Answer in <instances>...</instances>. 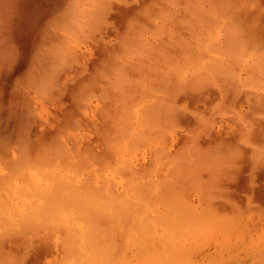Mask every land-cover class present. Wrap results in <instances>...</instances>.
<instances>
[{
    "label": "rangeland",
    "instance_id": "rangeland-1",
    "mask_svg": "<svg viewBox=\"0 0 264 264\" xmlns=\"http://www.w3.org/2000/svg\"><path fill=\"white\" fill-rule=\"evenodd\" d=\"M56 1H58L59 2V0H19V4H20V8H19V11H20V15H19V17L17 18L16 17V20L15 21H17L18 20V22H20V23H22V24H20V23H18L17 22V24H16V22L13 24L14 26V31H15V37H17V38H15V40H17V46H19V45H21V47H22V45H23V47L21 48V47H18V48H20L19 50L22 52V57H21V54H20V56H19V63H18V60H17V65L15 64V66L16 67H14V69L12 70V71H10L9 69H11V68H9L7 71H4V73H2V75L0 76V130H3L2 129V127H3V125H5L6 124V130H5V128H4V130L6 131V133L5 134H7L8 132L9 133H11V134H7L6 136H5V134H4V132H2L3 134H0V135H2V136H0V141H1V145L3 146V151H2V153H0L1 155H3V152H5L4 153V155L2 156V157H4L6 154H8L7 156H5L4 158H6L5 160L6 161H3V163L5 164V162L6 163H8V164H3L2 163V161H0V180L1 179H3V177H7V178H4L3 180H4V182L2 183L3 184V187L5 188V186H9V185H7V184H5V183H7V182H5V179H8L9 178V174L10 173H13L14 171H16L17 169H14V168H16V166H19V167H17L18 169L20 168H23V171L22 170H17L18 172H19V174H15V175H11V177L12 178H14V176L16 177L15 179H13V183H9L10 185H14L15 187H14V191H18L19 189L18 188H21L22 186V189H24L25 188V192L23 191V193H26V196H27V192H29V194L30 193H32V192H34V190H33V187L38 191V190H40V191H43V190H41V189H39L38 187V184L40 185V187L43 189V188H45V187H47L44 191L46 192H44L45 193V195L42 193V192H40V193H42L43 195H41V196H43V198L38 194L39 193V191L37 192V191H35L36 193H37V197L35 196H32V197H30V198H27V197H29V194H28V196L26 197L25 196V194H24V196L22 195V197H20L21 196V192H13L12 190H7V192H5V191H3V193H5V195L1 192V190H3V189H1L0 190V192L2 193L1 195H3V196H5V197H3V202L5 203V201L7 200V199H9L8 201H6V203L8 202V204L10 203V201L12 202L11 203V205L13 204V206H11V208H10V206H9V208L8 207H6V208H4L3 209V206L1 205V203H2V197L0 198L1 200V203H0V212H2V214L0 215V225L5 229V232H7V231H9V233L10 232H12V231H14V230H12L11 231V229H12V227L8 224V226H6V224H5V226H4V221L5 220H9L10 219V221L9 222H12V224H13V226H15L17 229H15V227H14V229L15 230H17L18 231V229H19V231H21V233L20 234H15L14 232H12V234L10 233V234H8V233H6V235H8L9 237H7L4 233L5 232H3L4 230H3V228L0 226V230L2 231V235H5L6 237H3L4 238V240H0V260H2V262H3V260H4V263H6V264H8V263H10L11 264V262H13V261H17V259L20 261L22 258H23V260H21L22 262L20 263V262H16V264H30V260H31V258L35 255V249L36 248H38V247H45L46 249H49L50 251H47V252H50L48 255L49 256H47V257H45L44 258V260H46L45 261V263L44 264H60V260H61V264H62V261H63V258H65V257H67V258H65L64 260H66V262L65 261H63V262H65V264H79L80 262H82L83 263V261H81V258L82 259H85V260H87V259H90L91 258V260H88L87 262H86V264H88V262L90 261H92V264H94V263H96V264H111L110 262H113L112 264H120V263H118V260L120 261L121 260V264H124V263H126V261L128 262L129 260H130V263L129 264H133V262H131V258L130 259H128L129 258V255H132V260L135 262V260L137 261V264H142L143 263V261H144V258H145V262L143 263V264H150V263H153V262H151V261H153L152 259H151V257H150V255H152V257L154 256V254H155V252H154V247L155 246H153L154 245V243L157 241V243H155V245L157 244V245H159V246H157L158 248L157 249H155V251L157 252V250L159 251V248H161L160 246H161V244L162 243H164L165 245H167V243H168V248H167V250L168 249H170L168 252L166 251V250H164V255H165V260H167L166 259V256H167V258L168 259H172L173 260V262H172V260H167L166 262H167V264L170 262H172V263H175V264H180L179 262H181V264L184 262V264H264V249H262V247H264V246H260V244H262V243H264V235L262 236V234H264V233H262V232H264V218H262V217H264V168H260L259 170L258 169H253V167H252V163L250 162V159H249V156H248V154L247 153H245V155H246V157H245V155H244V157L239 161V167H238V169H235L234 171L236 172H234V171H232V172H234V174H236L237 175V172H238V175L236 176V179H235V181L234 182H232V181H230L231 180V178L232 177H228L229 178V181H228V178H226V179H224L225 181H224V183L226 184H223V180L221 181L222 183H221V187H224L225 189H227V191H228V188L230 187V192L228 191V193H230L231 194V192L233 193V198L232 197H230V198H228L229 196H231L230 194H228L227 195V191H226V196H228L227 198L230 200V201H232L233 203H231V204H224L223 202H219V205H217V203L212 199V198H208L207 196V194L206 193H208L207 191H206V193H205V190H209L208 188H207V186L206 187H204V186H201L200 187V185L199 184H197L196 182H197V180H194L195 178H193V177H197V176H195V173H194V175H193V173L192 172H188L189 174L191 173L193 176H192V178H193V181H196V182H194V183H196L194 186L196 187V188H194L193 189V184H192V178H191V175H189V174H187V173H179L180 175H183L185 178H187L186 180L188 181V183L190 184V185H188V183L187 182H185L182 178H177L178 180H180V179H182L181 181H184L185 182V188H183V190L182 191H184L185 192V190H186V193H187V190H188V192L189 193H187V194H185V196L184 197H186L188 194H190V199L191 200H189V199H187V197L189 196H187L185 199H187L186 201H185V199H184V197H183V199L182 200H177V201H179V202H183V204H180V205H178L177 206V204L179 203H176L175 202V200L176 199H178L177 197H176V199H174V197L176 196V195H174V194H176V193H178L177 191V187H176V183L177 182H179V181H177V179L174 177V176H176V177H178L177 176V174L176 175H174V176H172V175H169L170 174V169H168V168H165V167H163L162 168V166L161 165H159L160 163H159V160H160V158H157L158 156L160 157V155H158L157 154V152L154 150L155 149V146H156V141L152 138V137H148V139L147 138H135V139H137V141L133 138V139H131L132 141H136L137 142V145L139 146V148H138V146H136V144H132L131 142V140H128V143H127V141H123V142H121L120 144H119V146L121 147H119L118 145L117 146H115L116 145V143L113 145L112 143H110L109 141H111V142H113V140H111L112 139V137L110 136V139H109V136L107 137V134H108V132H107V134H106V131H108V130H103V129H99V128H101L102 127V124H104V125H107V127L105 126V128H110V127H112V126H110L111 124L109 123L108 124V122H111V118L109 119L110 121H107V119H105V120H103V118H105L106 117V115L107 114H105L104 112L105 111H107V110H109L108 108H106V107H104V106H100L99 104H97L96 106H95V108H87L86 110H81V112H82V114H77V113H75V111L77 110H75V105L73 106V101H72V96H71V91H69L68 93H66L65 95H64V97H62L61 99V101L62 102H57V103H53L52 105H50V106H46V105H44L43 104V102L42 101H39V100H37L35 103H36V106H38V108H36L35 107V109H34V106H33V104H32V102H31V100H30V98L28 97V96H26V95H24L20 90H18V87H17V83H18V81L19 80H21L24 76H22V75H24L28 70H27V68H29L30 67V64H29V67L28 66H26V64H25V61H31V60H28L27 58H29L30 57V59H31V55L32 54H30L29 56H28V53H29V51H30V49H32L31 50V52L32 51H34L33 49H35L36 48V46L38 45L37 43H35V45L36 46H34V44H32L33 43V39H34V37H35V42L37 41V39L40 37V33H44V31L45 30H50V29H46V26L48 25V24H50V22L53 20V18L54 17H56L57 16V14H59L60 12L59 11H61L62 10V6L64 7V1L62 0V2H63V4H62V2H60V3H56ZM127 1H130L129 3L127 2ZM132 1V2H131ZM134 1V2H133ZM139 1V0H138ZM145 0H140L139 2H141V3H139L140 4V6H142L143 4L142 3H144V4H147V6H148V4H149V2L148 3H145L144 2ZM148 1V0H147ZM151 1H153L152 3H154V1H155V3H154V5L156 6V3L157 2H159V1H161V2H159V5H161L162 4V6H159L158 7V4H157V6H156V8L154 9V12L153 11H149L151 14L147 17L146 15H143V17H141L140 16V14L142 13H140L139 14V16H138V12H139V8H141V7H139V5L138 4H136L135 2H137L136 0H125V2H127V3H125L124 4V0H113V3H114V5L112 6V11L110 12V14H109V20H110V24L112 25V27L111 28H109L108 30H107V32H106V38L105 39H110L111 37V42H113V44L112 43H110V41L109 42H107V41H102V40H98V42L99 43H97V45L99 44V46H95V44L93 45L94 46V49H93V46H92V49L90 50L89 48H85L83 51H84V53H86V58H88L89 59V65H90V67H92V68H94L96 65H98L99 63H100V61H102V60H104V58L106 59V57H104V55H105V53H106V51L108 52V50H106V49H109V52H111V51H113V50H110V49H113V48H107L109 45H114V43H115V46H111V47H117L120 43L119 42H121V39H120V41L118 40V38L119 37H117V35L119 36V34H120V31L122 32L121 34H120V36H123L124 35V38L127 36V35H129V33H130V38L132 39H139L140 40V44H142L141 46H143L145 49H142V50H150V59L151 60H149V62H148V64H147V67L149 68V67H151V68H147L146 67V65L144 66V68L142 69V74H144L145 75V73H146V76H148L149 78H150V76H151V78L150 79H152L154 82H157V85H158V82H160V80H161V77H162V79L165 81V83L166 84H164L163 85V87H165V85H167V88H171V86H172V84H171V79L170 78H168V79H165V77H164V75H163V70L164 69H166L165 67H171V66H173V65H175V63H173V65H171L172 64V62H174L173 60H176L177 59V56H179L178 57V59H177V62L179 63V64H183V65H192L193 67H195V66H197V67H208L207 66V64H209V62L211 61V63H213V62H222V61H230L231 63L228 65L229 66V71L227 72L229 75H230V73H232L231 71L233 70H235L236 69V71H237V73H235V72H233L232 73V75L230 76V77H232L231 79L233 80H230V77H229V79H227V80H221L220 79V81H219V86L217 87V88H212V89H209V91L208 90H206L207 91V94L210 92V91H212V93H211V99L209 98V99H207L205 96H204V99H202V100H198L197 101V99H194V100H191V99H186V97H184V96H182L180 99H179V101H178V103H181V104H184V103H186V104H188L187 106L189 107L188 108V112H185V113H183V115L185 116V117H191L192 119H193V121H194V124H192V125H190V124H188V123H184V121H181V120H179V117L177 116V123L179 124L178 126H181V128H182V126H184V128L183 129H185V130H192V129H194V128H196L197 127V118H196V116L194 117V115H193V113H199L200 111H202L203 112V114L205 113V116H206V114H207V116H209L210 115V109H211V107L214 105V104H216L217 102H220V104L223 102H225L224 104H221V105H223L222 106V108L220 109V112H222V111H224V108H225V111L224 112H226V110L228 109V111H229V108H230V111L232 110L233 111V113L232 112H230V113H232V115L234 116H237V114H239V115H241L242 116V114H244V112L248 115V116H246V114H244L243 116H245L244 118H246V117H249L250 116V110L251 109H254L255 110V108L256 109H258V110H255L256 112L258 111H263L264 109H263V107L261 106V108L263 109H261L260 108V106H258V105H261L262 103L261 102H264L263 101V99L261 98V97H264L263 95H264V91H261L259 88H254L253 87V83L254 82H256V81H258L259 79H261V78H264V74H258V75H256L257 74V72L259 73V71H261L260 73H264L263 72V70H264V58H262L263 56H264V53H262L263 51H264V41L263 42H258L259 40H260V37H261V39H264V0H238V1H241V2H238L239 4H236V3H233L232 4V7L233 6H235V8L239 5L240 7H238L239 8V10L241 9V8H243V6H244V8L247 10V11H245L247 14H248V16H251V14L253 15H255V13H256V17L259 15V20L257 21V18L255 17V20L256 21H253V16H252V18L249 20V22L248 21H246V20H248V16L245 14V16H243V14H239L240 12L242 13L243 11H237V13L239 14H235L237 17H238V19H239V16L241 17V16H243L244 18L242 19V17L240 18V21H241V19H242V21H244L245 19V21L243 22V24L245 23L246 24V26H245V28H247L248 30L249 29H251V27H254L255 29L257 28V29H263V30H261L260 31V29L258 30V31H260V32H258L257 30H255L254 29V31H256L255 33H257L256 35L258 36H256L255 35V33L253 32V30L251 29V31L249 30V31H247V30H245V28L242 26V27H240L239 28V25L241 26V23L242 22H239L237 19V22H239V23H236L235 21L236 20H234V19H232V20H234L233 22H231L232 20H231V18L233 17V14H232V16L231 15H229L228 17H229V19L227 18V15H228V13L226 14V10H227V8L230 10V5H227V3H225L224 4V0H221V1H219V2H222L221 4L223 5H227L228 7L226 8V10H225V7H224V5H223V8H224V10H225V14H223V12L224 11H222L220 14H219V11H220V9L219 8H221L222 6H221V4L218 2V1H216L215 2V0L214 1H212V0H200L201 2H200V5H199V7H197L196 8V10H194L193 9V7L194 6H197L199 3V0H197V3H195V4H197V5H195L193 2H195L196 0H193V4L192 3H189L190 1H192V0H188L187 2L190 4V5H194L192 8H190V5L189 4H187L188 6H186V2H185V0L183 1V0H178V1H176L175 0V2H177L176 4H178V6H175L174 4V0H171L172 2H170L169 0H151ZM150 1V2H151ZM180 1V3H178ZM181 1H182V3L184 2V4H185V6H182L181 5ZM227 0H225V2H226ZM228 1H230V0H228ZM250 1H254V2H250ZM21 2H22V5H21ZM167 2V3H166ZM212 2V3H211ZM243 2V3H242ZM54 3V5L53 6H51L52 4ZM161 3V4H160ZM163 3H164V5H163ZM213 3H214V5L216 4V3H218V4H216L215 5V10H214V5H213ZM229 3V2H228ZM245 3V4H244ZM246 3H248V4H246ZM254 3V4H253ZM61 5V6H58V5ZM210 4V5H209ZM230 4V3H229ZM237 6H236V5ZM252 4V5H251ZM136 5V8L135 7H133V6H135ZM182 6V7H180V6ZM202 5H204V6H202ZM208 5V6H207ZM220 5V6H219ZM246 5H248V6H246ZM25 6V7H24ZM49 6V7H48ZM57 6H58V8H57ZM130 7L131 6V8L133 9L134 8V11H136L137 12V16H135V15H130L131 13V11H132V9H129V12H128V8L127 7ZM138 6V7H137ZM143 6H146V5H143ZM142 6V9L144 8ZM146 6V7H147ZM171 6H172V8H171ZM202 6V11H203V13H204V15H207V17H209L208 15L209 14H206V13H210V14H212V15H214V17L213 18H215V22H214V19L213 20H211V18H207V20H205L206 19V17H205V19L204 18H202L201 17V15L203 14V13H201V15L199 14L200 13V11H201V9H200V11H198L197 12V9L198 8H200ZM219 6V8H217ZM230 6V7H229ZM247 8H246V7ZM249 6H251L250 8H248ZM51 7V8H50ZM53 7L54 8H57L58 10L56 11V9L55 10H53ZM60 7V8H59ZM167 7H169V8H171L170 9V11H172V13L171 14H173V10L172 9H175V10H177V11H174V16L170 19V17L172 16L171 14H169L170 13V11H169V8H167ZM180 7V8H179ZM186 7L187 8H189L190 10H188L187 9V11H185L184 9H186ZM205 7V8H204ZM261 7V8H260ZM126 8H127V10H126ZM151 8V7H150ZM153 8V7H152ZM160 8H161V10H163V11H161L160 10ZM211 8H213V10H212V12L210 11V9ZM243 8V9H244ZM50 9H51V11H50ZM120 11H119V10ZM148 9V8H147ZM167 11H166V10ZM209 9V10H208ZM217 9H219L218 11H216ZM237 9V8H236ZM242 9V10H243ZM263 11H262V10ZM53 10V11H52ZM114 10H116V13L114 12ZM131 10V11H130ZM145 10V9H144ZM144 10H143V13H145L144 12ZM184 10V11H183ZM208 10V11H207ZM233 10H235V9H233ZM259 10H261V11H259ZM55 11L56 12H58L57 14L55 13ZM141 11V10H140ZM146 11V10H145ZM158 11H160V12H158ZM179 11V12H178ZM182 11V12H181ZM190 11V12H189ZM205 11H207L206 13H205ZM215 11L217 12V13H215ZM235 11V12H236ZM253 11V12H252ZM49 12H51L50 14H48ZM54 12V13H53ZM115 13V14H112V13ZM118 12V13H117ZM127 12V13H126ZM147 12V11H146ZM166 14H165V13ZM177 14H176V13ZM185 12V13H184ZM257 12H259V13H257ZM128 13H130L129 15H126V14H128ZM132 13H134L133 11H132ZM148 13V12H147ZM164 13V14H163ZM181 13V14H180ZM234 13V12H233ZM244 13V12H243ZM53 14V18L52 17H50V18H48L49 16H51ZM54 14H56L55 16H54ZM135 14V13H134ZM146 14V13H145ZM149 14V13H148ZM155 14H159V16H157V15H155ZM167 14H169V15H171V16H167V17H165V19H164V16L163 15H167ZM183 14L185 15V16H183ZM200 16H199V15ZM217 14H219V16H221L222 17V15L223 16H225L224 18L222 17H217ZM258 14V15H257ZM23 15V16H22ZM25 15V16H24ZM47 15H48V17H47ZM112 15H114V16H112ZM130 16V17H128V19L129 20H131V22H133V23H135V24H137V25H135V24H133V25H131L129 22V24L127 23V21H128V19H125L126 20V22H121V24L122 25H124L125 23H126V26L124 25V27L120 24V21H121V19H122V21H125V20H123L125 17L124 16ZM186 15H187V19L188 18H190L193 22L191 23V21L190 20H188V21H190V23L192 24V28H191V24L189 23L188 25H187V19L185 20V19H181V18H186ZM194 15H196V17H198V18H200V20H201V22H199L198 21V18H196ZM36 16V17H35ZM47 17V19L45 20V18ZM151 16H157V18H154V17H151ZM160 16L165 20H163L162 18H160ZM180 16H182L181 18H180ZM193 16V19L191 18ZM231 16V17H230ZM123 17V18H122ZM138 17V18H137ZM210 17H212L211 15H210ZM235 17V16H234ZM233 17V18H234ZM246 17V18H245ZM140 18H141V20L142 21H144L143 23H141L142 25H143V27L145 28H143L144 29V31H143V29H141L142 28V26H140V28L138 27V24L141 22V20H140ZM151 18H153V19H151ZM29 19V20H28ZM55 19V18H54ZM112 19V20H111ZM116 21H115V20ZM132 19L135 21H132ZM139 19V20H138ZM149 19H151V20H149ZM160 19V20H159ZM220 20V21H218V20ZM261 19V20H260ZM23 20V21H22ZM137 20L139 21L138 23H137ZM170 20V21H169ZM176 20V21H175ZM183 20H185V22L183 21V23H182V21ZM44 21H46V22H44ZM48 21V22H47ZM119 21V22H118ZM147 21V22H146ZM151 21V22H150ZM160 21V22H159ZM162 21V22H161ZM196 21V22H195ZM198 21V22H197ZM205 21V22H204ZM210 23H209V22ZM251 21V22H250ZM39 22V23H38ZM41 22H44L45 24H46V26H45V24L44 23H41ZM111 22H113V24L111 23ZM115 22V23H114ZM153 22V23H152ZM158 24H157V23ZM177 22V23H176ZM218 22H221L220 24H219V27L218 28H220V29H218L216 26H217V23ZM226 22H227V24L230 22V23H232L231 25L230 24H228V25H230V27H233L234 29H235V31H236V33L235 32H231V34H232V36L230 35V36H228V39L230 38V40L229 41H231V42H229V43H231V44H228V43H225V40H226V37H224L225 35H228V32L229 31H231V30H233V28H230L229 29V27H226L227 25H226ZM256 22V23H255ZM144 23H146V24H144ZM176 23V24H175ZM184 23H186V24H184ZM199 23V24H198ZM201 23V24H200ZM216 23V24H215ZM34 26H33V25ZM43 24V25H42ZM115 24V25H114ZM154 24H156V25H154ZM167 24V25H166ZM193 24H194V26H193ZM236 24H238V25H236ZM257 25V26H254V25ZM260 24H261V26L262 27H259L260 26ZM18 27H16V26ZM32 25V26H31ZM37 25V26H36ZM118 25H119V27H118ZM136 26V28L138 27L139 29H138V32H136L135 30H132V29H134L135 27H133V28H131V26ZM146 25H147V27H146ZM148 25H149V27H148ZM160 25L163 27L162 29H161V27H160ZM165 25V26H164ZM170 25V26H169ZM186 25V26H185ZM190 25V28L191 29H196L197 30V32L201 29V31H199L200 32V34L201 35H203V36H201L200 34H199V32H198V35H197V37L199 36H201L200 38H203V40L202 39H198L197 40V38H196V34H194L195 32H194V30H193V34H192V32H191V30H187V29H189L188 28V26ZM251 25V26H250ZM39 26V27H38ZM42 26V27H41ZM44 26H45V29H44ZM115 26H116V28H115ZM121 26H122V28H121ZM151 26V27H150ZM153 26V27H152ZM172 26V27H171ZM185 26V28L186 29H184L183 27ZM197 26H198V28H199V30L197 29ZM212 26H214V28L216 29V32L214 31V28H212ZM49 27V26H48ZM173 27H175V28H173ZM194 27V28H193ZM227 28V30H224V28ZM237 27V28H236ZM259 27V28H258ZM38 28H42L41 30L40 29H38ZM113 28H115V29H113ZM124 28H127L126 30H127V32H125V34H123L124 33ZM147 28V29H146ZM149 28V29H148ZM153 28V29H152ZM165 28V29H164ZM167 28H169V30L170 31H167L166 29ZM178 28H180V29H178ZM183 28V29H182ZM225 28V29H226ZM243 28V29H242ZM120 31H119V30ZM123 31H122V30ZM128 29H130L129 31H128ZM141 29V31H142V33L140 32L139 33V30ZM158 29H159V31H158ZM160 29H161V32H162V36H161V34H160ZM172 29H174V30H176V31H174V30H172ZM228 29H229V31H228ZM239 29H241V31L239 30ZM147 30H148V32H147ZM150 30H152V33H154V34H152V33H149L150 32ZM164 30H165V32H164ZM221 30V31H220ZM41 31V32H40ZM136 33H135V32ZM154 31V32H153ZM180 31L182 32V33H180ZM184 31V32H183ZM212 31V32H211ZM226 31H228L227 33H226ZM234 31V30H233ZM244 31H245V33H244ZM37 32H39V33H37ZM49 32H51V31H49ZM145 33V35H144V33ZM169 32H170V34H169ZM178 32V33H177ZM215 32V33H214ZM239 32V33H238ZM240 32H242L243 34H246V36L247 37H249V40H248V38L247 39H245V36H241L242 34L240 33ZM38 35H37V34ZM135 33V34H134ZM164 33V34H163ZM166 33H167V35L169 36H167L166 35ZM223 33V34H222ZM224 33H226V34H224ZM230 33V32H229ZM254 33V34H253ZM20 34H21V36H23L22 38H20L21 36H20ZM35 34H36V36L38 37V38H36V36H35ZM123 34V35H122ZM148 34H150V35H148ZM153 36H155L156 37V39H155V37H152V35ZM160 34V35H159ZM178 34V35H177ZM192 34V35H191ZM208 34V35H207ZM235 34V35H234ZM248 34H251V35H248ZM17 35V36H16ZM54 35L57 37L56 39H57V41H59V38H58V36L54 33ZM126 35V36H125ZM189 35H191L192 37H190ZM207 37H206V36ZM236 35H237V37L239 38V36H240V39H237V37H236ZM158 36V37H157ZM160 36V37H159ZM209 36H210V39L211 40H209L208 38H209ZM212 36H214V37H212ZM26 37V38H25ZM41 37H42V35H41ZM40 37V38H41ZM172 37L174 38V39H172ZM178 39H181L180 41L178 40V42H179V44H178V42H177V38ZM236 37V38H235ZM252 37V38H251ZM19 38V39H18ZM33 38V39H32ZM39 38V39H40ZM116 39V40H113V39ZM127 38V37H126ZM149 40H151V41H149ZM163 38V39H162ZM176 38V39H175ZM192 38V39H191ZM224 38H225V40H224ZM24 39H26V40H24ZM38 39V40H39ZM129 39V38H128ZM171 39V40H170ZM191 39V40H190ZM233 39H234V41L236 40V41H239L240 43H238V42H235V45H234V41H233ZM242 39V40H241ZM254 39L256 40V42H253L254 41ZM258 39V40H257ZM22 42H21V41ZM41 40V39H40ZM40 40H39V42H40ZM113 40V41H112ZM123 40V39H122ZM175 41L174 43H173V41ZM182 40L184 41V42H182ZM185 40L187 41V43L185 42ZM199 40H202L201 41V43H199L198 44V42H200ZM207 40V41H206ZM244 40H246V42L244 41ZM251 40H253V41H251ZM19 41V42H18ZM25 41H27V42H25L26 44L28 43L29 45H33L32 47L31 46H29L28 44V49H27V51H26V49H25V44H24V42ZM102 41V42H101ZM124 41V40H123ZM163 41V42H162ZM168 43H167V42ZM171 41V42H170ZM189 41V42H188ZM213 41H215L214 42V44H215V48L213 47V46H211L213 43ZM241 41H242V43H243V41H244V43H243V45H242V43H241ZM20 42L22 43V44H20ZM29 42H31V43H29ZM38 42V41H37ZM38 42V43H39ZM104 42V43H103ZM107 44H106V43ZM125 42H126V46H127V44H129L127 41H126V39H125V41H124V44H125ZM131 42V41H130ZM155 42H157V44L155 43ZM162 42V43H161ZM191 42V43H190ZM251 42L253 43V44H255V45H252L251 44ZM102 43V44H101ZM110 43V44H109ZM119 43V44H118ZM123 43V42H122ZM153 43V44H152ZM161 43V44H160ZM172 43H173V45H172ZM175 43H177V45L179 46V49H178V46H176V44ZM194 43H195V45H194ZM202 43H203V45H202ZM237 43V44H236ZM257 43V44H256ZM103 44H105L104 46H103ZM109 44V45H108ZM123 44V45H124ZM132 44V43H131ZM162 44H163V46H162ZM167 44V45H166ZM210 44V45H209ZM227 44H228V46H230V47H232L233 45L234 46H236V45H238V48H237V46L236 47H234V49H236V50H231L232 52H230V50L228 51V49H230V47H228L227 46ZM233 44V45H232ZM247 44V45H246ZM123 45H121V47L120 46H118L119 47V49H122L123 50ZM130 45V44H129ZM200 45V46H199ZM217 45V46H216ZM225 45H226V47H225ZM242 45V46H241ZM125 46V45H124ZM141 46H140V48H141ZM185 46V48H183ZM197 46H199V48H200V50H201V52L199 51V48L197 47ZM246 46V47H245ZM118 47L116 48V49H114V50H119L118 49ZM173 47V48H172ZM177 47V48H176ZM242 47V48H241ZM250 47V48H249ZM256 47H257V49H256ZM260 49H259V48ZM261 47H263V49L261 50ZM103 48H106L105 50H103ZM210 48V49H209ZM211 48H213V49H211ZM97 49H98V51L99 50H101L102 51V54H104L103 56H102V54L100 53H97L98 51H97ZM139 49V47H137V49L136 50H138ZM169 49V50H168ZM183 49V50H182ZM184 49H185V51H184ZM219 49V53H218V51H216V50H218ZM232 49V48H231ZM256 49V50H255ZM259 49V50H258ZM142 50H139V51H142ZM168 50V51H167ZM173 50V51H172ZM180 50V51H179ZM182 50V51H181ZM213 50H215V51H213ZM242 52H241V51ZM249 52H248V51ZM261 51V52H258V51ZM87 51V52H86ZM93 51V52H92ZM103 51H105V53L103 52ZM138 51V52H139ZM164 51H166V53H167V56H170L171 54V57H167L166 56V54H165V56L163 55L164 54ZM171 53H170V52ZM178 51V52H177ZM204 51V52H203ZM207 51H209V52H207ZM227 51L228 52H230V55L232 56V57H230V55H227V54H229V53H227ZM235 51V52H234ZM20 52V53H21ZM23 52H24V54H23ZM30 52V53H31ZM100 52V51H99ZM118 52V51H117ZM121 52V51H120ZM119 52V53H120ZM170 54H169V53ZM176 52V53H175ZM185 52H188L189 54H187V53H185ZM197 52L199 53V54H197ZM244 52H246L245 54H244ZM111 53H114V52H111ZM118 53V54H119ZM122 53V52H121ZM129 53V52H128ZM163 53V54H162ZM213 53V54H212ZM232 53V54H231ZM234 53V54H233ZM238 53V54H237ZM259 53H261V54H259ZM83 54V53H82ZM92 54V55H91ZM96 54V55H95ZM109 54V53H108ZM115 55H117L116 54V51H115V53H114ZM113 54V55H114ZM174 54H175V56H174ZM204 54H206V59H205V55ZM213 55V56H211V55ZM219 54V55H218ZM112 55V54H111ZM114 55V56H115ZM177 55V56H176ZM210 55V59H209V56ZM221 55V56H220ZM233 55L235 56V57H233ZM241 55V56H240ZM254 55V56H253ZM263 55V56H262ZM28 56V57H27ZM106 56H109L110 57V55H107L106 54ZM164 56V57H163ZM202 56V57H201ZM203 56H204V59H202L203 58ZM227 56V57H226ZM112 57V56H111ZM155 59H154V58ZM166 57V59L171 63V64H166L165 63V60H164V62H161V61H163V58H165ZM175 57V58H174ZM185 57V58H184ZM199 57H201V58H199ZM217 57V58H216ZM240 57V58H239ZM245 57H247V60H246V58ZM255 57V58H254ZM260 57V58H259ZM23 58L25 59V60H23ZM94 58H96V59H94ZM172 58V59H171ZM183 58V59H182ZM230 58V59H229ZM27 59V60H26ZM161 59V60H160ZM199 59H202V61H200ZM216 59V60H215ZM218 59V60H217ZM157 60V61H156ZM184 60V61H183ZM238 60V61H237ZM263 60V61H262ZM24 61V64L22 63ZM181 61V62H180ZM198 61H200V62H198ZM206 61H207V64H206ZM209 61V62H208ZM237 61V62H236ZM247 61V62H246ZM93 62H96L95 64L93 63ZM153 63V65L151 64V63ZM168 62V63H169ZM228 62H227V64H228ZM247 64H246V63ZM254 62L255 63H258V64H254ZM22 63V64H21ZM31 63V62H30ZM157 63V64H156ZM185 63V64H184ZM187 63V64H186ZM197 63V64H196ZM201 63V64H200ZM244 63V64H243ZM249 63V64H248ZM20 64H21V67H19L20 66ZM154 64L155 65H157V66H154ZM199 64V65H198ZM205 64V65H204ZM231 64H234V66H235V69H234V67H233V65H231ZM254 64V65H253ZM261 64V65H260ZM19 65V66H18ZM23 65V66H22ZM25 65V66H24ZM168 65V66H167ZM230 65H231V67H233L232 68V70H231V67H230ZM246 65H248V66H250L249 68L246 66ZM253 66V67H252ZM258 67V71L256 72V71H254V69L256 68V67ZM22 67H24V68H22ZM26 67V68H25ZM154 67H156L155 69H156V72H155V69H154ZM157 67H159V69L157 68ZM161 67V68H160ZM247 67V68H246ZM260 67H262V68H260ZM13 68V67H12ZM21 68H22V70H23V74H22V70H21ZM154 70H153V69ZM246 70H245V69ZM253 68V69H252ZM24 69H26V70H24ZM157 69L158 70H161V71H157ZM262 69V70H261ZM17 70H21V71H19L20 73H18V71ZM150 70V71H149ZM151 70H153L152 72H151ZM256 70H257V68H256ZM26 71V72H25ZM144 71V72H143ZM146 71V72H145ZM6 72V73H5ZM230 72V73H229ZM18 74V76L19 75H21L20 77H22V78H16V76H17V74ZM153 73V74H152ZM155 73H157V74H155ZM162 73V74H161ZM227 73L224 75V76H226L227 75ZM4 74H6V75H4ZM11 74V75H10ZM159 74H161V75H159ZM235 74L237 75V77L235 78V79H233V75L235 76ZM256 76H255V75ZM15 75V76H14ZM26 75V74H25ZM155 75V76H154ZM242 75V76H241ZM260 75V77H258V79L256 78L257 76H259ZM228 76V75H227ZM227 76L226 77H224V78H227ZM240 77V78H239ZM246 77H248L247 79L244 78ZM87 77H82V80H78L77 81V84H79V83H81L84 79H86ZM155 78V79H154ZM157 78V79H156ZM4 79H5V81H4ZM250 81H249V80ZM251 79H253V82H252V80ZM162 80V81H163ZM255 80V81H254ZM164 81L162 82V83H164ZM245 81H249L248 83L247 82H245ZM5 82V83H4ZM242 82V83H241ZM244 82V83H243ZM161 83V82H160ZM161 83V84H162ZM237 83H240V84H242L243 85V88L241 89V87H242V85H240V90L238 89V88H236V86H238L239 87V85L237 84ZM159 85V86H162V85ZM195 84V83H194ZM193 84V87L194 88H196V87H199V85H194ZM231 84V85H230ZM246 86H245V85ZM252 85V86H251ZM12 86V87H11ZM71 86H74V85H71ZM10 87V88H9ZM70 87V86H69ZM75 87V86H74ZM223 87H224V90H223ZM72 87H70V89H71ZM227 88H229V90L227 89ZM236 89H238V91L236 90ZM248 89V90H247ZM258 89V90H257ZM222 90V91H221ZM227 90H228V92H227ZM2 91V92H1ZM136 91H137V89L135 90V89H133V92H131L133 95H134V97H133V95H131L133 98H135V96H137V93H136ZM224 91H226L227 92V94H225V92ZM13 92H14V94H13ZM21 92V93H20ZM138 92V91H137ZM197 92V93H196ZM195 92V95H199V94H202L203 92L202 91H196ZM200 92V93H199ZM202 92V93H201ZM236 92V93H235ZM20 93V94H19ZM206 92H204V94H205ZM9 94V95H8ZM192 94H194V93H192ZM247 95V96H249V95H251V96H257V97H259V100L257 101V104H256V106H248V105H250V104H247V101H246V98H245V95ZM253 94V95H252ZM263 94V95H262ZM14 95V96H13ZM236 95V96H235ZM244 95V96H243ZM10 96V97H9ZM12 96H13V98H12ZM228 97V98H226V99H224V97ZM239 96V97H238ZM9 98V102H8V98ZM18 97V99H16ZM22 97H24L25 99H27V101L26 102H28V105H27V109H28V107L29 106H33V108L32 107H29V108H31V110L29 111V112H31L32 110H33V114H32V112L29 114V112H28V117H27V119H26V117H24L23 115V113H19L18 111H19V109H20V111H21V109H22V106L19 104V102H18V104L21 106L20 108H19V105L18 104H15L14 102H12L13 100L15 101H20L21 102V100H23V98ZM66 97V98H65ZM22 98V99H21ZM230 98V99H229ZM238 98V99H237ZM10 99H11V101H10ZM13 99V100H12ZM24 99V100H25ZM224 99V100H223ZM229 99V100H228ZM237 99V100H236ZM243 99H245V100H243ZM186 100V102H184ZM189 100V101H188ZM251 100L253 101L254 100V98H251ZM14 103V104H11L12 106H11V110H8L9 109V107H7V106H9V104L7 103ZM194 101H196V103H195V106L193 105L194 104ZM222 101V102H221ZM6 102V104L4 105V103ZM23 102V101H22ZM64 102V103H63ZM190 102V103H189ZM198 102V103H197ZM227 102V103H226ZM30 103H31V105H30ZM72 103V104H71ZM204 105H203V104ZM229 103H231V105L229 104ZM232 103H234V105H232ZM244 103V106H247L246 107V110L247 109H249L250 107H251V109L248 111H245V107H243V105H241V104H243ZM3 104V105H2ZM22 104V103H21ZM196 104H198V105H196ZM247 104V105H246ZM14 105V106H13ZM70 105V106H69ZM203 105V106H202ZM228 105H230V106H232V107H235V108H233V109H235V112H237V113H235L234 112V110L233 109H231L232 107H229ZM263 106H264V103L262 104ZM70 107V109H71V111H72V107H74L73 108V113H75L74 115L76 116L77 115V118L78 117H80L79 119V121H80V124L82 123V125L80 126H78V127H76L77 129H73V127H72V125H70V124H77L75 121H71V122H69L68 123V125L65 127V128H63L64 130V132L61 130L60 131V129H61V125H64V121H63V119L65 120V118H67V119H69V121L72 119V117H74V116H71V114H66L67 112H71V111H67V109H69V108H67V107ZM140 106L142 107V105H138L137 106V108H136V114H138L137 115V120H136V123L139 125L140 123V119H139V110H140ZM240 106V107H239ZM18 107V108H17ZM191 107V108H190ZM197 107H198V109H197ZM206 107H208V108H206ZM224 107V108H223ZM228 107V108H227ZM249 107V108H248ZM259 107V108H258ZM15 109V112H16V110H18L17 112L19 113V114H22V116L21 115H19V116H17V112H16V115H15V119H14V116H13V114L15 113L14 112V110L13 109ZM66 108V109H65ZM5 109H7L8 111H13L12 113V115H10L11 116V118H13V120L11 121V118L10 117H8L9 115L7 114V118H10L9 120H8V122H6L7 121V119H6V113L8 112V111H6ZM36 109H37V111H36ZM64 109V110H63ZM99 109H100V111H99ZM190 109H192V110H190ZM195 109V110H194ZM223 109V110H222ZM259 109H261V110H259ZM34 110H35V113H34ZM90 110V111H89ZM102 110V111H101ZM105 110V111H104ZM194 110V111H193ZM197 110V112H195ZM243 110V111H242ZM104 111V112H103ZM110 111V110H109ZM108 111V112H109ZM251 111H253V110H251ZM254 111V112H255ZM9 112V113H10ZM201 112V113H202ZM219 112V114H217V115H214L213 117L211 116L210 118H212V119H214V122H215V124H216V127L212 130V132L210 133V136H209V138H207V139H205V140H202V144H204L205 146H206V144H209V143H221V142H223V137L225 138V136H229L230 137V139L233 137H235V139L234 140H232L231 139V142H233V141H235L236 139H239V140H241L242 141V139L243 138H245V137H250V139H248V141H247V139H246V141L244 140L243 142H248V143H246L247 145H248V147H247V149L249 148V150L252 152V149H255L254 147L252 148V146H251V144H250V140L251 141H254L253 140V138H255V136L257 135V137L259 136V134L260 133H263V132H261L264 128H263V126H259V128L260 129H262V130H260L259 128H257L258 126L257 125H259L260 124V122H262V124H260V125H264L263 123V121H264V112H261L262 114H263V118H262V120H260L261 119V116L260 117H257V115H256V117H254L255 115H252V114H255L254 112H251L252 114H251V116L249 117L250 119H251V117H253L254 119L256 118V121L253 123V124H256L257 123V125H254V126H252L253 128L251 129V131H250V133L251 134H249L248 133V135H246V136H244L246 133H244V135L243 136H241V133L245 130H243L242 132H240L241 130V125H240V123L241 122H238V121H240V120H242L241 119V116L239 117V116H237L238 118H240L239 120H237V121H235L234 119H236L237 117H235L234 116V118L231 116V114H228V116H226L225 117V114H223V116H222V113H224V112H222V113H220ZM241 112V113H240ZM72 113V112H71ZM100 113V114H99ZM11 114V113H10ZM64 114H66V115H64ZM105 114V115H104ZM181 114V113H180ZM256 114H259V115H262V114H260V113H256ZM68 115H70L71 116V119H70V116H68ZM111 115V114H110ZM109 114H108V116L109 117H111ZM229 115H230V117H229ZM258 115V116H259ZM20 117V118H22V119H20V120H22L21 122L18 120V118L17 117ZM26 116V115H25ZM35 116H36V118H35ZM66 116V117H65ZM23 117L25 118V120L23 119ZM34 118V120H32L33 118ZM63 117H65V118H63ZM69 117V118H68ZM194 117V118H193ZM227 117H229V118H227ZM31 118V119H30ZM75 118V117H74ZM73 118V119H74ZM106 118H108V117H106ZM233 118V120L235 121V122H233L232 120H230V119H232ZM257 118H259V119H257ZM62 119V120H61ZM72 119V120H73ZM6 120V121H5ZM24 120V121H23ZM29 120V121H28ZM76 120V119H75ZM84 120H86V122L84 121ZM139 120V121H138ZM219 120H220V122H219ZM225 120V121H224ZM230 120V121H229ZM244 120V119H243ZM248 120V119H247ZM260 120V121H259ZM33 121V122H32ZM62 121V122H61ZM68 121V120H67ZM67 121H66V123H65V125L67 124ZM104 121H107V123L106 122H104ZM227 121V122H226ZM249 121H252V120H249ZM6 122V123H5ZM18 122H20V123H18ZM30 122V123H29ZM97 122V123H96ZM230 122V123H229ZM236 122H238L239 123V125H237V123ZM245 122H248V121H246L245 120ZM244 121L241 123L242 124V127H243V124L245 123ZM7 123H9L8 125H7ZM17 123V124H16ZM87 123V124H86ZM92 123V124H91ZM99 123V124H98ZM112 123V122H111ZM226 123V124H225ZM233 124V125H230V124ZM236 125H235V124ZM250 124H251V122H249ZM30 124V125H29ZM61 124V125H60ZM73 124V125H74ZM79 124V123H78ZM84 124H86L85 126H84ZM96 124H98V125H96ZM114 124V123H113ZM112 124V125H113ZM184 124V125H183ZM219 124H223L222 125V127H221V125L218 127V125ZM224 124H225V126H224ZM229 124V125H228ZM13 125V126H12ZM15 125H17L16 127H15ZM25 125V126H24ZM59 125V126H58ZM64 125V126H65ZM92 125V126H91ZM96 125V126H95ZM100 125V126H99ZM104 125H103V128H104ZM228 125V126H227ZM245 126H246V128L248 129V128H250V125H247L246 123L244 124ZM20 126H24L25 128L26 127H28L31 131H32V129L33 130H35V131H37V133H38V135H39V139H38V141L37 142H34V141H28V139H27V142H26V140L25 139H22L24 142H26V143H28V142H32L33 144H30L29 143V145L31 146V145H34V143H35V145H34V148H35V150H36V148H37V146H40V144H41V150L43 151V152H45V153H43L44 154V156L46 157V155L47 156H49L48 158L49 159H47V161L45 160V161H43L42 159H41V157L43 156V154L42 155H40V157H38V156H36L38 153L39 154H41L42 152H39V150L40 149H37L38 150V152L36 153V151H35V153L36 154H34L33 155V153H31L33 156L32 157H34L35 158V162H39L40 163V161H41V164L43 163V162H47L48 163V160H50V161H52L53 159L51 158L52 157V154H54V152H52V154H50L51 152H49L48 153V150H49V146L50 147H52V145H53V147H55V145L58 147V150H56V152L57 151H59V149H60V151L59 152H57V153H60L61 151V154H60V156L63 158V156H65L66 158H67V156L69 155V153H67V151L68 150H64V148H66L67 149V147H68V149H70V153H72L73 152V154H70L71 156H73V159H74V155H76L77 156V158H78V160H79V162L77 161L76 163H80V164H75V166L77 165L80 169L82 168V171L84 172V174L82 173V171H77V172H75L76 171V169H74V173H72L71 171L69 172L68 171V173L66 172L68 169H72L73 170V168H70L72 165H73V163H72V161H73V159H71L70 161H71V163H72V165L71 166H69V168L67 169V170H65L64 168H63V166L61 167V168H59L60 170L61 169H63V170H61V173L63 172V174H61V176H62V181H63V177L65 178V176H67L68 178V180L67 181H73V179L72 180H70V177L72 178V176H73V174H77L76 175V177L74 178V179H76V181L78 182H76V185L78 186V185H80V186H78V187H81V185H83V184H81L82 183V181L83 182H85V181H87V178H88V182L87 183H90L89 182V180L91 179V182H92V185H94V186H96L97 187V190L99 189L98 188V186L100 185L101 186V184H105V183H102V180L103 179H108L110 176H112V174L114 175V176H112L114 179H113V181H114V183H112V184H114V185H112L111 184V179H108V180H110V183H109V181L108 180H106L105 179V181H106V185L109 183V187H110V185H112V186H114V188H116L115 189V192H116V190L117 191H119V192H123V193H127L128 195H131L130 193V186L132 185V184H127V185H129V187L128 186H124V185H126V184H122V186H120L121 184L120 183H118V185L117 184H115V183H117V181L118 182H123V183H125V181L128 179V175L130 176V171L128 170V172H127V168L125 169V171H126V175L123 173V176H124V179H121V175H120V173H118V172H116L117 170V167H120L121 165V168L123 169V166L125 167L126 166V163L124 162L125 160V158H126V160H128L129 158V161H131V159H134V160H132V161H134L133 162V164H132V166H131V168H129V169H132V167H133V165H134V167H139V168H141L142 169V166L143 167H149L148 169L149 170H146V171H150V173L152 174V176L151 175H149V176H145L146 174H143L144 175V177H145V179L143 178V177H141V178H138V176L139 175H136L137 176V179H136V176H133V175H135V172H134V174L132 175V176H130L131 177V179H132V177H135L134 179L136 180V182H134L133 180L132 181H130V178L127 180V181H130V182H133V183H136V186H139V184L140 183H144L145 181H146V177H149V179L147 178V180H149V182L148 181H146L145 183H150L149 185H150V187H151V189L149 188V189H147L148 191H149V193H148V191H147V193H148V198L146 197V202L148 201V199H149V202L148 203H150L151 205L149 206L148 205V203H147V205L146 206H149L147 209L144 207V208H142V207H140V208H142V209H145V211H146V215H147V217H150V216H148V214L149 215H151L153 212H157L158 210H162V207L165 205V204H169L170 202L168 201V203H165L164 205L162 204V206H161V204H159L160 202L162 203V201H160L159 202V200L157 201L158 202V204H157V202H156V200H157V198H159V194H160V192L162 191V187H160V186H163V184H166L167 182H169L170 181V183L172 184V183H175V187L173 186V185H171L170 183H168L171 187L168 189L167 188V185L165 186H163V187H166L167 188V190H172L173 188L172 187H174L175 188V190H177L176 191V193H174V191L175 190H173L172 191V193L171 194H173L172 196L170 195L169 197H171V198H173V200H174V203H175V205H174V208H171V207H173V202L171 203L172 205L171 206H167V205H165L167 208H169V209H174L173 211H174V213L171 211V214H170V212H169V215H167L168 213H166V212H168V210L169 209H167V210H165L166 209V207H165V209H164V212H163V210H162V212H163V216H165V215H167V216H165V217H163V218H165V220H163L164 222H162L161 221V219H162V217H161V210L160 211H158V212H160V214H158V215H155L156 213H154L153 215H154V217H153V215L150 217V219L149 220H151V219H153V221L157 218V221L158 222H161V223H156V224H154L155 222H153V224H154V226L155 227H157L158 226V230L155 228V229H153L152 228V222L150 221H148L147 220V218H146V222L148 221L149 223L148 224H150V225H148L147 223L145 224V221H144V223H143V220H142V216H140V215H138V218H139V216H140V218H141V220H142V223H140V218L138 219V218H136V220L138 221L139 220V222H137V221H131V222H127V223H130V224H126V219H123V218H126L127 217V215H128V218H129V216L131 217H134L133 215H130V213H131V211L129 212V209H128V212H129V214H126V216H122V219L124 220V222H122L123 220L121 219V217L118 219V217H116V219H118V221L119 220H122V221H119V223H121V225L120 224H118L117 222V220H112V221H115V223H117L116 224V226L118 225V227H114L113 225H115V223H113L112 224V221H111V219H109V215L111 216V214H108V213H106L109 209H108V207H110V206H106V202L108 201H110L109 199H105V197H107V196H105V197H100L101 199L100 200H102L101 202L102 203H100L99 204V206H100V208L101 209H103V210H101V209H99L98 208V210H101V212L99 211H95V209H96V206H98L97 204H96V202L97 201H99L98 200V198H99V196H94V191L93 190H95L94 189V187H92V192L91 191H88L89 193H91V194H93L91 197H90V202L88 203L89 204V206L91 207V212H92V209H93V211H95L96 213H101V214H99V215H101V216H98V214H96L95 216L97 217H101V221H100V219H98V218H96V220L98 219V222H101V225L100 224H98L97 222H96V220H94L93 219V216L91 215V220H94V222H96L95 224H97V225H95L94 223H93V221H92V223H90V225H89V222L91 221H89V219H88V217H84V218H82V219H80L79 217H81V216H85V212H86V207H87V205H86V203H85V205L86 206H84V208H85V212L83 211V205L84 204H82L83 203V201L81 202V200H83L84 199V197L83 196H81V194H84L85 193V191H84V189L83 190H78L81 194H79L80 195V197H79V195H78V198L80 199L81 198V200H80V202L81 203H79L80 205H82L81 207H79V205H78V210L81 208L82 210H79L80 211V213H79V211L77 210V212L79 213V214H81L82 212L81 211H83L85 214H83V215H78V213L76 212V209L74 208V202H71V199L73 198V196H71L70 195V193H72L73 191H72V189H74L73 187H75L76 185L74 184V186H73V184H72V186L73 187H69L70 189H71V191L72 192H70V190H68L69 188H68V182L65 180V182L66 183H63V184H65V186H66V188H68V189H66L65 190V192H64V186L61 188V187H59L58 188V185H57V188L55 189V193H58L59 192V194L57 195H55L54 194V197L56 196L57 198H56V201H58V202H64L63 201V199L61 200V198H60V195L62 194V192L63 193H65L64 195H61L62 196V198H63V196H65L64 198H66V194H68L69 192V194H68V199H70V203L69 204H74L73 206L72 205H69V206H71L70 207V209H72V208H74V214H72V212L71 213H69V211H70V209L68 208V207H66L65 205H66V203H64L63 205L65 206V210L62 212V211H60V208H62L59 204H61V203H56V201H55V199L53 198V200L51 199V197H48L49 195H51V194H53V187H51V186H54V183H56L55 181H53V180H50V177L48 176L47 178H45L46 176H44L43 177V175H44V173H42L41 172V170L43 171V167L41 168V167H38V166H36V165H33L35 162H30L31 164L30 165H28V166H31L32 168H33V166H35L36 168L38 167L39 168V172L36 170L35 172V174H34V176L31 174L33 171H31V170H26L27 171V173H26V171L24 170V168L26 169L27 167V163L28 162H26L25 160L26 159H24V157H23V155L22 154H24V153H21V158L23 157V159H22V161L21 162H23V163H21V164H19V161L21 160H19L18 159V155H19V153H20V151H19V147L20 148H22V150H23V148L25 149V150H28V148L30 149L31 147H29L28 146V148L25 146V145H28V144H26V143H24V142H22V143H19V142H21L22 140H20L21 138L20 137H24V135L22 134V130H23V128L22 127H20ZM63 126V127H64ZM196 126V127H195ZM227 126V127H226ZM232 126V127H231ZM235 126H236V128H235ZM248 126V127H247ZM16 129H15V128ZM17 127H20L19 128V130H17ZM60 129H59V128ZM190 127V128H189ZM238 127V128H237ZM7 128L8 129H12L13 128V131H17V134L18 135H20L19 133H20V131H21V134L23 135V136H18L20 139H18V140H16V132H12V130L11 131H9V130H7ZM24 128V129H25ZM28 128H26L24 131H23V133L25 132H27V134L26 135H28V133H29V129ZM88 128V129H87ZM108 128V129H109ZM113 128V127H112ZM109 129V130H112V131H110V133L112 132L113 133V129ZM221 128H222V130H221ZM225 128L227 129V130H229V131H224L225 130ZM230 128V129H229ZM232 128H233V130H232ZM245 128V127H244ZM256 128L257 129H259V130H257V132H256ZM22 129V130H21ZM65 129H66V131H65ZM221 130V132H223L222 134L219 132V130ZM243 129V128H242ZM246 129V130H247ZM102 130V131H101ZM237 130L238 132V134H239V132H240V135L239 136H241V137H239V136H237L236 137V135H237V133L235 132V131ZM248 130H250V129H248ZM247 130V131H248ZM18 131H19V133H18ZM68 131V133L71 135V136H69V134L68 133H66ZM76 131V132H75ZM78 131H80V132H78ZM104 131V132H103ZM42 134H41V133ZM73 132H74V135H76L75 136V138L73 137ZM87 132V133H86ZM227 132V133H226ZM245 132V131H244ZM0 133H1V131H0ZM13 133H15V134H13ZM76 133V134H75ZM83 133V134H82ZM109 133V135H113V134H110ZM216 133H218V134H216ZM232 133H234V134H236V135H234V134H232ZM255 133V134H254ZM13 134V135H12ZM50 134V135H49ZM222 136H220V135ZM232 134V135H231ZM45 135H49L48 137H49V139H50V137H51V139H50V141H47L48 139H47V137L45 136ZM214 135V136H213ZM250 135V136H249ZM251 135H252V137H251ZM67 136V137H66ZM172 136V137H171ZM216 136V137H215ZM220 136V137H219ZM254 136V137H253ZM5 137H6V139H5ZM47 139L46 141H45V145L46 146H44L43 145V143H44V140H45V138ZM68 137H70L69 139H68ZM215 137V138H214ZM218 137V138H217ZM256 137V138H257ZM9 138H10V140H9ZM27 138V137H26ZM40 138L42 139L43 138V140H41L40 141ZM54 138V139H53ZM219 138H221V139H219ZM255 138V139H256ZM260 138V137H259ZM262 138L264 139V137H263V135H262ZM262 138L261 139H259V140H262ZM18 142L19 140V144L18 143H16L17 144V146L19 145V147L17 148V146H16V144H15V142H13V141H15V140ZM175 139V140H174ZM226 139H228L229 141H230V139L229 138H227L226 137ZM224 140L225 142L224 143H226V144H228L229 143V141H227V140ZM4 140V141H3ZM7 142H11L12 140V143H14V146H15V148H14V146L12 147V146H9L10 144L9 143H6V141ZM29 140H30V138H29ZM100 140V141H99ZM169 140H170V142H169ZM182 140H183V137H181V142H182ZM238 140V141H239ZM256 140H258V138L256 139ZM39 141L41 142V143H39ZM53 141V142H52ZM60 141V142H59ZM83 141V142H82ZM129 141H131V142H129ZM214 141V142H213ZM216 141H221V142H216ZM237 140L235 141V143L233 142L232 143V145H234V144H236V143H240V145H242V146H245L244 145V143L242 142H238ZM47 142V143H46ZM51 142V143H50ZM57 142H59V143H57ZM67 144H66V143ZM73 144H72V143ZM135 142V143H136ZM168 144H169V148H171L172 146H174L175 144H176V136H175V133H170L169 134V137H168ZM228 142V143H227ZM231 142H230V144H231ZM256 142L257 141H255L254 143L256 144ZM261 142V141H260ZM259 142V143H260ZM263 143H264V141H262ZM11 143V144H12ZM84 143H87V144H84ZM88 143H90V144H88ZM125 143V144H124ZM130 143V144H129ZM172 143H173V145H172ZM251 143H253V142H251ZM20 144L21 145H23V146H25V147H21L20 146ZM37 144V145H36ZM52 144V145H51ZM60 144V147L58 146ZM61 144H62V146H63V148L61 147ZM79 145V144H81V145H79V147L77 148V146H75V145ZM92 144L94 145V147L92 146ZM113 145V148H115V149H112V147H110V145ZM127 144H128V146H127ZM147 144V145H146ZM152 144H153V147H152ZM250 144V145H249ZM261 144V143H260ZM1 145H0V148H2L1 147ZM5 145V146H4ZM49 145V146H48ZM64 145H66V147L64 146ZM69 145V146H68ZM88 145H91V146H88ZM111 145V146H112ZM122 145V146H121ZM133 145V146H132ZM258 145V144H257ZM43 146V147H42ZM48 146V147H47ZM73 146V147H72ZM127 146V147H126ZM132 146V147H131ZM249 146H251V147H249ZM46 147L48 148V150H46ZM57 147H56V149H57ZM82 147V148H81ZM88 149H86V148ZM134 147H137L135 150H133V149H131V148H134ZM255 147H256V145H255ZM260 147H261V145H260ZM264 147V146H263ZM27 148V149H26ZM62 148V149H61ZM73 148H74V150H73ZM75 148H77L76 150H75ZM112 149V151L111 150H109V149ZM252 148V149H251ZM262 148V147H261ZM5 149V150H4ZM15 151H14V150ZM16 149L18 150V151H16ZM90 149H92V150H90ZM119 150V152H117V150ZM123 149V150H122ZM126 149V150H125ZM137 149L139 150V151H137ZM150 149V150H149ZM21 150V151H22ZM33 150V146H32V149H31V152H33L32 151ZM46 150V151H45ZM50 150H53L52 148L50 149ZM54 150H55V148H54ZM53 150V151H54ZM73 150V151H72ZM81 150V151H80ZM84 151V154H83V151ZM101 150V151H100ZM121 150V151H120ZM128 150V151H127ZM129 150H131V152H133L132 153V156H131V152L129 151ZM133 150V151H132ZM245 150V151H244ZM244 152H246L247 150H246V148H244ZM249 150H248V152H249ZM7 151H8V153H7ZM14 151V152H13ZM66 151V152H65ZM72 151V152H71ZM77 151V152H76ZM94 151V152H93ZM104 151V152H103ZM111 151V152H110ZM130 152V153H128V154H130V155H128V154H126L125 152ZM17 153V157H16V155H14V154H16ZM22 152H24V150L22 151ZM93 153V155H91L92 153ZM123 152V153H122ZM141 152V153H140ZM251 152H249V153H251ZM57 153H56V155H57ZM64 153H67V154H64ZM77 153V154H76ZM86 153V154H85ZM89 153H91V154H89ZM101 153H103V155H101ZM46 154V155H45ZM49 154V155H48ZM105 154V155H104ZM51 155V156H50ZM69 155V156H70ZM84 155H88V156H84ZM96 155V156H95ZM99 155V156H98ZM126 155H128L129 156V158H127L126 157ZM149 155V156H148ZM20 156H19V158H20ZM44 156H43V158H44ZM55 156V155H54ZM53 156V157H54ZM58 156V155H57ZM92 156H93V158H94V160L97 162H95L94 160H93V158H92ZM95 156V157H94ZM98 156V157H97ZM106 158V156L108 157V156H110V157H112V159H113V157H114V159L115 160H111V158H109L111 161H112V163L111 164H113V166H112V168H113V170H114V168H115V170L113 171L112 169V171H110V173L107 171V170H105V171H107L108 172V175H106L107 174V172L105 173V175L106 176H108V177H105L104 176V174L102 175V180L101 179H97L98 177H100L101 175V173L103 172H101V170H99V172H101V173H98V170H97V172H95V170L96 169H99L101 166H103L104 165V158ZM121 157V158H123V159H119V158H117V157ZM2 157H0L1 159H3ZM8 157V158H7ZM39 158L40 159V161H38L36 158ZM59 157V156H58ZM81 157V158H80ZM84 157V158H83ZM96 157H97V160H96ZM102 157V158H101ZM34 158H32L33 160H34ZM47 158V157H46ZM45 158V159H46ZM76 158V159H77ZM90 158V160L92 161H90V160H87V159H89ZM92 158V159H91ZM101 159L102 160V162H103V165H102V162L101 163H98V159ZM0 159V160H1ZM18 159V160H17ZM28 159H30L31 160V155H30V157L28 158ZM52 159V160H51ZM56 156H55V158H54V161H56V160H61V158L60 159H56ZM68 159L69 158H67V159H65V161H68ZM81 159V160H80ZM99 159V160H100ZM108 158H106V160H107ZM109 159L107 160V162L109 161ZM117 159H119V161L117 160ZM156 159H158V160H156ZM16 160V161H15ZM37 160V161H36ZM75 160V159H74ZM83 160V161H82ZM100 160V161H101ZM104 160V161H103ZM124 160V161H123ZM156 160V161H155ZM243 160V161H242ZM248 160V161H247ZM28 161V160H27ZM61 161H63V163L61 162ZM61 161H59V164L60 163H62V165L63 164H66V163H64V158H63V160H61ZM69 161V162H70ZM88 161L90 162V163H93V164H88ZM99 161V162H100ZM118 161V162H117ZM132 161H131V163H132ZM154 161V162H153ZM242 161V162H241ZM26 162V163H25ZM86 162V163H85ZM106 162V163H107ZM124 162V163H123ZM151 162V163H150ZM153 162V163H152ZM2 163V164H1ZM10 163V164H9ZM17 163H18V165H17ZM51 163V165H52V162H50ZM53 163H55V162H53ZM56 163H57V161H56ZM75 163V162H74ZM116 163V164H115ZM128 163V162H127ZM154 163H156V164H154ZM241 163V164H240ZM248 163V167L249 168H245V166L243 167V165H246ZM16 165V166H14V165ZM29 164V163H28ZM35 164H37V163H35ZM82 164V165H81ZM85 166H84V165ZM108 164V163H107ZM125 164V165H124ZM136 164V165H135ZM146 164V165H145ZM153 164V165H152ZM243 164V165H242ZM3 165L4 166H7L8 168H11V170H13V172L12 171H10V173H9V171H8V173H6V171H7V167H6V171H4L5 170V168H2L3 167ZM22 165V167H20ZM50 165V166H51ZM61 165V164H60ZM67 165V164H66ZM81 167H80V166ZM101 165V166H100ZM106 165V164H105ZM110 165L108 166L109 168H110ZM139 165H142V166H139ZM151 165V166H150ZM242 167H241V166ZM2 166V167H1ZM12 166H13V169H12ZM41 166V165H40ZM43 166H45L44 164H43ZM50 166H49V169H50ZM52 166H54V165H52ZM74 166V168H77V167H75ZM90 168H89V167ZM100 166V167H99ZM127 166H128V164H127ZM154 166H155V168H154ZM159 166V167H158ZM247 166V165H246ZM33 168V170L34 169H36V168ZM46 167H48V166H46ZM57 167H59L58 165H57ZM88 167V168H87ZM93 167V169H91ZM99 167V168H98ZM133 167V168H134ZM160 168V169H158V168ZM250 167H252V168H250ZM55 168H56V165H55ZM67 168V167H66ZM86 168V169H85ZM104 168V167H103ZM107 167H105L104 169H106ZM109 168H107V169H109ZM138 168V169H139ZM244 168H245V170H244ZM2 169H3V171L6 173H4L3 171H2ZM48 168H45V170H47ZM58 169V170H59ZM78 169V168H77ZM91 171H90V170ZM119 169V168H118ZM138 169H137V171H138ZM144 169V168H143ZM145 169H147V168H145ZM153 169H154V171H153ZM161 169H162V175L161 176H163V175H165V176H163L164 178H162V179H166V181H163L162 182V180L160 179V177H159V179L161 180V182L163 183H157V181L158 180H154V178L156 179L157 178V176L158 175H160V174H158L157 172H161ZM250 169H252L251 171H250ZM262 169V170H261ZM52 170H54V168L52 169ZM58 170H54V172H53V174L55 173H57L58 175H59V172H57ZM79 170V169H78ZM88 170V171H87ZM248 170V171H247ZM254 170V171H253ZM50 171H51V169H50ZM56 171V172H55ZM89 172V173H87V172ZM95 173H94V172ZM119 171H120V169H119ZM121 171H124V170H121ZM120 171V172H121ZM134 171H136V168H135V170ZM140 171V170H139ZM139 171L138 172H136V173H139ZM144 172V173H147V172ZM169 171V172H168ZM247 173H246V172ZM30 172V173H29ZM42 173L43 175H41L40 176V174L39 173ZM44 172V171H43ZM47 172V171H46ZM45 172V174H47ZM48 172H49V170H48ZM94 173V176L93 175H91V174H93ZM174 172V171H173ZM172 172V170H171V174L173 173ZM176 172V171H175ZM175 172L173 173V174H175ZM187 172V171H186ZM250 172V173H249ZM258 172V173H257ZM2 173V174H1ZM38 173V174H37ZM52 173V172H51ZM65 173V174H64ZM67 173V174H66ZM70 173H72V174H70ZM79 173H81V176L80 175H78ZM96 173H98V174H96ZM112 173V174H111ZM116 173H117V176H116ZM122 173V172H121ZM150 173H147V174H150ZM157 173V174H156ZM242 173V174H241ZM88 174V175H87ZM90 174V175H89ZM140 174H142V171L140 172ZM202 174V176L203 177H205V178H209L208 176H207V174H204V173H201ZM201 174H200V176H201ZM244 174H245V176H244ZM255 174V175H254ZM4 175H8V176H4ZM65 175V176H64ZM87 175V176H86ZM98 175H100V176H98ZM118 175H120V176H118ZM186 175L188 176V177H186ZM3 176V177H2ZM32 176V177H31ZM36 176H38L37 178L38 179H36ZM51 176V175H50ZM60 176V177H61ZM86 177V180H85V177ZM89 176H90V178H89ZM190 176V177H189ZM229 176H231V173L229 174ZM232 176H233V178H235L234 177V175H233V173H232ZM245 178H244V177ZM56 177H57V175H56ZM59 177V176H58ZM59 177V180L61 179ZM91 177H93V181H92V178ZM94 177L96 178V179H94ZM105 177V178H104ZM120 177V180L121 181H119V180H117L116 181V179H118V178ZM175 179H174V178ZM199 177V176H198ZM237 177L239 178V179H237ZM248 177V178H247ZM249 177H250V179H249ZM17 178H19L18 180H17ZM42 178V179H41ZM54 178V177H53ZM123 178V177H122ZM143 178V179H142ZM184 178V179H185ZM11 179V178H10ZM45 179H47L48 180V182H49V184L51 185V184H53V185H49L48 183L46 184L45 183ZM51 179H52V177H51ZM126 179V180H125ZM141 179V180H140ZM170 179H173V180H170ZM191 179V180H190ZM210 179V178H209ZM244 179V180H243ZM253 179H255V181L253 180ZM2 180V181H3ZM9 180V179H8ZM12 180V179H11ZM10 180V181H11ZM30 180H32V181H30L31 183H33V185H30V182L29 181ZM42 180H43V182H42ZM45 180V181H44ZM82 180V181H81ZM95 180V181H94ZM101 180V181H100ZM125 180V181H124ZM142 180H144V182L142 181ZM175 180V182H173ZM241 180V185L239 184V183H237V182H239ZM248 180H250L249 182H248ZM253 180V181H252ZM2 181H0V184H1V182ZM7 181V180H6ZM18 181V182H17ZM36 183H35V182ZM50 181H53L52 183L50 182ZM96 181H98V183L96 182ZM99 181L101 182V183H99ZM104 180H103V182H105ZM107 181H108V183H107ZM140 182L138 185H137V182ZM190 181H191V183H190ZM228 181V182H227ZM15 182V183H14ZM59 182V181H58ZM61 182V181H60ZM95 182V183H94ZM166 182V183H165ZM184 182H182L181 184L183 185L184 184ZM236 182V183H235ZM254 182L256 183V185H254ZM86 183V184H87ZM94 183V184H93ZM127 183V182H126ZM180 183V182H179ZM178 183V184H179ZM231 183V184H230ZM233 183V184H232ZM258 183V184H257ZM4 184H5V186H4ZM16 184H18V186L16 185ZM59 184H62V183H59ZM71 184H69V185H71ZM96 184V185H95ZM178 184H177V186H178ZM239 184V185H238ZM242 184H243V186H242ZM251 184H253V186H252V189H251V187H250V185ZM43 185H44V187H43ZM47 185V186H46ZM56 185V184H55ZM89 184H87V186H88ZM115 185H117V187H115ZM133 185H135V184H133ZM141 185V184H140ZM149 185L147 186V187H149ZM154 185V186H153ZM169 185H168V187H169ZM180 185V184H179ZM182 185H180V186H178V187H180V188H182V187H184V185L182 186ZM222 185H225V186H222ZM234 185V187H232ZM60 186V185H59ZM62 186V185H61ZM86 185H85V187H84V185H83V187L86 189V190H89V189H91L90 188V186H88L87 187ZM104 186V185H103ZM103 186H101V187H103ZM135 186V187H136ZM227 186H228V188H227ZM245 186V187H244ZM0 187H2L1 185H0ZM7 187H6V189H7ZM32 187V188H31ZM82 187V188H83ZM89 188V189H87V188ZM106 187V186H105ZM109 187H108V189L107 190H109ZM121 187H124V188H121ZM134 187V186H133ZM132 186H131V188L134 190V188H133ZM145 187V186H144ZM147 187H145V188H147ZM187 187L189 188V187H192V190H190L189 191V189H187ZM202 187L203 188H205V190L204 189H202ZM12 189V187H9V189ZM26 188H28L27 190H26ZM50 188H53L52 189V191H49V190H51ZM81 188V189H82ZM107 188V187H106ZM112 188V187H111ZM122 190H121V189ZM162 188V189H161ZM180 188H178L179 189V192H181V190H180ZM201 188V189H200ZM207 188V189H206ZM232 188V189H231ZM237 188V189H236ZM245 188V189H244ZM6 189H4V190H6ZM31 189V190H30ZM77 189H79V188H77ZM76 189V190H77ZM103 189V191H105V188H102ZM113 189V188H112ZM128 191H127V190ZM131 189V190H132ZM136 189H137V187H136ZM140 189H143L142 190V194H144L143 192H145V189L143 188V187H139V189L138 190H140ZM165 189V188H164ZM163 189V190H164ZM191 189V188H190ZM234 189V190H233ZM235 189L236 190H239L240 192L238 193L237 191H235ZM30 190V191H29ZM57 190H60V191H57ZM63 190V191H62ZM75 189H74V191H75V193L77 192ZM100 190V189H99ZM105 191V192H107L108 193V191ZM125 192H124V191ZM132 190V191H133ZM166 190V189H165ZM165 190H164V192H165ZM166 190V192L165 193H167L168 194V191ZM11 191H12V194H11ZM27 191V192H26ZM47 191H48V196H46V194H47ZM84 191V192H83ZM96 191V190H95ZM101 191V190H100ZM112 191V190H111ZM136 192H137V190H135ZM141 191V190H140ZM251 191L253 192L252 194H251ZM68 192V193H67ZM87 192V193H88ZM99 192V191H98ZM102 192V191H101ZM100 192V193H101ZM114 191H112V193H113ZM115 192L113 193V194H115ZM163 192V191H162ZM161 192V193H162ZM164 192H163V194H164ZM205 193V195L203 194V193ZM241 192H243L242 194H241ZM260 192V193H259ZM6 193H7V196L9 197V195L13 198V199H11V198H7V196H6ZM74 193V192H73ZM78 193V192H77ZM76 193V194H77ZM87 193H85V194H87ZM109 193H110V191H109ZM133 194L135 193V192H132ZM139 193V192H138ZM146 193V192H145ZM154 193V194H153ZM195 193V194H194ZM13 194H17L16 196L15 195H13ZM84 194V195H85ZM90 194V195H91ZM99 194V193H98ZM97 194V195H98ZM103 194V193H102ZM101 194V195H102ZM117 194H122V193H117ZM137 194V193H136ZM209 194V193H208ZM234 194H235V196H237V199L239 200H244V202L243 201H241V208H243V207H245L246 206V210L244 211L243 209H242V214L241 215H239V213H238V211H240L238 208H236L235 207V205L234 204H237V203H234L235 202V200L238 202V200L236 199V197L234 198ZM238 194V195H237ZM20 195V196H19ZM32 195V194H31ZM30 195V196H31ZM33 195H35V193H33ZM41 197V199L39 198V196ZM96 195V194H95ZM108 195V194H107ZM122 195H124V194H122ZM121 195V196H122ZM147 195V194H146ZM145 194H144V196H146ZM154 195V196H153ZM179 196L180 195H182V193L181 194H178ZM202 195H204V197L202 196ZM210 195V194H209ZM240 195V196H239ZM243 197H242V196ZM250 195H251V197H250ZM18 196V197H17ZM52 196V195H51ZM59 196V197H58ZM76 196V195H75ZM88 196H89V194H88ZM110 196L112 197V196H114V195H111L110 194ZM120 196V195H119ZM120 196V200H121V198L123 197H121ZM136 195L134 194V197H135ZM138 196V195H137ZM143 196V195H142ZM141 196V197H142ZM150 196V197H149ZM158 196V197H157ZM163 196V195H162ZM200 196H202V197H200ZM258 196V197H257ZM20 197V198H19ZM25 197V198H24ZM49 198V199H47V198ZM72 197V198H71ZM87 197V196H86ZM94 197H95V199H94ZM114 197H117V196H114ZM125 197H128V196H125ZM138 197H140V196H138ZM155 197H157L156 199H155ZM165 196H163V198H164ZM207 197V198H206ZM209 197H211V196H209ZM241 197V198H240ZM251 199H250V198ZM254 197H257V198H254ZM261 197V198H260ZM6 200H5V199ZM16 198V199H15ZM59 198H60V200H59ZM109 198V197H108ZM144 198V197H143ZM142 198V199H143ZM160 198H161V196H160ZM168 198V197H167ZM171 198L170 199H167V200H170V201H173V200H171ZM189 198V197H188ZM195 198V199H194ZM196 198H197V200H196ZM204 199L205 198V201H202V199ZM244 198V199H243ZM259 198V199H258ZM15 199V200H14ZM19 199V200H18ZM46 200V201H48L49 203L48 204H50L51 202H52V206H54L55 204H57V206H60V207H55V209L57 210V212H56V210L54 211V212H56L59 216H57L55 213V215L53 216V218L55 219V217L57 216V218H56V220L58 219L59 221H60V223H59V225L60 224H62L63 222H64V224L62 225V230H61V228L59 229V231H58V227H57V225H56V229H53V227H54V224H52V221L54 220L53 218H52V215H53V213L52 214H49L48 215V212L49 213H51V212H53L52 210L54 209V207H52L53 209H50V207L48 206V205H46L45 206V204H44V206L42 205V203H44V201L43 200ZM58 199V200H57ZM74 199H76L75 197H74ZM85 199H89V198H85ZM92 199V200H91ZM97 199V200H96ZM111 199H113V197L111 198ZM118 199V198H117ZM116 198H115V200H117ZM123 199V198H122ZM129 199H130V197H129ZM132 199H134V198H131V200ZM141 199V205H140V201L138 202V200H136V198H135V200L139 203H137V205H133L132 203H134V202H136V201H134L133 200V202L132 201H129V203L131 202V207H135V206H142V204H143V202H145L144 200H142ZM166 199V198H165ZM179 199H181V197L179 198ZM235 199V200H234ZM259 201H258V200ZM77 200V199H76ZM96 200V201H95ZM114 200V201H115ZM119 200V201H120ZM125 200V199H124ZM123 200V201H124ZM126 200H128V198L126 199ZM154 200V201H153ZM161 200H163V199H161ZM166 200V201H167ZM187 203V201L189 200V201H192V202H190L191 204V206L189 205V204H187L186 205V203H185V207H183V206H181V205H184V201ZM214 201V202H211V201ZM240 200H239V202H238V204H240ZM248 200L249 201H251V203H255V202H258V205H257V203L254 205H250V202L248 203ZM256 200V201H255ZM263 200V201H262ZM40 201V203H41V207H40V204H39V208L40 209H38V207H37V205H38V203H36V202H39ZM55 203H54V202ZM72 201H74V200H72ZM78 201V200H77ZM76 201V202H77ZM86 201H88V200H85V202ZM92 201V202H91ZM114 201H113V203H114ZM118 201V202H119ZM196 201V202H195ZM32 202V203H31ZM65 202H67V200L65 199ZM79 202V201H78ZM95 202V203H94ZM103 202H104V204H103ZM117 202V203H118ZM124 202H126V201H124ZM123 202V203H124ZM128 202V201H127ZM206 202V203H205ZM211 202V203H210ZM242 202L244 203L243 205H242ZM30 203L31 204H33V209H32V205L30 206ZM37 205H36V204ZM45 203H47V202H45ZM111 203V202H110ZM120 203V202H119ZM129 203H126L127 205L129 204ZM202 203H204V204H202ZM209 203H210V205H209ZM214 203V205H212ZM247 203H248V205H249V207L250 208H248L247 206ZM260 203H262V205L260 204ZM3 204V203H2ZM23 204V205H22ZM26 204V205H25ZM36 205V208H37V210L35 209V205ZM94 204H96V205H94ZM101 204H102V206H101ZM108 204V203H107ZM145 204V203H144ZM192 204H194V205H192ZM215 204H216V206H215ZM259 204H260V206H259ZM51 205V204H50ZM62 205V206H63ZM67 205H68V202H67ZM109 205V204H108ZM117 205V204H116ZM116 205H113V206H115V207H118V205L116 206ZM123 205V204H122ZM122 205L120 204L119 206H121L122 207ZM133 205V206H132ZM198 205V206H197ZM208 205V206H207ZM245 205V206H244ZM14 206H16L14 209H16V210H14L13 211V207ZM20 206V207H19ZM22 206V207H21ZM29 206L31 207V208H29ZM63 206V207H64ZM98 206V207H99ZM125 206V205H124ZM176 206L178 207V209H180V208H182V209H184V210H186L185 208H187V210L186 211H184L183 210V213H182V211H181V209H180V213H182V215H180V214H177V215H179V216H181L180 217V220H182V221H184L183 223L179 220V222L178 221H176V222H173V221H175V218H176V214H175V211H177V210H175V208H176ZM187 206V207H186ZM193 206H196L195 208L193 207ZM200 206H202V208L200 207ZM205 207V210H203L204 209V207ZM207 206V207H206ZM261 206H262V208H261ZM18 207V208H17ZM23 207H25V208H23ZM43 207H45V208H49L48 210L46 209L45 211H43L45 208H43ZM76 207V206H75ZM105 207V208H104ZM126 207V206H125ZM120 208L119 210H118V213H120V210H121V215H122V211L124 212V211H127L126 210V208ZM128 208H131L130 206H127ZM133 207V208H134ZM159 207V208H158ZM193 209H192V208ZM197 207H198V209H199V211L202 209L204 212H206V210H207V212H210L211 214H207L206 213V216L203 218V217H201V216H199V215H202V214H199V213H201L202 212V210L200 211V212H198L197 211ZM216 207H218V208H216ZM258 207H259V210H258ZM29 209L28 211L29 212H31L30 210H33V211H35L34 213H41V214H43L40 210L41 209H43L42 211L44 212V213H46V214H44V216H48V218H49V216H50V218L49 219H51V221L50 220H48V218L47 217H42V216H39L40 215V213L39 214H35L36 216H37V218H39V219H41L42 220V222H43V219H45V218H47V219H45L46 221L45 222H47V221H50L51 222V224L49 225L48 223H44L45 224V226H44V228L47 226L48 228H46L48 231L46 232V229H44L42 226H43V223L41 224L38 220H37V218H35L36 219V221L35 220H33V217H35L34 216V214H33V212L31 213V217L29 216L30 214H29V212L28 213H26V214H29L28 216H26L25 215V213H21V211H23V212H25L27 209ZM58 208H59V211H60V213H62V214H60L59 212H58ZM67 208H68V213L72 216V218L69 216L68 217V214L67 213H65L66 211H67ZM135 208H138V207H135ZM150 208H152V210L150 209ZM201 208V209H200ZM254 209V211H250L249 212V210L250 209ZM4 210V212H3V210ZM8 210V212L9 213H11V215L10 216H8L7 215V213L6 214H4L5 216L7 215V217H5L4 215H3V213H5L7 210ZM19 209L21 210L20 212H18L19 211ZM35 209V210H34ZM105 209V210H104ZM108 209V210H107ZM112 209H113V214H116V212L117 211H114L115 209H114V207H112ZM111 208H110V210H112ZM124 209V210H123ZM148 209H150L151 211H153L152 213H148L147 211H149ZM195 209V210H194ZM228 209V210H227ZM258 211H257V210ZM260 209H261V211H260ZM263 209V210H262ZM18 210V211H17ZM50 210H51V212H50ZM61 210H63V209H61ZM73 210V209H72ZM90 209H89V207H88V209H87V211L88 212H90L89 211ZM131 210V209H130ZM135 209H133V211H134ZM137 210V209H136ZM209 210V211H208ZM233 210V211H232ZM238 210V211H237ZM255 210H256V212H255ZM13 211V212H12ZM38 211V212H37ZM103 211V212H102ZM133 211H132V213L131 214H133ZM139 211H142L141 209H139ZM144 211V210H143ZM142 211V212H143ZM145 211H144V213H143V215L145 214ZM151 211H149V212H151ZM194 211V212H193ZM196 211V212H195ZM218 211H220V212H218ZM235 211V212H234ZM246 211H248V212H246ZM16 212H18V213H16ZM27 212V211H26ZM87 212V213H88ZM90 212V213H91ZM109 212H112V211H109ZM135 212V211H134ZM138 212V211H137ZM137 212H135V214L137 213ZM142 212L141 213H139V214H142ZM178 212V211H177ZM197 212H198V214H197ZM204 212H203V214H204ZM222 212V214L224 213L226 216H227V218H226V216L224 217L223 215H221V216H223V219H221V218H214L215 217V215L214 214H216V217H217V215H218V213H219V215H220V213ZM226 212L228 213V214H226ZM233 212H234V214L235 215H233ZM255 212V213H254ZM12 213L14 214V216L12 215ZM18 214V216L16 215V214ZM76 213H77V215H76ZM92 213H94V212H92ZM117 213V214H118ZM172 213H173V215L175 216H173L172 215ZM194 213V214H193ZM238 213V214H237ZM22 214L23 215H25L27 218H23L24 220H20V218H22ZM65 214H67V217H66V215ZM95 214V213H94ZM119 214V215H120ZM124 214H125V212H124ZM138 214V213H137ZM197 214V215H196ZM213 214V217H211V215ZM3 215V216H2ZM17 217H19L20 216V218H16V216ZM64 215H65V217H64ZM86 215H89V217H90V214H86ZM120 215V216H121ZM171 215V216H170ZM208 215V216H207ZM218 215V216H219ZM251 215V216H250ZM255 215V216H254ZM2 216V217H1ZM24 216V217H25ZM39 216V217H38ZM78 217V218H76L77 220L78 219H80V220H78V221H83L84 219H86V221H83L82 222V225L78 222V221H76V219H75V217ZM113 217H110V218H115L114 216L115 215H112ZM159 216L161 217V218H159ZM168 216H170L169 218H168ZM173 216V218H171ZM197 216H199V217H201V219L203 218L204 220H200V218L199 217H197ZM204 216V215H203ZM220 216V217H221ZM235 216H237L238 218H234L235 220H233V221H235V226L233 225L232 226V224L233 223H231L230 222V219L232 218V217H235ZM242 216V217H241ZM251 218H250V217ZM254 216V217H253ZM59 217V218H58ZM132 217H131V220H132ZM156 217V218H155ZM166 217H167V219H168V222H166L167 221V219H166ZM206 217L207 218H209L207 221H209L210 219L214 222H212L211 220L208 222V224L206 223L207 221H205L206 220ZM228 217L230 218V219H228ZM245 219H244V218ZM1 218H3V219H1ZM5 218V219H4ZM7 218V219H6ZM31 218V223H32V221L33 222H39V223H37V224H39V228H38V225H37V227H36V225H35V223H32L31 225H32V229L30 230H28L27 231V227L28 228H30L31 227V225L29 226H26V225H23V224H26V221H28L29 222V220L28 219H30ZM43 218V219H42ZM63 218V219H62ZM64 218H65V220L68 222V223H66V221L64 220ZM68 218V219H67ZM74 219V221L76 222V223H79L80 225H76L77 226V230H78V228L80 229V231L77 233V231L76 230H74L75 228H73V226L72 225H75L76 223H74V222H72L71 221V219ZM95 218V217H94ZM144 218V217H143ZM155 218V219H154ZM171 218V219H170ZM178 216H177V220H178ZM182 218V219H181ZM198 218H199V220H198ZM225 218V219H224ZM19 219V220H18ZM107 219V220H106ZM174 219V220H173ZM184 219V220H183ZM216 219V220H215ZM4 220V221H3ZM58 220L56 221V222H58ZM63 220V221H62ZM88 220V221H87ZM106 220V221H105ZM129 219H127V221H128ZM133 220H135L134 218H133ZM145 220V219H144ZM173 220V221H172ZM218 220H220L221 222L224 220V221H227L228 222V224L229 225H231V227H233V228H231V229H229L228 228V224L227 225H225L224 223H226V222H222V224L221 225H223V226H219L220 224L219 223H221L220 221H219V223H216V222H218ZM232 220V219H231ZM19 221H21V222H19ZM22 221H24L25 223H23ZM71 221V222H70ZM105 221V222H104ZM156 221V220H155ZM172 221V222H171ZM199 221V222H198ZM205 223H204V222ZM242 221V222H241ZM254 221V222H253ZM256 221V222H255ZM6 222V221H5ZM135 222H136V224H135ZM165 222L167 223L166 225H164L165 224ZM169 222H171V223H169ZM211 222V223H210ZM54 223V222H53ZM72 223H74V224H72ZM85 225H84V224ZM102 223H104V224H102ZM122 223H124V225L122 224ZM132 223L133 224H135L134 226L132 225ZM163 223V224H162ZM169 223V224H168ZM173 223V224H172ZM182 223V224H181ZM186 224L185 226H183V224ZM200 223V224H199ZM239 223H240V225H239ZM249 223L253 226H255V225H257L256 227L257 228H253V227H250L249 226ZM256 223V224H255ZM27 224H29V223H27ZM48 224V225H47ZM70 226H68V225ZM87 224V225H86ZM92 224H93V226H92ZM139 224V225H138ZM144 224L146 225L145 227L147 228L148 226H150V227H148L147 229L148 230H146V228L144 227ZM160 224L162 225V226H160ZM175 224V225H174ZM176 224H178V225H176ZM179 224H180V226H182V227H180L179 226ZM196 224H198V225H196ZM210 224H211V226H210ZM214 224H217V225H214ZM242 224H244V227H243V230L244 229H246L247 227V224H248V230L246 231V232H244L243 230V232L241 231V230H239V229H241V228H239V227H242L243 225ZM51 225L53 226V227H51ZM66 225V226H65ZM100 225V226H99ZM128 226V229H127V226ZM164 225V226H163ZM171 226V228H170V226L169 227H167L168 228V230L167 231H164L163 232V229L164 230H166L167 228H163V227H165V226ZM173 225V226H172ZM200 225V226H199ZM205 225V226H204ZM236 225H237V227H236ZM246 225V226H245ZM10 226V227H9ZM23 226H25L26 228H24ZM40 226L42 227V229H44V231H42V229L40 228ZM49 226L51 227V228H49ZM65 226V228L67 227V229L70 231V232H68V231H66V229L65 228H63ZM79 226V227H78ZM92 226V227H91ZM96 226V227H95ZM121 227V229H120V227ZM129 226H131V227H129ZM137 226H139V227H137ZM153 226V227H154ZM174 226H176V228L174 227ZM205 228H204V227ZM214 226H215V228H214ZM216 226H219V227H221L222 228V230H223V232H222V230L219 228V227H216ZM225 226V227H224ZM227 226V227H226ZM9 229H8V228ZM73 228L72 230L70 229V228ZM75 227V226H74ZM82 227V228H81ZM84 227V228H83ZM102 229H101V228ZM103 227H105V228H103ZM125 227L126 229H127V231H128V233H127V231L126 232H124V230H125V228L123 229V228ZM134 227V228H133ZM137 227V228H136ZM178 227H180V228H178ZM190 227V228H189ZM191 227H193L192 229H193V231H192V229H191ZM202 227H203V229L204 230H201L202 229ZM211 227H213V228H211ZM263 227V228H262ZM55 228V227H54ZM91 228H93L92 230H91ZM95 228H100L99 230V235H101L102 236V234H100L101 233V230H102V232H103V234H105V238L104 239H102L104 236H102V238H99V239H102V241H104V244L103 243H101V241L99 240L98 242H97V244L95 243V238L97 237L98 238V234H97V236L95 237V236H93V235H95V233H98L96 230H98V229H95ZM115 228V229H114ZM150 228V229H149ZM162 230H161V229ZM178 228V229H177ZM182 228V229H181ZM185 228V229H184ZM218 228V229H217ZM226 229L227 228V234H228V232H229V234H231L230 236H231V239H230V237H229V234L227 235L229 238L227 239V236H226V234H223V233H225V231H224V229ZM8 229V230H7ZM39 231H38V230ZM54 230V231H52V230ZM64 229V230H63ZM123 229V231H122V233L120 234V230H122ZM135 229H137V230H135ZM143 229V230H142ZM175 229V230H174ZM199 229V230H198ZM210 229V230H209ZM214 230L215 231V233H213L212 232V230ZM216 229H217V231H216ZM219 229H220V231H219ZM233 229H234V231H233ZM50 230H51V232H50ZM56 230H57V232H56ZM82 230V231H81ZM95 230V231H94ZM103 230H105V231H103ZM117 230H119L118 232H117ZM131 230H134V231H131ZM155 231V233L153 232V231ZM178 231L177 232V234H174V233H176V232H174V231ZM186 230L188 231V233L186 232ZM191 230V232H189ZM197 230V231H196ZM249 230L251 231V232H249ZM18 231V232H19ZM31 231V232H30ZM41 231V232H40ZM63 231H66L65 232V234L68 232V233H71V231H72V233H71V235L69 236L68 234H66V235H68L69 237H71V236H73L72 234L73 233H77L76 234V236H75V239H73L74 241L76 240V243L74 242V241H71L70 242V240L71 239H69V237H67V236H64L65 234H64V232ZM90 231V232H89ZM130 231V232H129ZM136 231V232H135ZM149 231V232H148ZM173 231V232H172ZM184 232L185 233V236H184V234L183 233H181V232ZM233 231V232H232ZM34 232V233H33ZM39 232V233H38ZM43 232H45V233H43ZM61 232V233H60ZM81 232V234H79ZM84 232V233H83ZM86 232V233H85ZM88 232V233H87ZM95 232V233H94ZM133 232V233H132ZM136 234H135V233ZM149 233V235H147L148 233ZM152 234H151V233ZM168 232V233H167ZM193 232H195V233H193ZM198 232H204L203 234L205 235V234H207L208 232L210 233V235H208V236H212V238H208V236H206V238H204V235H202L201 233V235H198V236H200L199 238L198 237H196V235L197 234H199ZM220 232H222L221 234H219ZM247 232H248V234L250 235H248L247 234ZM254 232V233H253ZM259 232V233H258ZM1 233V232H0ZM50 235V236H48V234ZM59 233V234H58ZM90 233H93V235H90ZM115 233L117 234V235H115ZM126 233H127V235H126ZM131 233V234H130ZM147 233V234H146ZM157 233L160 235V237H161V244H159V242L158 241H160V237H159V235H158V237L156 236L157 235ZM164 233H165V235H164ZM170 233H171V235H170ZM180 233V234H179ZM192 233V234H191ZM208 233V234H209ZM242 233H243V236H242ZM15 234V235H14ZM31 234L32 235H34V234H36V235H38V234H41V235H38V236H40L39 238H36V237H38V236H35V237H33V239H32V244H31V238H32V236H31ZM43 234V235H42ZM47 234V235H46ZM64 234V235H63ZM84 234H86L85 236L86 237H89V235H90V239L91 240H89V238H88V241L89 242H87V239H86V250H85V245L83 246V245H79V243H81L82 241V239H83V241L84 242H82L83 244L85 243V239L84 238H82V237H84ZM107 234H108V237H107ZM113 235V237H112V240L111 241H109L111 238L109 237V235L110 236H112ZM132 234H133V236L134 237H131L132 236ZM139 234V235H138ZM173 234V235H172ZM183 234V235H182ZM188 234H190V235H188ZM247 234V235H246ZM260 234V236H258ZM13 235V236H12ZM51 235H53V236H51ZM58 235H60L59 237V239H58ZM61 235H62V237H61ZM75 235V234H74ZM77 235H78V237H77ZM123 235V236H122ZM128 235H129V237H131V238H129L128 237ZM135 235H136V237H135ZM153 235V237H154V235H155V237L153 238V237H151ZM221 235V236H220ZM224 235V236H223ZM244 235H245V237H244ZM258 236V239H259V241H256L255 240V236ZM12 236V237H11ZM15 236V237H14ZM171 236H172V238H171ZM180 237V239H179V237ZM191 236H193V238L191 239V238H189L192 242H193V240H195V238H197L198 239V241H196V246L195 245H193V243L195 242H191L189 239H188V237H191ZM248 236V237H247ZM253 237V239H251L250 237ZM45 237H47V238H45ZM50 237V238H49ZM53 237H55V238H53ZM65 237L68 239H66L67 240V242L65 241ZM77 237V238H76ZM80 237H81V240H80ZM91 237H95V238H91ZM100 237V236H99ZM128 237V240H125L126 238ZM150 237V239H151V242L153 241V245L150 243L149 244V242H148V244L150 245H148L147 244V241H148V238ZM163 237V238H162ZM165 237V238H164ZM202 237V239H200ZM222 237H224V239L222 238ZM226 237V238H225ZM243 237H244V239H243ZM260 237V238H259ZM263 239H262V238ZM2 238V237H1ZM10 238V239H9ZM19 238V239H18ZM53 238V239H52ZM72 238V237H71ZM73 238H74V236H73ZM97 238H96V241H97ZM120 238H122V239H120ZM125 238V239H124ZM140 239V241H139V239ZM157 238H158V240H157ZM177 238H178V240H177ZM186 238H187V240H189V241H187L186 243H185V241H186ZM222 240H221V239ZM242 239V240H240V239ZM44 239V240H43ZM51 239V240H50ZM56 239V240H55ZM115 241H114V240ZM135 239V244L137 243V244H139V245H133L132 246V244H134L133 243V241L132 240H134ZM154 239H155V241H154ZM200 239V240H199ZM204 239V240H203ZM210 239H212V240H210ZM221 240V242H220V240ZM225 239H226V241L227 242H230V243H227L226 241H225ZM249 239H251V241L253 240V242L255 243V241L256 242H259V244H255V247L254 248H252V249H250V247L253 245V242H251L252 244H251V246H249L250 244V240ZM261 239L263 240L262 242H260L261 241ZM20 240V241H19ZM43 240V241H42ZM53 240V241H52ZM122 240V241H121ZM131 240V241H130ZM163 240V241H162ZM183 240V241H182ZM236 240V241H235ZM244 240V241H243ZM28 241H30V242H28ZM63 241H65L66 243H63V245H62V243L61 242H63ZM70 243H69V242ZM79 241H81V242H79ZM93 241H94V246L95 247H93ZM118 241H121V242H118ZM131 243H130V242ZM138 241V242H137ZM220 243H219V242ZM3 242V243H2ZM47 242V243H46ZM49 242H52V243H49ZM79 242V243H78ZM91 242V243H90ZM115 242H116V245H115ZM127 242H129V244L131 245H129L128 246V244H127ZM142 242L144 243V244H142ZM172 242V245L169 247V245H170V243ZM182 242H184V244L183 245H185V246H183L182 245ZM190 242V243H189ZM200 242V243H199ZM225 242H226V245H225ZM234 242V243H233ZM39 243V244H38ZM72 243H75V246L72 244ZM88 243H89V245H88ZM123 243H125V244H123ZM178 243H180V244H178ZM200 244V245H198V244ZM245 243L247 244L248 243V246L247 245H245ZM2 244V245H1ZM30 244H31V246H30ZM48 244V245H47ZM52 244H55V245H52ZM66 244V245H65ZM69 244V245H68ZM91 244V245H90ZM99 244H102V245H99ZM113 244L115 245V247L113 246ZM142 244V246H140ZM191 244V245H190ZM222 244V245H221ZM224 244V245H223ZM39 245V246H38ZM70 245H71V250H70ZM96 245H98L97 246V248H96ZM118 245V246H117ZM151 245L153 246V247H151ZM164 245V248L166 247ZM190 245V246H189ZM215 245V246H214ZM221 245V246H220ZM244 245V246H243ZM262 245H264V244H262ZM30 246V247H29ZM54 246V247H53ZM67 246V247H66ZM73 246H74V248H73ZM77 246H78V249H79V247L81 246V247H83L82 249H81V251H80V249H79V253L81 254V253H84L85 251H86V254L85 255H83L82 256V254H81V256H79V255H76V256H78L79 257V259H78V257H76L75 256V254H77V252H78V250H77ZM119 246H121L120 248H119ZM144 246V248H147V246H148V248L149 247H151L150 249H145L144 250V252H143V254H144V257H143V254H142V252H141V249H138L139 247H143ZM175 247V248H173V247ZM188 246H189V251H188V249H186L185 250V248H188ZM193 246V247H192ZM200 247V248H198V247ZM208 246V247H207ZM226 246V247H225ZM254 246V245H253ZM257 246V247H256ZM10 247V248H9ZM64 247V248H63ZM69 247V248H68ZM89 247H92V248H90L91 250L92 249H94V250H90L89 249ZM100 247V248H99ZM102 247V248H101ZM105 247V248H104ZM116 247L118 248V250L116 249ZM124 247V248H123ZM126 247V248H125ZM131 247H134V248H131ZM135 247H136V249H135ZM138 247V248H137ZM181 247V248H180ZM204 247V248H203ZM259 247V248H258ZM4 248H5V250H4ZM20 248V249H19ZM60 248H63V250L62 249H60ZM76 251L77 250V252H74L73 251V249ZM106 248H107V251H106ZM122 248H123V250H122ZM164 248H162L161 250H163ZM182 248H184L183 250H185V251H187V252H185V251H183L182 250ZM193 248H194V251H193ZM202 248V249H201ZM9 250V251H11L10 253H12V252H14L13 254H11V255H14L13 256V260L9 257V258H6V251L7 250ZM66 249H69L70 250V252H72L73 251V253H70V252H68V250H66ZM89 249V250H88ZM99 249V250H98ZM103 250V251H105V252H101V250ZM116 249V250H115ZM124 249H125V251L127 252V254H128V256H127V254L126 253H124L125 251H124ZM131 249L132 250H135V251H131ZM178 249V250H177ZM217 249V250H216ZM247 249V250H246ZM255 249V250H254ZM259 249H261L260 250V252L259 251H257V250H259ZM18 250V251H17ZM54 250V251H53ZM61 252H60V251ZM65 250V251H64ZM97 250L99 251L98 253H101L102 255H105V256H99L100 254H95V253H97ZM160 250V251H161ZM182 250V252L183 253H181V252H179L178 253V251H181ZM199 250V251H198ZM9 251H7L8 253H9ZM28 251V252H27ZM87 251L89 252V254L91 253V252H93L92 254H90V256H89V254L87 253ZM95 251V252H94ZM109 251V252H108ZM115 251V252H114ZM120 252V256H118L119 255V252ZM132 253H131V252ZM137 251H139L138 253H136V255L134 256V254H135V252H137ZM142 251H143V249H142ZM145 251H147V252H145ZM149 251H150V253H149ZM192 251V252H191ZM220 251H221V253H220ZM229 251V252H228ZM248 253H247V252ZM2 252V253H1ZM66 252V253H65ZM106 252H108L107 253V256H106ZM153 252V253H152ZM170 252V253H169ZM186 254H185V253ZM189 252V253H188ZM197 252V253H196ZM238 252V253H237ZM19 253V254H18ZM21 253H23V254H21ZM64 253V254H63ZM131 253V254H130ZM149 253V254H148ZM162 252H160V257L162 258V256H164V255H162L161 254ZM167 253H169V254H167ZM2 254H4L3 256H2ZM66 254H68V255H66ZM70 254H72V257L74 256V257H76L75 259L74 258H72L71 257V255ZM113 254H114V256H113ZM149 255L148 257H150L149 259L151 260H149V259H147V257H145V255ZM185 254V255H184ZM193 254V255H192ZM251 254V255H250ZM9 255V254H8ZM16 255V256H15ZM62 255H65V256H62ZM126 256V259H124V257ZM139 255V256H138ZM178 255H180V256H178ZM4 258H2V257ZM23 256V257H22ZM85 256V257H84ZM96 256H98V257H96ZM110 257V259H111V257H112V260H108V258ZM137 256V257H136ZM157 256H158V252H157ZM156 256V257H157ZM221 256H223V257H221ZM251 256V257H250ZM81 257V258H80ZM84 257V258H83ZM88 257V258H87ZM100 257H101V259H100ZM105 257V258H104ZM108 257V258H107ZM116 259H115V258ZM131 257V256H130ZM155 256H154V260L156 261L157 259L159 260L160 259V257H157L156 258ZM171 257V258H170ZM215 257H217V258H215ZM8 260L9 259V261H6V259ZM15 258V259H14ZM19 258H21V259H19ZM24 258H25V260H24ZM49 260H48V259ZM87 258V259H86ZM93 258V259H92ZM102 258L103 259H107L106 261L105 260H103V261H100V260H102ZM118 258V259H117ZM164 258V257H163ZM162 258V259H163ZM181 258H182V260H183V262H182V260H181ZM52 259V260H51ZM161 259V262L163 261L164 262V260H162ZM217 259V260H216ZM220 259V260H219ZM12 260V261H11ZM95 260H96V262H95ZM98 260V261H97ZM116 260V261H115ZM122 260H126V261H122ZM185 260V261H184ZM222 260V261H221ZM48 261V262H47ZM71 261H74V263L73 262H71ZM80 261V262H79ZM85 262H84V264H85ZM122 262H124V263H122ZM142 262V263H141ZM197 262V263H196ZM4 263H1L0 262V264H4ZM14 263V262H13ZM12 263V264H13ZM165 263V262H164ZM169 263V264H170ZM171 263V264H172ZM64 264V263H63ZM89 264H91V263H89ZM127 264V263H126ZM134 264H136V263H134ZM153 264H157V262L156 263H153ZM158 264H161L160 263V261H159V263ZM163 264V263H162ZM166 264V263H165Z\"/></svg>",
    "mask_w": 264,
    "mask_h": 264
},
{
    "label": "clouds",
    "instance_id": "clouds-1",
    "mask_svg": "<svg viewBox=\"0 0 264 264\" xmlns=\"http://www.w3.org/2000/svg\"><path fill=\"white\" fill-rule=\"evenodd\" d=\"M113 5V0H64V7L49 24L59 42L45 43L37 48L31 67L17 83L18 89L36 108L37 100L50 106L71 91L79 114L82 109L95 108L97 104L116 110L114 142L152 137L162 167L177 173H196L200 177L198 184L208 187L216 203H233L227 199V190L221 187V181L239 167V161L245 155L243 149L248 146L202 144L216 127L210 117L219 114L220 102L211 107L209 116L193 113L198 123L190 131L177 123V115L188 112V106L178 103L179 99L188 93L217 88L221 77L229 71L227 61L213 62L206 68L183 64L168 67L163 70V75L165 79H171V88L158 86L142 74L143 67L150 60V50L108 56L92 68L83 50L92 49L98 40H111L105 39V34L112 27L109 13ZM8 17L10 10L6 0H0V32ZM10 67L9 64L5 68L0 61V73ZM82 77L87 78L77 84ZM193 83L199 87L194 88ZM70 85L75 87L70 89ZM253 87L264 91V78L254 82ZM133 89L138 90L135 98L130 95ZM138 105H142L139 125L136 123ZM170 133H175L177 141L171 148L167 142ZM249 159L254 169L264 168V148L253 149ZM201 173L210 179L203 178Z\"/></svg>",
    "mask_w": 264,
    "mask_h": 264
},
{
    "label": "bare ground",
    "instance_id": "bare-ground-1",
    "mask_svg": "<svg viewBox=\"0 0 264 264\" xmlns=\"http://www.w3.org/2000/svg\"><path fill=\"white\" fill-rule=\"evenodd\" d=\"M63 1H64V0H63ZM136 1H137V2H135V3L138 4L139 7H141V8H139L141 11L139 10V12H138V16H139V14L142 12V13L140 14L141 17H143V15H146V16L148 15V16H149V15L151 14L149 11H153V12H154V9L156 8L157 4H158V7H159V6H162L161 3H160L161 5H159V2H161V1L157 2V3H156V6H155V5H154L155 1H154V3H152L153 1H151V0H148V1L145 0L146 2H145V1H144V2H145V3H148V2H149V4H148V6H147V4L142 3L143 5H146V6H147V7H146V6H143V5H142V6L144 7V8L142 9V6H140V4H139V3H141V2H139L140 0H139V1L136 0ZM150 1H151V2H150ZM166 1H167V0H166ZM169 1L172 2L171 0H169ZM176 1H178V0H176ZM183 1H184V0H183ZM187 1H188V0H185V2H186V3H185L186 6H188L187 4L193 2V0L190 1L189 3H188ZM203 1H204V0H203ZM208 1H209V0H208ZM212 1H214V0H212ZM216 1H218V0H215V2H216ZM219 1H221V0H219ZM219 1H218V2H219ZM235 1L237 2L238 0H230V1L227 0L226 2H225V0H224V4L227 3V5H230V6H231V7L229 6V7H230V10L227 8V7H228L227 5H224V4H223V5H224V7H225V10H226V8H227V10H226V14L228 13V15H227V18H228V19H229L228 16H229V15L232 16V14H233V17H234V16H235V17H234V18L232 17L231 20H232V19H234V20L237 19L239 22H242V23H241V26L239 25V28H240V27H242V26L245 24V23L243 24V22H244L246 19H245L244 21H242V19L244 18L243 16H245V14L248 16V14H247L248 12H247V13L245 12V11H247V10L244 8V6H243L244 9H243V8L240 9L241 11L244 12V13H243V12H242V13H241V12L239 13V14H243V16H241L242 19H241V21H240V18H241V17L239 16V19H238L237 16H238L239 14L237 13V11H240L238 7L241 6V5H240L241 3L239 4L238 2H241V1H238L237 3H236ZM244 1H245V0H244ZM246 1H247V0H246ZM248 1H249V0H248ZM248 1H247V2H248ZM57 2H58V1H56V3H57ZM60 2H62V0H59L58 3H60ZM127 2L129 3L130 1H127ZM127 2H125V0H124V4L127 3ZM131 2H132V1H131ZM133 2H134V1H133ZM138 2H139V3H138ZM173 2L175 3V4H174L175 6H178V4H176L177 2H175V0H174ZM173 2H172V3H173ZM200 2H201L200 0H199V2H198L199 4L197 3V0H196L195 2H193L194 4H195V3L198 4V5L195 4V5H197V6H194V5H193L194 7H193L192 5L189 4V5H190V8L193 7V9L196 10V8L199 7ZM204 2H205V1H204ZM209 2H210V1H209ZM228 2H229L230 4H229ZM232 2H233V3H236V4H239L240 6H239V5L237 6V5L235 4V5L237 6V7H236L237 9H236L235 6L232 7V4H233ZM250 2L252 3V2H254V1H250ZM166 3H167V2H166ZM178 3H180V1H179ZM193 3H192V4H193ZM201 3H202V2H201ZM211 3H212V2H211ZM219 3L221 4L222 2H219ZM242 3H243V2H242ZM248 3H249V2H248ZM248 3H246V4H248ZM6 4H7L8 9L10 10V17L7 18V22H6L5 27L3 28V31L0 32V61H2V62L4 63L5 68H8V66H9V64H10V65H11V67H10L11 69H9V70L12 71V70L14 69V67H16L15 64L17 65V60H18V63H19V56H20V54H21V57H22V52H21L22 50L20 51V50H19L20 48H18V47H21V45L17 46V40H15V38H17V37H15V31H14L16 28L14 29V27H13V26H14L13 24H14L15 22H16V24H17V22H18V20H17V21H15V20H16V17L18 18L19 15H20V11H19L20 4H19V0H6ZM62 4H63V2H62ZM185 4H184V2L182 3V1H181V5H182V6H185ZM216 4H218V3H216ZM216 4H215V5H216ZM244 4H245V3H244ZM253 4H254V3H253ZM21 5H22V2H21ZM53 5H54V3H53L51 6H53ZM57 5H58V4H57ZM163 5H164V3H163ZM209 5H210V4H209ZM213 5H214V3H213ZM215 5H214V10H215ZM223 5L221 4V6H222L221 8H219L220 5L217 7V8L220 9L219 14H220L222 11H224L223 14H225V10H224V8H223ZM251 5H252V4H251ZM58 6H61V5H58ZM58 6H57V8H58ZM179 6H180V5H179ZM182 6H180V7H182ZM191 6H192V7H191ZM202 6H204V5H202ZM202 6H201L200 8L197 9V12L200 11V9H201V11H200V13H199L200 15H201V13H203V11H204V10L202 11V9H203ZM207 6H208V5H207ZM216 6H217V5H216ZM246 6H248V5H246ZM246 6H245V7H246ZM24 7H25V6H24ZM48 7H49V6H48ZM133 7L136 8V5L133 6ZM137 7H138V6H137ZM150 7H151V8H150ZM152 7H153V8H152ZM154 7H155V8H154ZM180 7H179V8H180ZM188 7H189V6H188ZM250 7H251V6H249L248 8H250ZM50 8H51V7H50ZM57 8H54V7H53V10L56 9V11H57V10H58ZM59 8H60V7H59ZM62 8H63V6H62ZM127 8H128V12H129V9H132L131 6H130V7L128 6ZM127 8H126V10H127ZM147 8H148V9H147ZM167 8H169V7H167ZM171 8H172V6H171ZM171 8H169V11H170ZM204 8H205V7H204ZM246 8H247V7H246ZM260 8H261V7H260ZM20 9H21V8H20ZM136 9H137V8H136ZM144 9H145L149 14H148ZM187 9L190 10V9L187 8V7H186V9H184V10L187 11ZM219 9H217L216 11H218ZM233 9H235V10H233ZM242 9H243V10H242ZM53 10H52V11H53ZM112 10H113V9H112ZM118 10H119V9H118ZM143 10H144V12H145L146 14L143 13ZM160 10H161V8H160ZM165 10H166V9H165ZM172 10H173V14H171L172 11H170V13H169V14H171L172 16L169 15V14H167L166 16L163 15V16H164V19H165V17H167L168 15L171 16L170 19L174 16V11H177V10H175V9H172ZM184 10H183V11H184ZM208 10H209V9H208ZM208 10H207V11H208ZM212 10H213V8L210 9L211 12H212ZM221 10H222V11H221ZM236 10H237V11H236ZM244 10H245V11H244ZM261 10H262V9H261ZM261 10H259V11H261ZM50 11H51V9H50ZM56 11H55V13L57 14L58 12H56ZM58 11H59V10H58ZM119 11H120V10H119ZM130 11H131V10H130ZM132 11H133L135 14L132 13ZM132 11L130 12L131 14L128 13V14H126V15H129V14H130L131 16H132V15L137 16V12H136L137 10L134 11V8H133ZM161 11H163V10H161ZM166 11H167V10H166ZM207 11H205V13H206ZM216 11H215V13H217ZM235 11H236V12H235ZM262 11H263V10H262ZM59 12H60V11H59ZM114 12L116 13V10H114ZM114 12H113L112 14H115ZM158 12H160V11H158ZM178 12H179V11H178ZM181 12H182V11H181ZM189 12H190V11H189ZM230 12H231L232 14H231ZM233 12H234V13H233ZM252 12H253V11H252ZM50 13H51V12H49L48 14H50ZM53 13H54V12H53ZM117 13H118V12H117ZM126 13H127V12H126ZM164 13H165V12H164ZM164 13H163V14H164ZM175 13H176V12H175ZM184 13H185V12H184ZM257 13H259V12H257ZM56 14H54V16H55ZM109 14H110V13H109ZM165 14H166V13H165ZM176 14H177V13H176ZM180 14H181V13H180ZM199 14H198V15H199ZM206 14H209V15H208L209 17H207V15H204V13L201 15V17L203 16L202 18H204V19H205V17H206L205 20H207V18H211V20L214 19V22L216 21L215 18H213L214 15H212V14H210V13H206ZM219 14H217V17H221V16H219ZM221 14H222V13H221ZM221 14H220V15H221ZM235 14H236V15L238 14V15L236 16ZM57 15H58V14H57ZM126 15L124 16L125 18H124L123 20L128 19V17H130V16L127 17ZM155 15H157V14H155ZM200 15H199V16H200ZM210 15H211L212 17H210ZM257 15H258V14H257ZM22 16H23V15H22ZM24 16H25V15H24ZM112 16H114V15H112ZM140 16H139V17H140ZM148 16H147V17H148ZM157 16H159V14H158ZM157 16H155V17H154V16H151V17L157 18ZM169 16H168V17H169ZM183 16H185V15L183 14ZM194 16L196 17V15H194ZM199 16H198V17H199ZM204 16H205V17H204ZM225 16H226V15H225ZM225 16L222 15L223 18H224ZM231 16H230V17H231ZM252 16H253V18H252ZM35 17H36V16H35ZM45 17H46V16H45ZM47 17H48V15H47ZM47 17L45 18V20L47 19ZM50 17L53 18V14H52L51 16H49L48 18H50ZM181 17H182V16H180V18H181ZM198 17H196V18H198ZM222 17H221V18H222ZM255 17H256V13H255V15H254V14H253V15L251 14V16H248V20H246V21L249 22V20H250L251 18L253 19V21H256V20H255ZM258 17H259V15L256 17V18H257V21L259 20ZM54 18H56V17H54ZM54 18H53V19H54ZM122 18H123V17H122ZM137 18H138V17H137ZM160 18H162V17L160 16ZM191 18L193 19V16H192ZM225 18H226V17H225ZM245 18H246V17H245ZM249 18H250V19H249ZM151 19H153V18H151ZM151 19H149V20H151ZM162 19H163V18H162ZM164 19H163V20H164ZM181 19H185V20H186V19H187V15H186V18L184 17V18H181ZM28 20H29V19H28ZM111 20H112V19H111ZM114 20H115V19H114ZM134 20H135V19H134ZM134 20L132 19V21H134ZM138 20H139V19H138ZM138 20H137V23L139 22ZM140 20H141V18H140ZM159 20H160V19H159ZM185 20H183V21L185 22ZM188 20H190L191 23L193 22L190 18H188V19H187V22H188L187 25L190 23V21H188ZM201 20H202V19H201ZM201 20H200V18H198V21H199V22H201ZM217 20H218V19H217ZM234 20H232L231 22H233ZM237 20H236L235 22H236V23H239V22H237ZM260 20H261V19H260ZM22 21H23V20H22ZM115 21H116V20H115ZM129 21H130V22H129ZM135 21H136V20H135ZM135 21H134V22H135ZM164 21H165V20H164ZM169 21H170V20H169ZM175 21H176V20H175ZM181 21H182V20H181ZM183 21H182V23H183ZM198 21H197V22H198ZM218 21H220V20H218ZM44 22H46V21H44ZM44 22H41V23H44ZM47 22H48V21H47ZM118 22H119V21H118ZM121 22H126V20H125V21H122V19H121L120 24H121ZM128 22H129L131 25L135 24V23L131 22V20H129V19H128L127 23H128ZM143 22H144V21L141 20V22L138 24V27H139V28H140V26H142L141 29L144 28L143 25L141 24V23H143ZM146 22H147V21H146ZM150 22H151V21H150ZM159 22H160V21H159ZM161 22H162V21H161ZM195 22H196V21H195ZM204 22H205V21H204ZM208 22H209V21H208ZM250 22H251V21H250ZM18 23H20V22H18ZM38 23H39V22H38ZM109 23H110V20H109ZM111 23L113 24V22H111ZM114 23H115V22H114ZM129 23H128V24H129ZM152 23H153V22H152ZM156 23H157V22H156ZM176 23H177V22H176ZM176 23H175V24H176ZM191 23H190V24H191ZM209 23H210V22H209ZM220 23H221V22H218V23H217V26H216L217 28L219 27V24H220ZM255 23H256V22H255ZM20 24H22V23H20ZM44 24H45V23H44ZM46 24H47V23H46ZM46 24H45V26H46ZM122 24H123V23H122ZM122 24H121V25H122ZM144 24H146V23H144ZM157 24H158V23H157ZM184 24H186V23H184ZM198 24H199V23H198ZM200 24H201V23H200ZM215 24H216V23H215ZM221 24H222V23H221ZM228 24L231 25L232 23L229 22ZM228 24H227V22H226V25H227L226 27H229V29H230V28H233V27H230V25H228ZM242 24H243V25H242ZM32 25H33V24H32ZM32 25H31V26H32ZM42 25H43V24H42ZM114 25H115V24H114ZM124 25L126 26V23H125ZM124 25H122V26L124 27ZM131 25H130V26H131ZM135 25H137V24H135ZM135 25H134V26H131V28L135 27V28L132 29V30H135V31L137 30L136 32H138V29H139V28H138V27L136 28ZM154 25H156V24H154ZM166 25H167V24H166ZM236 25H238V24H236ZM15 26H16V25H15ZM33 26H34V25H33ZM36 26H37V25H36ZM45 26H44V29H45ZM48 26H49V24L46 26V29H47V28L49 29ZM122 26H121V28H122ZM156 26H157V25H156ZM162 26H163V25H162ZM162 26L160 25L161 29L163 28ZM164 26H165V25H164ZM169 26H170V25H169ZM185 26H186V25H185ZM185 26L183 27L184 29L187 28V27L185 28ZM193 26H194V24H193ZM231 26H232V25H231ZM245 26H246V24H245L243 27L245 28ZM250 26H251V25H250ZM254 26H257V25L255 24ZM16 27H17V26H16ZM38 27H39V26H38ZM41 27H42V26H41ZM118 27H119V25H118ZM146 27H147V25H146ZM148 27H149V25H148ZM150 27H151V26H150ZM152 27H153V26H152ZM171 27H172V26H171ZM226 27H225V28H226ZM259 27H262L261 24H260ZM259 27H258V28H259ZM17 28H18V27H17ZM115 28H116V26H115ZM115 28H113V29H115ZM119 28H120V27H119ZM173 28H175V27H173ZM183 28H182V29H183ZM188 28H189V29H187V30H191L192 34H193V30H194V32L196 31L194 34H196V38H197V40H198V39H202V40H203V38H200V37L203 36L204 34H203V35L200 34L199 31H201V29L199 30L198 26H197V29L199 30L198 32H199V34L201 35L200 37H199V36L197 37L198 32H197L196 29H191V28H192V24H191V28H190V25L188 26ZM193 28H194V27H193ZM212 28H214V26H212ZM225 28H224V30H227V28H226V29H225ZM236 28H237V27H236ZM13 29H14V30H13ZM38 29H40V28H38ZM41 29H42V28H41ZM41 29H40V30H41ZM126 29H127V28H124L125 31H124L123 34H125V32H127ZM141 29L139 30V33H140V32L142 33ZM144 29H145V28H144ZM144 29H143V31H144ZM146 29H147V28H146ZM148 29H149V28H148ZM152 29H153V28H152ZM161 29H160V34H161V36H162ZM164 29H165V28H164ZM178 29H180V28H178ZM218 29H220V28H218ZM229 29H228V31H229ZM242 29H243V28H242ZM251 29L253 30L254 33L256 32V31H254V29H255L254 27H251ZM251 29H249V30L251 31ZM259 29H260V28H259ZM259 29L256 28L255 30L258 31ZM263 29H264V28H263ZM263 29H260V31L263 30ZM42 30H43V29H42ZM118 30H119V29H118ZM121 30H122V29H121ZM129 30H130V29H128V31H129ZM166 30H167V31H170L169 28H167ZM172 30H174V29H172ZM230 30H231V29H230ZM233 30H234V31H233ZM233 30L229 31L230 33H229L228 31H226V33L228 32V35H225V36H224V37L227 36V37H226V40H225V38H224L225 43L231 44V43H229V42H231V41H229L230 38L228 39V36H230V35L232 36L231 32H235V33H236V31H235L234 28H233ZM239 30L241 31V29H239ZM245 30L249 31L247 28H245ZM49 31H50V30H49ZM49 31H48V30H45L44 33H43V32L40 33V34L42 35V37H41V35H40L41 38H40L39 36H38V37H39L41 40L36 36V34L39 33V32H37V33L35 34L36 38H38V39L40 40V42H39V40L37 39V41L39 42V43H38L37 41L35 42V40H34L35 37H34V39L32 38V39H33V43H32V44H34V46H36V45L38 44V45L36 46V48H35L32 44L29 45V44L27 43L29 46H31V47L33 46L35 49H33L34 51H32V52H31L32 49H30V51H29V53H28V56H29L30 54H32V55H31L32 57H31V59H30V57L27 58L28 60H31V61H29V62H28V61H25L26 66L29 67V64H30V67H31L32 60H33V56L35 55V52H36L37 48L40 47L42 44H45V43L50 44V43H57V42H59V41H57V39H56L57 37L54 35V33L49 32ZM119 31H120V30H119ZM122 31H123V30H122ZM135 31H134V32H135ZM158 31H159V29H158ZM174 31H176V30H174ZM214 31L216 32V29H215V28H214ZM220 31H221V30H220ZM260 31H258V32H260ZM40 32H41V31H40ZM136 32H135V33H136ZM147 32H148V30H147ZM153 32H154V31H153ZM164 32H165V30H164ZM183 32H184V31H183ZM211 32H212V31H211ZM215 32H214V33H215ZM121 33H122V32L120 31V34H121ZM135 33H134V34H135ZM143 33H144V32H143ZM149 33H152V30H150ZM158 33H159V32H158ZM158 33H157V34H158ZM177 33H178V32H177ZM180 33H182V32L180 31ZM226 33H224V34H226ZM238 33H239V32H238ZM240 33L242 34L241 36H245V39L248 38V40H249V37H247L246 34H243L242 32H240ZM244 33H245V31H244ZM254 33H253V34H254ZM120 34H119V36L117 35V37H119L118 40L120 41V39H121V42H119L120 44L118 43V44H119L118 46L121 47V45L124 44L125 39H126L127 42L129 41L128 43H129L130 45L127 44V46H126V42H125V44H124L125 46L123 45V47H124L123 50H122V49H119L118 46H117V47H118L119 50H114V49H116L117 47H111V46H115V43H114V45H109L110 43L113 44V42H114L113 40H116V39L114 38V39L112 40L113 42H111V41L109 40L110 43L108 44L109 46L107 47V48H109V47H110V48H113V49H110V50H113V51H111V52H114V53H115V51H116V54H118V53L121 51L122 53L120 52L119 54H128V52H129V53H136V52H138L139 50L145 49L143 46H141L142 44H140V40H139V39H133V38L131 39V38H130V33H129V35H127V36L125 35L127 38H126V37L124 38V35H123V34H122L123 36H120ZM152 34H154V33H152ZM152 34H151V35H152ZM157 34H156V35H157ZM160 34H159V35H160ZM163 34H164V33H163ZM169 34H170V32H169ZM192 34H191V35H192ZM222 34H223V33H222ZM229 34H230V35H229ZM256 34H257V33H255V35H256ZM37 35H38V34H37ZM144 35H145V33H144ZM148 35H150V34H148ZM154 35H155V34H154ZM156 35H155V36H156ZM166 35H167V33H166ZM177 35H178V34H177ZM191 35H189V36L192 37ZM207 35H208V34H207ZM234 35H235V34H234ZM248 35H251V34H248ZM16 36H17V35H16ZM20 36H21V34H20ZM155 36L152 35V37H155ZM167 36H168V35H167ZM205 36H206V35H205ZM256 36H257V35H256ZM22 37H23V36H21L20 38H22ZM106 37H107V36L105 35V38H106ZM157 37H158V36H157ZM159 37H160V36H159ZM168 37H169V36H168ZM206 37H207V36H206ZM212 37H214V36H212ZM232 37H233V36H232ZM236 37H237V35H236ZM236 37H235V38H236ZM257 37H258V36H257ZM25 38H26V37H25ZM111 38H112V37H111ZM111 38H110V39H111ZM128 38H129V39H128ZM176 38H177V37H176ZM176 38H175V39H176ZM251 38H252V37H251ZM18 39H19V38H18ZM107 39H108V38H107ZM122 39H123L124 41H123ZM147 39H148V38H147ZM155 39H156V37H155ZM162 39H163V38H162ZM172 39H174V38L172 37ZM191 39H192V38H191ZM191 39H190V40H191ZM208 39L211 40V39H210V36H209ZM237 39H240V36H239V38L237 37ZM24 40H26V39H24ZM148 40H149V39H148ZM170 40H171V39H170ZM178 40L180 41L181 39H178V38H177V42H178ZM202 40H199L200 42H198V44L201 43ZM241 40H242V39H241ZM257 40H258V39H257ZM20 41H21V40H20ZM102 41H103V40H102ZM102 41H101V42H102ZM109 41L107 40V42H109ZM130 41H131V42H130ZM149 41H151V40H149ZM172 41H173V40H172ZM206 41H207V40H206ZM233 41H234V39H233ZM244 41L246 42V40H244ZM244 41H243V43H244ZM251 41H253V40H251ZM263 41H264V39H261V37H260V40H259L258 42H263ZM18 42H19V41H18ZM21 42H22V41H21ZM21 42H20V44H22ZM23 42H24V41H23ZM25 42H27V41H25ZM25 42H24V44L26 45V46H25V49H26V48L28 49L29 47H28V45H27ZM122 42H123V43H122ZM162 42H163V41H162ZM162 42H161V43H162ZM166 42H167V41H166ZM170 42H171V41H170ZM174 42H175V41H173V43H174ZM182 42H184V41L182 40ZM185 42L187 43L186 40H185ZM188 42H189V41H188ZM214 42H215V41L212 42L213 44H212L211 46H213V45L215 46ZM235 42L240 43L239 41H236V40H235V41H234V45H235ZM253 42H256V40L254 39ZM29 43H31V42H29ZM35 43H37V44L35 45ZM97 43H99V42L97 41L96 44H95V46H99V44L97 45ZM103 43H104V42H103ZM105 43H106V42H105ZM131 43H132V44H131ZM155 43L157 44V42H155ZM161 43H160V44H161ZM167 43H168V42H167ZM173 43H172V45H173ZM190 43H191V42H190ZM241 43H242V41H241ZM243 43H242V45H243ZM246 43H247V42H246ZM101 44H102V43H101ZM106 44H107V43H106ZM152 44H153V43H152ZM175 44H176V46H178L177 43H175ZM178 44H179V42H178ZM228 44H227V46H228ZM236 44H237V43H236ZM251 44H252V45H255V44H253L252 42H251ZM256 44H257V43H256ZM104 45H105V44H103V46H104ZM166 45H167V44H166ZM194 45H195V43H194ZM202 45H203V43H202ZM209 45H210V44H209ZM232 45H233V44H232ZM234 45H233L232 47L228 46V47H230V49H228V51L230 50V52H232L231 50H236V49H234V47H236V46H237V48H238V45H236V46H234ZM242 45H241V46H242ZM246 45H247V44H246ZM263 45H264V44H263ZM105 46H106V45H105ZM140 46H141V48H140ZM162 46H163V44H162ZM199 46H200V45H199ZM199 46H197V47L199 48ZM214 46H213V47H214ZM216 46H217V45H216ZM22 47H23V45H22ZM22 47H21V48H22ZM137 47H139L138 50H136ZM225 47H226V45H225ZM245 47H246V46H245ZM263 47H264V46H263ZM263 47H261V50L263 49ZM172 48H173V47H172ZM176 48H177V47H176ZM183 48H185V46H184ZM200 48H201V47H200ZM200 48H199V51L201 52ZM214 48H215V47H214ZM226 48H227V47H226ZM231 48H232V49H231ZM241 48H242V47H241ZM249 48H250V47H249ZM258 48H259V47H258ZM27 49H26V51H27ZM86 49H87V48H86ZM89 49H90V48H89ZM93 49H94V46H93ZM105 49H106V48H103V50H105ZM178 49H179V46H178ZM185 49H186V48H185ZM185 49H184V51H185ZM209 49H210V48H209ZM211 49H213V48H211ZM256 49H257V47H256ZM256 49H255V50H256ZM259 49H260V48H259ZM259 49H258V50H259ZM28 50H29V49H28ZM90 50H91V49H90ZM106 50H108V52L106 51V53H105V51H103V52L105 53V55L102 54V51H101V50H99V51H100V52H99L98 49H97V51H98L97 53H99V54L101 53L102 56L104 55V57H106V58L108 57V56H106V54H107V55H110V57L115 55L114 53L109 52V49H106ZM168 50H169V49H168ZM168 50H167V51H168ZM182 50H183V49H182ZM182 50H181V51H182ZM258 50H257V51H258ZM117 51H118V52H117ZM142 51H144V50H142ZM172 51H173V50H172ZM179 51H180V50H179ZM213 51H215V50H213ZM216 51H218V53H219V49L216 50ZM228 51H227V53H229V54H227V55H230V52H228ZM236 51H237V50H236ZM240 51H241V50H240ZM247 51H248V50H247ZM20 52H21V53H20ZM30 52H31V53H30ZM86 52H87V51H86ZM92 52H93V51H92ZM139 52H140V51H139ZM169 52H170V51H169ZM169 52H168V53H169ZM177 52H178V51H177ZM203 52H204V51H203ZM207 52H209V51H207ZM234 52H235V51H234ZM237 52H238V51H237ZM241 52H242V51H241ZM248 52H249V51H248ZM258 52H261V51H258ZM108 53H109V54H108ZM170 53H171V52H170ZM170 53H169V54H170ZM175 53H176V52H175ZM185 53L189 54L188 52H185ZM245 53H246V52H244V54H245ZM262 53H264V51H263ZM23 54H24V52H23ZM111 54H112V55H111ZM113 54H114V55H113ZM162 54H163V53H162ZM165 54H166V56H167L166 51H164V54H163V55L165 56ZM197 54H199V53L197 52ZM212 54H213V53H212ZM231 54H232V53H231ZM233 54H234V53H233ZM237 54H238V53H237ZM259 54H261V53H259ZM91 55H92V54H91ZM95 55H96V54H95ZM171 55H172V54H171ZM171 55H170V56H167V57H171ZM204 55H205V59H206L207 56H206V54H204ZM210 55H211V54H210ZM210 55L208 56L209 59H210ZM218 55H219V54H218ZM28 56H27V57H28ZM164 56H163V57H164ZM174 56H175V54H174ZM176 56H177V55H176ZM211 56H213V55H211ZM220 56H221V55H220ZM240 56H241V55H240ZM253 56H254V55H253ZM262 56H263V55H262ZM178 57H179V56H177V59H178ZM201 57H202V56H201ZM201 57H199V58H201ZM226 57H227V56H226ZM230 57H232V56L230 55ZM233 57H235V56L233 55ZM153 58H154V57H153ZM155 58H156V57H155ZM155 58H154V59H155ZM174 58H175V57H174ZM184 58H185V57H184ZM216 58H217V57H216ZM239 58H240V57H239ZM245 58H246V60H247V57H245ZM254 58H255V57H254ZM259 58H260V57H259ZM262 58H264V56H263ZM27 59H26V60H27ZM94 59H96V58H94ZM104 59H105V58H104ZM171 59H172V58H171ZM177 59H176V60H173L174 62H172V64H171V63H170L171 61L169 62V61L166 59V57H165V58H163V61H161V62H164V60H165V63L167 62L166 64H171V65H173V63L176 62V63H175V65H176V64H179V63L177 62ZM182 59H183V58H182ZM202 59H204V56H203ZM202 59H199V60L202 61ZM229 59H230V58H229ZM23 60H25V59L23 58ZM150 60H151V59H150ZM160 60H161V59H160ZM215 60H216V59H215ZM217 60H218V59H217ZM156 61H157V60H156ZM183 61H184V60H183ZM200 61H198V62H200ZM237 61H238V60H237ZM237 61H236V62H237ZM262 61H263V60H262ZM30 62H31V63H30ZM168 62H169V63H168ZM180 62H181V61H180ZM208 62H209V61H208ZM216 62H217V61H216ZM218 62H219V61H218ZM222 62H223V61H222ZM227 62H228V61H227ZM246 62H247V61H246ZM246 62H245V63H246ZM22 63L24 64V61H23ZM22 63H21V64H22ZM93 63L95 64L96 62H93ZM150 63H151V62H150ZM230 63H231V62L229 61V62H228V65H229ZM21 64H20V66H19V65H18V66L21 67ZM96 64H97V63H96ZM96 64H95V65H96ZM147 64H148V63H147ZM147 64H146V67H147ZM151 64L153 65V63H151ZM156 64H157V63H156ZM184 64H185V63H184ZM186 64H187V63H186ZM196 64H197V63H196ZM200 64H201V63H200ZM206 64H207V61H206ZM210 64H211V61L209 62V64H207V66L210 65ZM243 64H244V63H243ZM246 64H247V63H246ZM248 64H249V63H248ZM254 64L256 65V64H258V63H255V62H254ZM254 64H253V65H254ZM148 65H149V64H148ZM190 65H191V64H190ZM198 65H199V64H198ZM204 65H205V64H204ZM231 65H233V67H234V69H235L234 64H231ZM231 65H230V67H231ZM260 65H261V64H260ZM22 66H23V65H22ZM24 66H25V65H24ZM96 66H97V65H96ZM96 66H95V67H96ZM154 66H157V65L154 64ZM167 66H168V65H167ZM191 66H192V65H191ZM246 66H247L248 68L250 67V66H248V65H246ZM256 66H257V65H256ZM256 66H255V67H256ZM12 67H13V68H12ZM30 67H29V68H30ZM195 67H197V66H195ZM200 67H201V66H200ZM228 67H229V66H228ZM233 67H231V70H232ZM247 67H246V68H247ZM252 67H253V66H252ZM22 68H24V67H22ZM22 68H21V70H22ZM25 68H26V67H25ZM29 68H27V70H28ZM143 68H144V67H143ZM147 68H148V67H147ZM149 68H151V67H149ZM149 68H148V69H149ZM155 68H156V67H154V69H155ZM157 68L159 69V67H157ZM160 68H161V67H160ZM165 68H167V67H165ZM250 68H251V67H250ZM250 68H249V69H250ZM256 68H257V70H256ZM256 68L254 69V71L257 72V71H258V67H256ZM260 68H262V67H260ZM152 69H153V68H152ZM154 69H153V70H154ZM158 69H157V71H161V70H158ZM244 69H245V68H244ZM252 69H253V68H252ZM9 70H8V71H9ZM21 70H17L18 73H20L19 71H21ZM24 70H26V69H24ZM153 70H151V72H152ZM229 70H230V69H229ZM245 70H246V69H245ZM261 70H262V69H261ZM149 71H150V70H149ZM25 72H26V71H25ZM143 72H144V71H143ZM145 72H146V71H145ZM155 72H156V69H155ZM231 72H232V73H233V72L237 73L236 69H235L234 71L232 70ZM260 72H261V71H259V73L257 72L256 75H258V74H261V75L264 74V73H260ZM263 72H264V70H263ZM2 73H4V72H2ZM2 73H0V76L2 75ZM5 73H6V72H5ZM26 73H27V72H26ZM26 73H25V74H26ZM229 73H230V72H229ZM232 73H230V75L227 73V75H228V76L226 75L227 78H224V77H226V76H224V75L226 74V73H225V74L221 77V78H222L221 80H227V79H229V77L232 75ZM16 74H17V73H16ZM22 74H23V70H22ZM22 74H21V75H22ZM25 74L22 75V76H25ZM152 74H153V73H152ZM155 74H157V73H155ZM161 74H162V73H161ZM161 74H159V75H161ZM4 75H6V74H4ZM10 75H11V74H10ZM21 75L18 76V74H17L16 78H17V77L19 78ZM145 75H146V73H145ZM237 75H238V74H237ZM237 75H236V74H235V76L233 75V79H235V78L237 77ZM254 75H255V74H254ZM256 75H255V76H256ZM14 76H15V75H14ZM154 76H155V75H154ZM241 76H242V75H241ZM234 77H235V78H234ZM258 77H260V75L257 76L256 78L258 79ZM20 78H22V77H20ZM150 78H151V76H150ZM231 78H232V77H230V80H232ZM239 78H240V77H239ZM243 78H244V77H243ZM245 78H246V77H245ZM245 78H244V79H245ZM247 78H248V77H247ZM247 78H246V79H247ZM154 79H155V78H154ZM156 79H157V78H156ZM80 80H82V78H80ZM162 80H163V79H162V77H161V80H160L161 83L164 81V80H163V81H162ZM248 80H249V79H248ZM251 80H252V82H253V79H251ZM4 81H5V79H4ZM77 81H78V80H77ZM232 81H233V80H232ZM249 81H250V80H249ZM249 81H245V82L248 83ZM254 81H255V80H254ZM160 82H158V86L161 84ZM252 82H251V83H252ZM4 83H5V82H4ZM156 83H157V82H156ZM241 83H242V82H241ZM243 83H244V82H243ZM249 83H250V82H249ZM251 83H250V84H251ZM164 84H166L165 81H164V83H162L161 85L163 86ZM193 84H194V83H193ZM237 84L239 85V87L236 86V88H238V89L240 90V85H242V84H240V83H237ZM194 85H196V84H194ZM230 85H231V84H230ZM244 85H245V84H244ZM74 86H75V85H74ZM74 86H71V85H70V87H72V88H73ZM245 86H246V85H245ZM251 86H252V85H251ZM11 87H12V86H11ZM165 87H167V85H165ZM9 88H10V87H9ZM242 88H243V85H242L241 89H242ZM227 89L229 90V88H227ZM238 89H236V90L238 91ZM18 90H19V89H18ZM135 90H136V89H135ZM223 90H224V87H223ZM228 90H227V92H228ZM247 90H248V89H247ZM257 90H258V89H257ZM137 91H138V90H137ZM137 91H136V93L138 94ZM208 91H209V89H208ZM221 91H222V90H221ZM1 92H2V91H1ZM131 92H133V90H132ZM131 92H130V94L133 95ZM204 92H206V93L204 94ZM204 92H203V93L201 92L202 94H199V95H198V94L195 95V92H193L194 94H192V93H188V94H186L184 97H186V99H191V100L197 99V101H198V100H202V99H204V96H205L207 99H209V98L211 99V93H212V91H210L208 94H207V91H204ZM224 92H225V94H227L226 91H224ZM20 93H21V92H20ZM20 93H19V94H20ZM196 93H197V92H196ZM199 93H200V92H199ZM235 93H236V92H235ZM13 94H14V92H13ZM8 95H9V94H8ZM244 95H245V94H244ZM244 95H243V96H244ZM252 95H253V94H252ZM262 95H263V94H262ZM13 96H14V95H13ZM13 96H12V98H13ZM235 96H236V95H235ZM263 96H264V95H263ZM9 97H10V96H9ZM133 97H134V95H133ZM135 97H136V96H135ZM238 97H239V96H238ZM7 98H8V97H7ZM22 98H23V100H21V102H20L19 100H18V101H16V100L14 101V100H13L14 98H13V99H12V100H13L12 102H14L15 104H18V102H19V104L22 106V109H21V111H20V109H19V111L16 110V112L18 111L19 113H20V112L23 113V114H24L23 116L26 117V119H27V117H28V116H27V115H28V112L31 110V108H29V107H32V108H33V106H32L31 103H30L31 106H29L28 109H27V105H28V102H26L27 99H25L24 97H22ZM22 98H21V99H22ZM65 98H66V97H65ZM226 98H228V97L225 96L224 99H226ZM245 98H246L247 104H250V105H248V106H253V105L256 106L257 101L259 100V97L255 96V95H254V96H251V95L247 96V95H245ZM251 98H254V100L252 101ZM261 98H262L263 101H264V97H261ZM16 99H18V97H17ZM24 99H25V100H24ZM224 99H223V100H224ZM229 99H230V98H229ZM229 99H228V100H229ZM237 99H238V98H237ZM237 99H236V100H237ZM7 100H8V102H9V98H8ZM61 100H62V99H61ZM61 100H60V102H62ZM243 100H245V99H243ZM10 101H11V99H10ZM22 101H23V102H22ZM188 101H189V100H188ZM6 102H7V101H6ZM6 102L4 103V105L6 104ZM8 102H7V103H8ZM184 102H186V100H185ZM221 102H222V101H221ZM14 103H11V102L8 103V104H9V106H7V107H9L8 110H11V109H10L11 106H12L11 104H14ZM21 103H22V104H21ZM63 103H64V102H63ZM189 103H190V102H189ZM195 103H196V101H194V104H193L194 106H195ZM197 103H198V102H197ZM224 103H225V102H224ZM224 103L222 102L221 104H224ZM226 103H227V102H226ZM261 103L263 104L264 102H261ZM0 104H1V103H0ZM19 104H18V105H19ZM35 104H36V103H35ZM71 104H72V103H71ZM184 104H186V103H184ZM202 104H203V103H202ZM229 104L231 105V103H229ZM247 104H246V105H247ZM262 104H261V105H258V106H260V108H261V106H262L263 109H264V106H263ZM2 105H3V104H2ZM20 105H19V108L21 107ZM51 105H52V104H51ZM186 105H188V104H186ZM196 105H198V104H196ZM203 105H204V104H203ZM203 105H202V106H203ZM230 105H228V106H229V107H232V106H230ZM232 105H234V103H232ZM241 105H243V107H245V108H244L245 111H247V110L249 111V110L251 109V107H250V108L248 107L249 109L246 110V107H247V106H244V103L241 104ZM13 106H14V105H13ZM69 106H70V105H69ZM69 106L67 107V108H69V109H67V111H71V109H70ZM73 106H74V104H73ZM198 106H199V105H198ZM222 106H223V105H221V108H222ZM140 107H141V106H140ZM195 107H196V106H195ZM239 107H240V106H239ZM17 108H18V107H17ZM73 108H74V107H72V111H71L72 113H71V112H67L66 114H71V116H74L75 118L72 117V119L74 118V119L72 120V119H71V116L68 115V116H70V119H71V120L69 121V119L65 118L67 115L64 114V115H66L65 117H63V118H65V120L63 119V121H64V125H65L66 121H67V120H68V121H67V124H66L65 126L60 124V125H61V126H60L61 129L58 127V128L60 129V131H61V130L63 131V130H64L63 128H65V127L68 125V123L71 122V121H75V122L77 123V124H74V123H73L74 125L69 123L70 125H72L73 129H77L76 127H78L79 125H80V126L82 125V123L80 124V121H79V120H80V119H79L80 117L77 118V115H76V116L74 115L75 113L78 114V110H76V108H75L76 111H75V113H73V111H74ZM188 108H189V107H188ZM190 108H191V107H190ZM206 108H208V107H206ZM223 108H224V107H223ZM227 108H228V107H227ZM233 108H235V107H232L231 109H233ZM258 108H259V107H258ZM12 109H13V108H12ZM29 109H30V110H29ZM34 109H35V107H34ZM65 109H66V108H65ZM108 109H109L110 111H109V110H107V111L104 110L105 112L103 111L105 114H107L106 117H108V118H106V117L103 118V120L107 119V121H110L109 119L111 118V122H112V123H111V122H108V124L110 123V124H111L110 126L114 127V124H113V123H115V120H116V114H117V113H116V110H114V109H112V108H110V107H109ZM197 109H198V107H197ZM261 109H262V108H261ZM261 109H259V110H261ZM263 109H262V110H263ZM5 110L8 111L7 109H5ZM13 110H14V112H15V109H13ZM28 110H29V111H28ZM63 110H64V109H63ZM190 110H192V109H190ZM194 110H195V109H194ZM194 110H193V111H194ZM198 110H199V109H198ZM222 110H223V109H222ZM233 110H234V112H235V109H233ZM251 110H253V111H251ZM251 110H250V116H251V114H252L251 112H254L255 110H258V109L255 108V110H254V109H251ZM36 111H37V109H36ZM89 111H90V110H89ZM99 111H100V109H99ZM101 111H102V110H101ZM108 111H109V112H108ZM224 111H225V108H224ZM224 111H222V112H224ZM229 111H230V108H229ZM229 111H228V109H227L226 112H224V113H222V112H220V111H219V112L222 113V116H223V114L226 113V114H225V117L228 116V114H231V116L234 118L235 115H234V116L232 115L233 111H232V110L230 111V112H232V113H230ZM242 111H243V110H242ZM9 112H10V111H8V112L6 113V119H7V121L5 120L6 122H8V120L11 118L10 115L13 114V113H12L13 111L10 112L11 114H10ZM16 112L13 114L14 119H15ZM18 112H17V113H18ZM31 112H32V114H33V110H32ZM31 112H29V114H30ZM195 112H197V110H196ZM201 112H202V111H200L199 113H201ZM261 112H264V110L261 111ZM261 112H260V111H259V112H258V111H257V112L255 111V112H254L255 114H252V115H255L254 117H256V115H257V117H260V116H261V119H260V120H262V118L264 117V116H263L264 113L262 114ZM19 113L17 114V116H19V115L22 116V114H19ZM34 113H35V110H34ZM235 113H237V112H235ZM240 113H241V112H240ZM256 113H260V114H262V115H259V114H256ZM7 114L9 115L8 117H10V118H7ZM35 114H36V113H35ZM99 114H100V113H99ZM105 114H104V115H105ZM108 114H109V115L111 114V115H110L111 117H109ZM202 114H203V112H202ZM244 114H246V113L244 112ZM244 114H242V116L239 115V114H237V116H239V117L241 116V119H242V120H240V121H238V122H241V123H242L243 121L245 122V120L248 121V122H245V123H246L247 125H250V128H248V129H250V130H248V129L246 128V126L244 125L245 123L243 124V127H242V124L240 123V125H241V129H240L241 131H240V132H242V131L245 129V130H244L245 132L243 131V132L241 133V136H243L244 133H246L244 136L248 135V133L251 134L250 131H251V129L253 128L252 126L257 125V123H256V124H253V123L256 121V118L254 119L253 117H251V119H250V118H249L250 116L244 118V117H245V116H243ZM25 115H26V116H25ZM137 115H138V114H137ZM204 115H205V113H204ZM258 115H259V116H258ZM17 116H16V117H17ZM177 116L179 117V120L184 121V123H188V124H190V125L194 124L193 119H192L191 117H188V116L185 117V116L183 115V113H181V114L179 113ZM206 116H207V114H206ZM237 116H235V117H237ZM246 116H248V115L246 114ZM262 116H263V117H262ZM24 117H23V119L25 120ZM138 117H139V116H138ZM194 117H195V116H194ZM194 117H193V118H194ZM212 117H213V116H212ZM229 117H230V115H229ZM229 117H227V118H229ZM17 118H18V120H19L20 122L22 121V120H20V119H22V118H20V117H17ZM28 118H29V117H28ZM32 118H33V117H32ZM35 118H36V116H35ZM68 118H69V117H68ZM213 118H214V117H213ZM233 118L230 119V120H232L233 122H235V121H237V120L240 119V118L237 117L236 119H234V120H235V121H234ZM30 119H31V118H30ZM75 119H76V120H75ZM243 119H244V120H243ZM247 119H248V120H247ZM257 119H259V118H257ZM12 120H13V118H11V121H12ZM24 120H23V121H24ZM32 120H34V118H33ZM61 120H62V119H61ZM196 120H197V119H196ZM230 120H229V121H230ZM249 120H252V121H249ZM254 120H255V121H254ZM260 120H259V121H260ZM28 121H29V120H28ZM84 121L86 122V120H84ZM107 121H104V122L107 123ZM138 121H139V120H138ZM177 121H178V120H177ZM224 121H225V120H224ZM253 121H254V122H253ZM6 122H5V123H6ZM20 122H18V123H20ZM32 122H33V121H32ZM61 122H62V121H61ZM219 122H220V120H219ZM226 122H227V121H226ZM238 122H236L237 125H239ZM249 122H251V124H250ZM263 122H264V121H263ZM29 123H30V122H29ZM71 123H72V122H71ZM78 123H79V124H78ZM96 123H97V122H96ZM139 123H140V122H139ZM229 123H230V122H229ZM8 124H9V123H7V125H8ZM16 124H17V123H16ZM86 124H87V123H86ZM86 124H84V126H85ZM91 124H92V123H91ZM98 124H99V123H98ZM98 124H96V125H98ZM112 124H113V125H112ZM179 124H180V123H179ZM179 124H178V125H179ZM225 124H226V123H225ZM225 124H224V126H225ZM234 124H235V123H234ZM260 124H262V122H260ZM260 124L257 125V126H258L257 128H259V126H260V127L263 126V128H264V125H260ZM263 124H264V123H263ZM29 125H30V124H29ZM96 125H95V126H96ZM103 125H104V124H102V127L99 128V129H103V130H105V131L108 130V131H106V134H107V132H108L107 137L109 136V139H110V136L112 137L113 135H109L110 131H112V130H109V129H111L112 127H110V128L108 127V128H109V129H108V128H105V126L107 127V125H104V128H103ZM180 125H181V124H180ZM183 125H184V124H183ZM217 125H218V124H217ZM220 125H221V124H219L218 127H219ZM222 125H223V124H222ZM222 125H221V127H222ZM228 125H229V124H228ZM228 125H227V126H228ZM230 125H233V124L231 123ZM235 125H236V124H235ZM240 125H239V126H240ZM251 125H252V126H251ZM5 126H6V124L3 125V127H2L3 130H0V131H1L0 134H3L2 132H4V131L6 130V127H7V126H6V127H5ZM8 126H9V125H8ZM12 126H13V125H12ZM16 126H17V125H15V127H16ZM24 126H25V125H24ZM24 126H23V127L20 126V127L23 128V130H22V129H21V130H22V134L24 135V137H20L21 139L18 137V136H20V135L23 136V135L21 134V131H20V133H19V131H18V133L20 134V135H18V134H17V131H13V128H12V129H8V128H7V130H9V131L12 130V132H16V135H15V136H16V137H15L16 140H18V139H20V140L25 139L26 142H27V139H28V141H34V142H37L38 139H39V135H38L37 131H35V130H33V129H32V131H31L28 127H26V128L29 129V133H28V135H26L27 132H26V133H25V132L23 133V131L26 129ZM58 126H59V125H58ZM63 126H64V127H63ZM68 126H69V125H68ZM91 126H92V125H91ZM99 126H100V125H99ZM184 126H185V125H184ZM184 126H182V128H184ZM227 126H226V127H227ZM15 127H14V128H15ZM20 127H17V130H19ZM85 127H86V126H85ZM179 127H181V126H179ZM195 127H196V126H195ZM231 127H232V126H231ZM244 127H245V128H244ZM247 127H248V126H247ZM4 128H5V130H4ZM24 128H25V129H24ZM189 128H190V127H189ZM222 128H223V127H222ZM222 128H221V130H222ZM235 128H236V126H235ZM237 128H238V127H237ZM242 128H243V129H242ZM257 128H256V132H257V130L260 129V128H259V129H257ZM15 129H16V128H15ZM87 129H88V128H87ZM112 129H113V128H112ZM229 129H230V128H229ZM246 129H247L248 131H247ZM253 129H254V128H253ZM26 130H27V129H26ZM26 130H25V131H26ZM214 130H215V129H214ZM218 130H219V129H218ZM221 130H219V132L222 134V133H223L224 131H226L227 129L225 128V130H224L223 132H221ZM232 130H233V128H232ZM260 130H262V129H260ZM65 131H66V129H65ZM101 131H102V130H101ZM189 131H190V130H189ZM227 131H229V130H227ZM234 131H235V130H234ZM263 131H264V129H263L261 132H263ZM63 132H64V131H63ZM75 132H76V131H75ZM78 132H80V131H78ZM103 132H104V131H103ZM235 132L237 133L238 131L236 130ZM240 132H239V134L237 133V135L234 134V133H232V134L236 135V137H237V136L240 135ZM5 133H6V131L4 132V134H5ZM40 133H41V132H40ZM66 133H68V131H67ZM86 133H87V132H86ZM226 133H227V132H226ZM257 133H258V132H257ZM7 134H11V133L8 132ZM7 134H5V136H6ZM13 134H15V133H13ZM13 134H12V135H13ZM41 134H42V133H41ZM68 134H69V133H68ZM75 134H76V133H75ZM82 134H83V133H82ZM110 134H113V133L111 132ZM216 134H218V133H216ZM232 134H231V135H232ZM242 134H243V135H242ZM254 134H255V133H254ZM49 135H50V134H49ZM49 135H45V136L47 137L48 140L44 137V138H45L44 143H43L44 146H46V145H45V141H46V140H47V141H50V139H51V137H52V136H51L50 139H49V137H48ZM71 135H72V134H71ZM71 135L69 134V136H71ZM76 135H77V134H76ZM76 135H74V132H73V137H74V138H75ZM219 135H220V134H219ZM257 135H258V134H257ZM257 135L255 136V138L257 137ZM262 135H263V137H264V132L259 134V136L257 137L258 140H256L257 138H256V139L253 138L254 141H251V140H250V144H251L252 148H253V147H254L255 149H258V148H261V147L264 148V147H263V146H264V143L262 142V141H264V139L262 138ZM0 136H2V135H0ZM77 136H78V135H77ZM77 136H76V137H77ZM213 136H214V135H213ZM220 136H221V135H220ZM220 136H219V137H220ZM241 136H239V137H241ZM249 136H250V135H249ZM6 137H7V136H6ZM6 137H5V139H6ZM26 137H27V138H26ZM66 137H67V136H66ZM171 137H172V136H171ZM215 137H216V136H215ZM215 137H214V138H215ZM221 137H222V136H221ZM226 137L230 139L229 136H225V138L223 137V139L225 140ZM251 137H252V135H251ZM253 137H254V136H253ZM259 137H260V138H259ZM29 138H30V140H29ZM69 138H70V137H68V139H69ZM217 138H218V137H217ZM261 138H262V140H259V139H261ZM0 139H1V138H0ZM53 139H54V138H53ZM134 139H135V138H134ZM137 139H138V138H137ZM137 139H135V140L137 141ZM147 139H148V138H147ZM219 139H221V138H219ZM231 139L234 140L235 137H234V138L232 137ZM231 139H230V141H229L228 139H226L227 141H229V143L227 142L228 145H232L233 142L235 143V141H236V140L238 141L240 138H239V139H236V140L233 141V142H231ZM243 139H244L245 141H246V139H247V141H248V139H250V137H245V138H243ZM243 139H242V141H241V140H239V141L242 143V142L244 141ZM9 140H10V138H9ZM14 140H15V139H14ZM16 140H15V141L12 140V141L15 142V144L18 143V142L20 141V140H19V141L17 142ZM25 140H24V141H25ZM41 140H43V138H42V139L40 138V141H41ZM51 140H52V139H51ZM69 140H70V139H69ZM111 140H113V139H111ZM174 140H175V139H174ZM224 140H223V142H221V141H216V142H221V143H223V144H226V143H224V142H225ZM3 141H4V140H3ZM5 141H6V140H5ZM12 141H11L10 143L6 141V143H9V144H10L9 146H12V145L14 146V143H12ZM24 141L22 140V141L19 142V143H22V142H24ZM40 141H39V143L42 142V141H41V142H40ZM99 141H100V140H99ZM131 141H132V140H131ZM131 141H129V142H131ZM136 141H132L131 143H132V144L134 143V144H136V146H138ZM239 141H238V142H239ZM255 141H257L256 144L254 143ZM260 141H261V142H260ZM26 142H24V143H26ZM52 142H53V141H52ZM59 142H60V141H59ZM59 142H57V143H59ZM82 142H83V141H82ZM109 142L112 143L113 145L116 143L115 146H117V145L119 146V144L121 143V142H115V143H114V141H113V142L109 141ZM135 142H136V143H135ZM169 142H170V140H169ZM213 142H214V141H213ZM230 142H231V144H230ZM251 142H253V143H251ZM259 142H260L261 144H260ZM11 143H12V144H11ZM19 143H18V144H19ZM29 143H30V142L26 143V144H28V145H25V146H26L27 148H28V146L31 147V148H30V149L28 148V150H25V149L23 148L24 152H22V151H23L22 148H20L19 145L17 146V144H16L17 148L19 147V151H20V153H19V155H18V159H19V160L21 159V160L19 161V164L23 163V162H21V161H22V159H23V157H24V159H26L25 161L29 163V164L27 163V166H26L27 168H26V169L24 168V170H25V171H26V170L28 171V170H31V169H32L31 171H33V172H32L31 174H32L33 176H34V174L36 173L35 171H36V170H37V171L39 170L38 167H41V168L43 167V168H44V169H43L44 172H43L41 169H40V170H41L42 173H44V175L40 172V173H39L40 176H41V175H43V177L46 176L45 178H47V177L49 176V177H50V180H53V181L56 182V183H54L53 181H50L51 183H52V182L54 183V186H51V185H53V184L50 185L47 179H45L46 181L44 180L46 184L48 183L51 187L54 188V189H53V188H50L51 190H49V191H52V189H53V191H52L53 194H51L52 196L49 195L50 193L48 194V191H47L46 196L49 195L48 197H51L52 200H53V198H54L55 201H56V198H57V197H56V196L54 197V194H55V195H56V194H57V195L59 194V192H58V193H55V192H56L55 189L57 188V185H58V188H59V187L62 188V187L64 186L63 188H64V192H65L66 189H68L69 187H73L74 184L76 185V182H77L76 179H74V178L76 177L77 174H73L72 178L70 177V180L73 179V181H70V182L67 181V180H68V179H67L68 177L65 176V175H64V176H65L66 179L63 177V181H62V176H61V174H63V172H64L65 170H67V169L69 168V166L72 165V163H73V165H72L70 168H73V170H72V169H68V170L66 171L67 173H68V171H69V172L71 171L72 173H74V169H76L75 172H77V171L80 172V171H82V168H83V167L80 169V168L77 166L78 164H80V163H76L77 161L79 162L77 156L74 155V156H75V157H74L75 160H74V159H73V156L70 155V154H73L72 151L74 150V148H73V150L71 151L72 153H70V149H68V147H67V149L64 148V150H68L67 153H69L70 156H69L67 153H64V154H67V155H68L67 158H69V159H68V161H65V159H67V158H66L65 156H63V158H64V163H66L67 165H66V164H63V165H62L63 161H61V160H63V158L61 157L62 155L60 156V154H61L62 151H61L60 153H57V152L60 151V149H59V151L56 152V150H58V147L56 146L57 144L55 145V147H53L52 144H51L52 147H50V146L48 145V146H49V150H48V148H47L48 146L46 147V150H48V153L51 152L50 154H52V152H54V154H52V157H51L53 160H52V159H51L52 161L48 160V163H47V162H43L42 164H41V161H42L43 159H44L43 161H45V160L47 161V159H49V158H48L49 156H47L46 154H45V155H46L47 158L44 156L43 153H45V152L42 151L43 149L41 150V148H40V147H41V144H40V146H37L36 150H37V149H40L39 152H42V153H41V154L38 153L36 156L39 155L38 157H40V155L43 154L44 158H43V156H42V157H41L42 160L40 161V159L37 157L36 159H37V160L39 159L38 161H40V163H39V162H35V158L32 157V156H33L34 154H36V153L38 152V150L36 151L35 148H34L35 143H34V145H31V146L29 145ZM46 143H47V142H46ZM50 143H51V142H50ZM65 143H66V142H65ZM71 143H72V142H71ZM127 143H128V141H127ZM243 143H244L245 146H248V145L246 144V143H248V142H246V143L243 142ZM1 144H2V143H1V141H0V145H1ZM30 144H33V143L31 142ZM66 144H67V143H66ZM72 144H73V143H72ZM84 144H87V143H84ZM88 144H90V143H88ZM112 144H111V145H112ZM121 144H122V143H121ZM124 144H125V143H124ZM129 144H130V143H129ZM134 144H133V145H134ZM236 144H237V143H236ZM238 144H240V143H238ZM250 144H249V145H250ZM257 144H258V145H257ZM36 145H37V144H36ZM74 145H75V144H74ZM79 145H81V144H79ZM79 145H78V146L75 145V146H77V148H78ZM94 145H95V144H94ZM94 145L92 144L93 147H94ZM111 145H110V147H112V149H115V148H113V145H112V146H111ZM133 145H132V146H133ZM146 145H147V144H146ZM172 145H173V143H172ZM206 145H207V144H206ZM242 145H243V144H242ZM255 145H256V147H255ZM260 145H261V147H260ZM4 146H5V145H4ZM13 146H12V147H13ZM20 146H21V147H25V146H23V145H21V144H20ZM32 146H33V150H34V151L32 150L33 152H31ZM58 146L60 147V144H59ZM64 146L66 147V145H64ZM68 146H69V145H68ZM88 146H91V145H88ZM92 146H91V147H92ZM121 146H122V145H121ZM127 146H128V144H127ZM127 146H126V147H127ZM132 146H131V147H132ZM134 146H135V145H134ZM251 146H249V147H251ZM1 147H2V148H0V149L3 151V146L1 145ZM42 147H43V146H42ZM56 147H57V149H56ZM61 147L63 148L62 144H61ZM72 147H73V146H72ZM119 147H120V146H119ZM152 147H153V144H152ZM14 148H15V146H14ZM27 148H26V149H27ZM51 148H52L53 150H54V148H55V150H54V151H53V150H50ZM62 148H61V149H62ZM77 148H75V150H76ZM81 148H82V147H81ZM85 148H86V147H85ZM87 148H88V147H87ZM87 148H86V149H87ZM120 148H121V147H120ZM136 148H137V147H134V148H131V149L135 150ZM138 148H139V146H138ZM252 148H251V149H252ZM112 149L110 148L109 150L112 151ZM139 149H140V148H139ZM1 150H0V153H2ZM4 150H5V149H4ZM13 150H14V149H13ZM21 150H22V151H21ZM46 150H45V151H46ZM87 150H88V149H87ZM90 150H92V149H90ZM116 150H117V149H116ZM122 150H123V149H122ZM125 150H126V149H125ZM133 150H132V151H133ZM149 150H150V149H149ZM243 150H244V149H243ZM246 150H247V151L244 152V153H247L248 156H249V154H250L249 152H251V151L249 150V148H248V149L246 148ZM248 150H249V152H248ZM14 151H15V150H14ZM14 151H13V152H14ZM16 151H18V150L16 149ZM35 151H36V153H35ZM80 151H81V150H80ZM82 151H83V150H82ZM100 151H101V150H100ZM111 151H110V152H111ZM120 151H121V150H120ZM127 151H128V150H127ZM127 151L125 152L126 154H128V153L131 152V150H129L130 152H127ZM135 151H136V150H135ZM137 151H139V150L137 149ZM244 151H245V150H244ZM252 151H253V149H252ZM65 152H66V151H65ZM76 152H77V151H76ZM93 152H94V151H93ZM103 152H104V151H103ZM117 152H119V150H117ZM4 153H5V152H3V155H4ZM7 153H8V151H7ZM15 153H16V152H15ZM21 153H24V154H22V155H23L22 158H21V156H22ZM31 153H33V155H32ZM56 153H57V155H58L59 157L56 155ZM91 153H92V152H91ZM91 153H89V154H91ZM122 153H123V152H122ZM132 153H133V152H131V156H132ZM140 153H141V152H140ZM76 154H77V153H76ZM83 154H84V151H83ZM85 154H86V153H85ZM157 154H158V153H157ZM3 155L0 154V157H2ZM7 155H8V154H6L5 156H7ZM14 155H16V157H17V153L14 154ZM20 155H21V156H20ZM30 155H31V160L28 159V158L30 157ZM48 155H49V154H48ZM54 155L56 156V159H60V158H61V160H59V161L62 162V163H60L61 165L59 164V161H58V160L55 159V160L57 161V163H56V161H54V158H55ZM91 155H93V153H92ZM101 155H103V153H101ZM104 155H105V154H104ZM128 155H130V154H128ZM128 155H126V157H127ZM158 155H159V154H158ZM5 156H4V157H5ZM19 156H20V158H19ZM50 156H51V155H50ZM53 156H54V157H53ZM84 156L86 157V156H88V155H84ZM95 156H96V155H95ZM95 156H94V157H95ZM98 156H99V155H98ZM98 156H97V157H98ZM148 156H149V155H148ZM4 157H2L3 159L0 158V159H1L0 161H2V163H3V161H6V160H5L6 158H4ZM88 157H89V156H88ZM97 157H96V160H97ZM102 157H103V156H102ZM102 157H101V158H102ZM104 157H105V156H104ZM104 157H103V158H104ZM245 157H246V155H245ZM7 158H8V157H7ZM32 158H34V160H33ZM45 158H46V159H45ZM70 158L73 159V161H72ZM76 158H77V159H76ZM80 158H81V157H80ZM83 158H84V157H83ZM92 158H93V156H92ZM92 158H91V159H92ZM106 158H108V159L111 158L112 161L115 160L114 157H113V159H112V157H110V156H108V157L106 156ZM106 158H104L105 161L103 160V161H104V165H103L102 160H101L100 158H99V159H100L101 161L98 159V163H101V162H102V165H103V166L100 165L101 167L99 166L100 168L98 167L99 169H96V170H95V172H97V170H98V173H101V172L103 171V172L100 174L101 176L98 175V176H100V177L97 178L98 180H99V179L102 180V178H103L102 175H103V174H104L105 177H108V176H109V175H108V172L110 173V171L113 170V168H112L113 164H111L112 161L109 159V161L107 162L108 159L106 160ZM117 158H119L120 160L123 159V158H121V157H119V156H118ZM127 158H129V156H128ZM157 158H160V157L158 156ZM18 159H17V160H18ZM119 159H117V160L119 161ZM129 159H130V158H129ZM129 159L126 160V158H125V159H124L125 161L123 160V161L126 163V166H125V167L123 166V169L121 168L122 165H121L120 167H117V169H116V170H117L116 172L120 173V175L123 177V178H122L120 175H118V176L121 177V179H124L123 173L126 175V171H125V169H126L127 167H128V168H127V172H128V170L131 172V173H130V176H132V175L134 174V172H135V175H133V176L139 175L138 178L143 177V178L145 179V177H144L143 174H146L145 176H149V175L152 176V174L150 173V171H146V170H149V169H148L149 167H143L144 165H143V166H142V165H139V166H142V169L139 168V167H134V165H133L134 168L132 167V169H129V168H131V166H132V164H133V162H134V161H132V160H134V159H131L132 163H131V161H129ZM27 160H28V161H27ZM37 160H36V161H37ZM70 160L72 161V163H71ZM80 160H81V159H80ZM87 160H90V158L87 159ZM93 160H94V158H93ZM156 160H158V159H156ZM156 160H155V161H156ZM15 161H16V160H15ZM69 161H70V162H69ZM82 161H83V160H82ZM90 161H91V160H90ZM94 161H95V160H94ZM99 161H100V162H99ZM118 161H117V162H118ZM242 161H243V160H242ZM242 161H241V162H242ZM247 161H248V160H247ZM20 162H21V163H20ZM26 162H25V163H26ZM30 162H35V163H37V164L34 163L33 165H36V166H38V167L36 168L35 166H33V168H34V167L36 168V169L33 170V168H32L31 166H28V165L31 164ZM50 162H52V165H54V166H52ZM53 162H55V163H53ZM74 162H75V163H74ZM91 162H92V161H91ZM95 162H96V161H95ZM106 162H107L108 164H107ZM124 162H123V163H124ZM127 162H128V163H127ZM153 162H154V161H153ZM153 162H152V163H153ZM250 162H251V161H250ZM2 163H1V164H2ZM85 163H86V162H85ZM89 163H90V162L88 161V164H89ZM96 163H97V162H96ZM109 163H110L112 166H111ZM134 163H135V162H134ZM150 163H151V162H150ZM3 164H4V163H3ZM5 164H8V163L5 162ZM5 164H4V165H5ZM9 164H10V163H9ZM23 164H24V163H23ZM43 164H44L45 166H43ZM70 164H71V165H70ZM75 164H77V165L75 166ZM90 164H93V163H90ZM90 164H89V165H90ZM105 164H106V165H105ZM115 164H116V163H115ZM127 164H128V166H127ZM154 164H156V163H154ZM240 164H241V163H240ZM4 165H3V167H2V166H1V167H2V168H5L4 171H6V167H7V166H4ZM13 165H14V164H13ZM17 165H18V163H17ZM40 165H41V166H40ZM50 165H51V166H50ZM55 165H56V168H55ZM57 165H58L59 167H57ZM81 165H82V164H81ZM83 165H84V164H83ZM85 165H86V164H85ZM85 165H84V166H85ZM109 165H110V168L108 167ZM124 165H125V164H124ZM135 165H136V164H135ZM145 165H146V164H145ZM152 165H153V164H152ZM156 165H157V164H156ZM159 165H160V164H159ZM242 165H243V164H242ZM246 165H247V166H246ZM246 165H243V167L245 166V168H246V167L249 168V167H248V166H249L248 163H247ZM14 166H16V165H14ZM46 166H48V167H46ZM49 166H50L51 171H50V169H49ZM60 166H61V167L63 166V168L65 169L62 173H61V170H63V169L60 170V169H59V168H61ZM74 166L77 167L79 170H78L77 168H74ZM79 166H80V165H79ZM86 166H87V165H86ZM150 166H151V165H150ZM240 166H241V165H240ZM17 167H19V166H16V168H14V169L19 170L20 168L18 169ZM20 167H22V165H21ZM66 167H67V168H66ZM80 167H81V166H80ZM88 167H89V166H88ZM88 167H87V168H88ZM103 167H104V168L107 167V168H109V169H107V168L104 169ZM158 167H159V166H158ZM158 167H157V168H158ZM241 167H242V166H241ZM252 167H253V165H252ZM252 167H250V168H252ZM45 168H48V169L45 170ZM53 168H54V170H55V169H56V170L59 169V170L57 171V172L60 171V172H59V175H58L57 173H56V174H55V173L53 174V172H54V170H52ZM89 168H90V167H89ZM118 168L120 169V171H121V170H124V171H121V172H122V173H121V172L119 171ZM135 168H136V171H134ZM138 168H139V169H138ZM143 168H144V169H143ZM145 168H147V169H145ZM154 168H155V166H154ZM162 168H163V167H162ZM245 168H244V170H245ZM12 169H13V166H12ZM14 169H13V170H14ZM85 169H86V168H85ZM91 169H93V167H92ZM94 169H95V168H94ZM94 169H93V170H94ZM111 169H112V170H111ZM137 169H138V171L140 170L139 173H136V172H138ZM158 169H160V168H158ZM236 169H238V168H236ZM253 169H254V168H253ZM9 170L13 172V170H11V168H8V167H7V171H6V173H8ZM17 170L14 171L13 173H10V171H9V173H10L11 175H12V174H13V175H15V174H19L20 171L18 172ZM20 170L23 171V168H21ZM40 170H39V171H40ZM48 170H49V172H48ZM89 170H90V169H89ZM99 170H101V172H99ZM105 170H107L108 172L105 171ZM109 170H110V171H109ZM114 170H115V168H114ZM114 170H113V171H114ZM251 170H252V169H250V171H251ZM258 170H259V169H258ZM261 170H262V169H261ZM263 170H264V169H263ZM2 171H3V169H2ZM4 171H3V172H4ZM27 171H26V173H27ZM39 171H38V172H39ZM46 171H47V172H46ZM87 171H88V170H87ZM87 171H86V172H87ZM90 171H91V170H90ZM141 171H142V174H140ZM145 171H146L147 173H150V174L144 173ZM153 171H154V169H153ZM173 171L175 172V170H172V172H173ZM233 171H234V170H233ZM247 171H248V170H247ZM253 171H254V170H253ZM45 172H46L47 174H45ZM51 172H52V173H51ZM55 172H56V171H55ZM84 172H85V171H84ZM84 172L82 171L83 174H84ZM93 172H94V171H93ZM93 172H92V173H93ZM95 172H94V173H95ZM106 172H107L106 175H108V176L105 175ZM168 172H169V171H168ZM174 172H173V173H174ZM188 172H190V171H187V172L185 171L184 173L189 174ZM234 172H235V171H234ZM234 172H231V176H228L229 178L232 177L231 180H230V181H232V182L235 181L236 176L238 175V172H237V175L234 174ZM245 172H246V171H245ZM4 173H5V172H4ZM6 173H5V174H6ZM29 173H30V172H29ZM33 173H34V174H33ZM67 173H66V174H67ZM72 173H70V174H72ZM77 173H78V172H77ZM87 173H89V172H87ZM94 173L91 174V175L94 176ZM98 173H96V174H98ZM132 173H133V174H132ZM157 173H158V174L161 173L160 175L157 176L156 179L154 178V180H158L157 183H160L161 180H162V182H163V181H166L167 178H166V179H162V178H164L163 176H165V175L161 176V175H162V169H161V172H157ZM157 173H156V174H157ZM173 173L171 174V170H170V174H169V175L174 176V175L177 174L178 177L174 176L176 179H177V178H182V177H183L182 179H183L185 182L188 183V181L186 180L187 178H185L183 175H180V174L177 173V172H175V174H173ZM192 173H193V172H192ZM232 173H233V175H234L235 178H233ZM235 173H236V172H235ZM246 173H247V172H246ZM249 173H250V172H249ZM257 173H258V172H257ZM1 174H2V173H1ZM10 174H9V178H8L9 180H8V179H5V182H7V183H5V184L9 185L8 187L5 186V184H4V186H5V188H4V187H3V184H2V183L4 182L3 179H4V178H7V177H3V176H2L3 179L0 180V181L3 180V181L1 182V184H0L2 187H0V188H1V189H3V188L6 189V187H7L6 190H4V189L1 190V189H0L1 192H2V193H3V191L7 192V190H12V191L15 192V193L18 192V191H19V192L22 191V192H21V193H22L21 196H20V195H19V196L22 197V195L24 196V194H25V196H26V193H23V191L25 192V188L22 189L23 186H22L21 188H18V189H19L18 191H14V190H13L15 186H14L13 184H12V185H10V184L13 183V182H12L13 179H15L17 176H16V177L14 176V178H12L13 176L11 177ZM37 174H38V173H37ZM64 174H65V173H64ZM111 174H112V173H111ZM113 174H114V173H113ZM113 174H112V176L115 175V174H114V175H113ZM241 174H242V173H241ZM50 175H51V176H50ZM56 175H57V177H56ZM78 175L81 176V173H79ZM87 175H88V174H87ZM87 175H86V176H87ZM89 175H90V174H89ZM141 175H142V176H141ZM189 175H191V178H192V176L194 175V173H193V175H192L191 173H190ZM235 175H236V176H235ZM254 175H255V174H254ZM4 176H8V175H4ZM58 176H59V177L61 176V177H60V178H61L60 180H59V177H58ZM112 176H110L112 179H111L110 177L108 178V179H111V181H112L111 184L114 183V181H115V180L113 181L114 178H113ZM116 176H117V173H116ZM130 176H129V175L127 176L128 179L130 178V181H132V180L134 181V180H135V179H134L135 177H132V179H131ZM140 176H141V177H140ZM160 176H161V177H160ZM195 176H197V177H193V178H195L194 180H197V181H198V179H199L200 177H198V175H197L196 173H195ZM201 176H202V174H201ZM207 176H208V175H207ZM244 176H245V174H244ZM244 176H243V177H244ZM31 177H32V176H31ZM37 177H38V176H36V179H38ZM51 177H52V179H51ZM53 177H54V178H53ZM84 177H85V176H84ZM101 177H102V178H101ZM105 177H104V178H105ZM120 177H119V178L117 177L118 179H116V181H117V180L121 181V180H120ZM159 177H160L161 180L159 179ZM165 177H166V176H165ZM174 177H173V178H174ZM186 177H188V176L186 175ZM189 177H190V176H189ZM202 177H203V176H202ZM208 177H209V176H208ZM245 177H246V176H245ZM245 177H244V178H245ZM10 178H11L12 180H11ZM89 178H90V176H89ZM91 178H92V181H93V177H91ZM143 178H142V179H143ZM147 178L149 179V177H146V181L149 182V180H147ZM175 178H174V179H175ZM184 178H185V179H184ZM193 178H192V181H193ZM203 178H205V177H203ZM209 178H210V177H209ZM229 178H228V181H229ZM247 178H248V177H247ZM18 179H19V178H17V180H18ZM41 179H42V178H41ZM64 179L68 182V183H67V184H68V185H67L68 188H66L65 184H63V183H66ZM94 179H96V178L94 177ZM105 179H106V178H105ZM105 179H103V180L105 181ZM108 179H106V180H108ZM128 179H127V180H128ZM136 179H137V176H136ZM182 179H180V180L177 179V181L180 182V183H179V182L176 183V187H177V190H178V191L175 190V188H174V187H175V186H174L175 183H172V184H171L170 181H169V182L166 181L167 183L165 182L166 184H163V183L161 182V183L163 184V186H164V185L166 186L168 183H170V184L173 185L174 187H172L173 189L170 191V190H167V188L169 189V188L171 187L169 184H168L169 187H168V185H167V188H166V187H163V186H160V187H162L163 189L165 188V189L168 191V194L165 193V192H166L165 189H164V190H165V192H164V190L161 188L162 191L164 192V194H163V192L161 191L162 193L160 192V194H159V198H157L158 196L155 197V199L157 198L156 202L160 199L159 202L162 201V203H161V202L159 203V204H161V206H162V204L164 205L165 203H168V201H169L170 203H169V204H165V205H167V206H168V205L171 206V205H172L171 203L173 202V207H171V208H174V205H175L174 200H173V198L169 197L170 195H171V196L173 195V194H171L172 191L175 190L174 193H176V191L178 192V193L174 194V195H176V196L174 197V199H176V197L178 198V199L175 200L176 203L179 202V201H177V200H182L183 197L185 196V194L189 193L188 190H187V193H186V190H185V192L182 191L183 188H185V185H186L184 181H181ZM237 179H239V178L237 177ZM249 179H250V177H249ZM6 180H7V181H6ZM10 180H11V181H10ZM85 180H86V177H85ZM101 180H100V181H101ZM103 180H102V183H105V184H101V186H103V185H104V186H103V187H101L100 185L98 186V188H99L102 192H101L99 189L97 190V187H96V186L92 185L91 179L89 180L90 183H87V182H88V178H87V181H85V182H83V181L81 180V181H82L81 184L84 183V184H83L84 187H85V185L87 186V184H89L88 186L91 185V186H90L91 189L87 188V187H88V186H87L86 188L89 189V190H86V189L83 187V185H81V187H78V186H80V185H78V186L76 185V186L73 187V188H74L75 190H76L77 188H79V189L76 190V191L78 192V193L76 192L77 194L75 193L74 189L71 188L72 191H73L74 193L71 191L70 188L68 189V190H70V192H72V193H70V192H69V193H70L71 196H73V198L71 197V198H72V199H71V202H74L75 205H74V204H73V205H74V208L76 209V212H77V210H78V205H79V207L82 206V205L79 204V203H81L82 201H83L82 204H84V205L82 206V207H83L82 209H83L84 212H85V208H84V206L87 205V207H86V212H85V213H86V214H90V217H89V215H86L83 211H81L82 213L79 214V213H80L79 210H82V209L80 208V209L78 210L79 213L77 212L78 215H83V214H85V216L83 215V216L79 217L80 219H82V218H84V217H88V219L90 218V219H89V221H90V220L92 219V218H91V215H92L94 220H96V218H98V219H100V221H101V217H100V218L98 217V216H101V215H99V214H101V213H96V212H97V211H98V212H99V211L101 212V210H103V209L100 208L99 204L102 203V202H101L102 200H100V199H101L102 197H105V196H107V197H105V199H109V200H110L109 202H108V201L106 202V206H110V205H111L110 207H108L109 210L107 209L108 211H107L106 213L111 214V216L109 215V219H111V221H112L113 219L118 221V219H119L120 217H121V219H122V216H123V215L126 216V214H129L130 211H131V213H132L133 209H135V210H134L135 212L138 211V212H137L138 214H137V213L135 214L134 211H133V214L130 213V215H133V216H134V217L131 216V217H132V220H131V217H130V216H129V218H128V215H127L126 218H123V219H126V220H125V221H126V224H130V223H127V222L137 221L136 218H138V215L142 216L141 218H142V220H143V223H144V221H145V224H146V223L148 224L150 221H151V222L153 221V219H151V220H149V219H150V217H151L154 213H156L155 215H158V214H160V212H161V217L163 216L162 214H163L164 209H165V207H166L165 205L162 207L163 212H162L161 209H160L161 211L158 210V211H160V212H158V211H157V212H153V211H151L152 208H150L151 210L148 209L149 211H151V212L147 211L148 213H152V212H153L151 215L148 214V216H150V217H147V215H146L147 213H146L145 209H142V208H144V207L147 205V203L149 202V199H148V201L146 202V197L148 198V193H149V191H148L147 189H149V188L151 189V187H150V185H149L150 183H145L146 181L144 182V180H142L144 183H140L141 181H140V182L138 181V182H137V185H138L139 183H140L141 185L139 184V186H136V183H133V182L127 181L126 179H125L126 181L124 180L125 183H123V182H118V181H117V183H115V184H117V185H118V183H120V184L122 183V184H126V185H124V186H128V187H129L130 184H132V185H131L132 187L134 186V187H133L134 190H133V189L131 188V186H130L129 189H130V192H131L130 194H131V195H128L127 193L119 192L120 190H119V191L116 190V192H115V189H116V188H114V186H112V185H114V184L110 185V187H109L110 180H108L109 183H108V181H107V183H108L107 185H106V181L103 182ZM140 180H141V179H140ZM170 180H173V179H170ZM190 180H191V179H190ZM243 180H244V179H243ZM250 180H251V179H250ZM250 180H248V182H249ZM253 180L255 181V179H253ZM253 180H252V181H253ZM28 181H29V180H28ZM30 181H32V180H30ZM30 181H29V182H30ZM58 181H59V182H58ZM60 181H61V182H60ZM94 181H95V180H94ZM100 181H99V183H101ZM224 181H225V180H223V184H225ZM228 181H227V182H228ZM8 182H9L10 184H9ZM17 182H18V181H17ZM34 182H35V181H34ZM42 182H43V180H42ZM96 182L98 183V181H96ZM126 182H127V183H126ZM134 182H136V180H135ZM173 182H175V180H174ZM182 182H184V184H183L184 187H182V188L178 187V186L182 185V184H181ZM194 182H196V181H193L192 184H193ZM240 182H241V180H240L239 182H237V183H239V184L241 185ZM14 183H15V182H14ZM35 183H36V182H35ZM59 183H62V184H59ZM71 183L73 184V186H72ZM77 183H78V182H77ZM86 183H87V184H86ZM94 183H95V182H94ZM94 183H93V184H94ZM178 183H179L180 185H179ZM190 183H191V181H190ZM196 183L198 184V182H196ZM196 183L193 184V186H192L193 189L196 188V187L194 186ZM221 183H222V182H221ZM235 183H236V182H235ZM249 183H250V182H249ZM55 184H56V185H55ZM69 184H71V185H69ZM122 184H121L120 186H122ZM127 184H129V185H127ZM133 184H135V185H133ZM177 184H178V186H177ZM197 184H196V185H197ZM230 184H231V183H230ZM232 184H233V183H232ZM239 184H238V185H239ZM257 184H258V183H257ZM16 185L18 186V184H16ZM30 185H33V183L30 182ZM59 185H60V186H59ZM61 185H62V186H61ZM95 185H96V184H95ZM117 185H115V187H117ZM148 185H149V187H147ZM183 185H182V186H183ZM188 185H190V184L188 183ZM225 185H226V184H225ZM225 185H222V186H225ZM254 185H256L255 182H254ZM33 186H34V185H33ZM38 186H39V187H38L39 189L43 190V191L38 190V191H39L38 194H39V195H40V194H41V195H43V194L45 195L46 192H45L44 190H45L48 186L46 185L47 187H45V188H43V189L40 187L39 184H38ZM105 186H106L107 188H106ZM118 186H119V185H118ZM135 186L137 187V189H136ZM144 186L147 187V188H145ZM153 186H154V185H153ZM242 186H243V184H242ZM252 186H253V184L250 185L251 189H252ZM9 187H12V189H11V188L9 189ZM43 187H44V185H43ZM55 187H56V188H55ZM82 187H83V188H82ZM92 187H94V189L96 188V189H95L96 191L93 190L94 193L96 194V195L94 194V196H95V197H96V196H99V198H98L99 201L96 202V204H97L99 207L96 206V209H95L96 212L93 211V209H92V212H94L95 214L91 212V207H90L89 204H88V203L90 202V197L93 195V194L89 193L88 191H91V190H92ZM108 187H109V190H107ZM111 187H112L113 189H112ZM139 187H140V188L143 187V188L145 189V192H146V193H145V192H143V193H144L145 195L147 194L146 196H144V194H142V190H143V189H140L141 191L138 190ZM192 187H189V188L187 187V189H189V191H190V190H192ZM200 187H201V186H200ZM204 187H206V186H204ZM225 187H226V186H225ZM232 187H234V185H233ZM244 187H245V186H244ZM15 188H16V187H15ZM31 188H32V187H31ZM81 188H82V189H81ZM102 188H105V191L107 190L108 193L105 192V191H103ZM117 188H118V187H117ZM121 188H124V187H121ZM121 188H120V189H121ZM178 188H180L181 192H179V189H178ZM190 188H191V189H190ZM207 188H208V187H207ZM207 188H206V189H207ZM223 188H224V187H223ZM227 188H228V186H227ZM27 189H28V188H26V190H27ZM36 189H37V188H36ZM36 189L33 187L34 192H32V193H30V194H29V192L26 191V192L29 194V197H27L28 194H27L26 197H27V198H30V197H32V196L35 197V196L37 195V193L35 192V191H37ZM59 189H60V188H59ZM83 189H84L85 193H87V192H88V193H87V194L84 193L85 195H84V194H81L82 192L80 193L79 191H80V190H83ZM124 189H125V188H124ZM131 189H132L133 191H132ZM185 189H186V188H185ZM200 189H201V188H200ZM202 189L205 190V188H203V187H202ZM231 189H232V188H231ZM236 189H237V188H236ZM236 189H235V191H237V192L239 193L240 191H239V190H236ZM244 189H245V188H244ZM30 190H31V189H30ZM30 190H29V191H30ZM78 190H79V191H78ZM111 190L114 191L115 194H113L114 192L112 193ZM121 190H122V189H121ZM126 190H127V189H126ZM135 190H137V192H136ZM226 190H227V189H226ZM229 190H230V187L228 188V191H229ZM233 190H234V189H233ZM12 191H11V194H12ZM38 191H37V192H38ZM54 191H55V192H54ZM57 191H60V190H57ZM62 191H63V190H62ZM84 191H83V192H84ZM98 191H99V192H98ZM109 191H110V193H109ZM123 191H124V190H123ZM127 191H128V190H127ZM147 191H148V193H147ZM206 191L209 193V190H205V193H206ZM228 191H227V195L230 194V193H228ZM230 191H231V190H230ZM230 191H229V192H230ZM1 192H0V196L2 197L3 195H1V194H2ZM40 192H42L43 194L40 193ZM44 192H45V193H44ZM91 192H92V191H91ZM100 192H101V193H100ZM124 192H125V191H124ZM132 192H135V193H134V194L136 195L135 197H134V194H133ZM138 192H139V193H138ZM170 192H171V193H170ZM33 193H35V195H33ZM65 193H66V192H65ZM65 193L62 192L61 195H64ZM67 193H68V192H67ZM69 193H68V194H69ZM98 193H99V194H98ZM102 193H103V194H102ZM117 193H122V194H124V195H122V194H117ZM136 193H137V194H136ZM181 193H182V195L179 196L178 194H181ZM202 193H203V192H202ZM205 193H203V194L205 195ZM208 193H206V194L208 195L207 197L210 199V198H211V197H209V196H210V195H209L210 193H209V194H208ZM242 193H243V192H241V194H242ZM252 193H253V192L251 191V194H252ZM259 193H260V192H259ZM3 194L5 195V193H3ZM31 194H32V195H31ZM68 194H66V195H67L66 198H64L65 196H63V198H62V196L60 195L61 200L63 199L64 202H61V201L58 202V201H56L57 204H58V203H61V204H59V205L62 207V208H60V211H62V212L66 209L65 206L68 207L69 205H72V204H69V203H70V199H68V198H69V197H68ZM79 194H81V196L84 197L83 200H81V198H80V199L78 198V195H79ZM88 194H89V196H88ZM90 194H91V195H90ZM97 194H98V195H97ZM101 194H102V195H101ZM105 194H106V195H105ZM107 194H108V195H107ZM110 194H111V195H114V196H117V197L112 196L113 199H111L112 197L110 196ZM149 194H150V193H149ZM153 194H154V193H153ZM194 194H195V193H194ZM243 194H244V193H243ZM13 195H15V194H13ZM16 195H17V194H16ZM16 195H15V196H16ZM30 195H31V196H30ZM39 195H38V196H39ZM41 195H40V196H41ZM75 195H76V196H75ZM104 195H105V196H104ZM119 195H120V196L122 195L123 197H122V196H121V197H122L123 199L121 198V200H120V196H119ZM137 195L140 196V197H138ZM142 195H143V196H142ZM162 195L165 196V197L163 198ZM174 195H173V196H174ZM188 195H189V196H188ZM188 195H187V196H188L189 198L186 196L187 199L191 200V199H190V194H188ZM204 195H202V196L204 197ZM230 195H231V196H229V197L227 196V197H228V198H230V197L233 198V196H232L233 193H232V192H231ZM237 195H238V194H237ZM6 196H7V193H6ZM40 196H39L40 199H41V197L43 198V196H41V197H40ZM86 196H87V197H86ZM125 196H128V197H125ZM141 196H142V197H141ZM153 196H154V195H153ZM160 196H161V198H160ZM202 196H200V197H202ZM239 196H240V195H239ZM241 196H242V195H241ZM1 197H0V198H1ZM3 197H5V196H3ZM3 197H2V200L0 199V200L2 201V203H3V204H2L1 201H0L1 205L3 206V209L6 208V207L9 208V206H10V208H11V206H13V204L11 205L12 202L10 201V203L8 204V202H9L8 200H9V199L6 200V199H5L6 197H5L4 199H5L6 201H8V202L6 203V201H5V203H4V202H3V201H4V200H3ZM17 197H18V196H17ZM20 197H19V198H20ZM36 197H37V196H36ZM58 197H59V196H58ZM74 197H75L79 202H78L76 199H74ZM79 197H80V195H79ZM95 197H94V199H95ZM100 197H101V198H100ZM108 197H109V198H108ZM129 197H130V199H129ZM143 197H144V198H143ZM149 197H150V196H149ZM167 197H168V198H167ZM180 197H181V199H179ZM186 197H184V199H185ZM207 197H206V198H207ZM235 197H236V199H237V196H235V194H234V198H235ZM242 197H243V196H242ZM250 197H251V195H250ZM250 197H249V198H250ZM257 197H258V196H257ZM257 197H254V198H257ZM7 198H11V199H13L14 197L12 198V197L9 195V197L7 196ZM24 198H25V197H24ZM37 198H38V197H37ZM46 198H47V197H46ZM60 198H59V200H60ZM85 198H89V199H85ZM115 198H116V199L118 198V199L115 200ZM127 198H128V200H126ZM131 198H134V199L131 200ZM135 198H136V200H138V202L140 201V202H139L140 205H141V202H142V201H141L142 198H143L142 200H144L145 202H143L142 206H139V205H138V206H135V207H138V208H135L133 205H137V203H138V202L135 200ZM165 198H166V199H165ZM170 198H171V200H173V201L167 200V199H170ZM228 198H227V199H228ZM240 198H241V197H240ZM260 198H261V197H260ZM15 199H16V198H15ZM15 199H14V200H15ZM47 199H49V198H47ZM65 199L67 200L68 205H67V202H65ZM124 199H125V200H124ZM161 199H163V200H161ZM187 199H185V201H186ZM194 199H195V198H194ZM201 199H202V198H201ZM243 199H244V198H243ZM250 199H251V198H250ZM258 199H259V198H258ZM258 199H257V200H258ZM18 200H19V199H18ZM41 200H42V199H41ZM49 200H50V199H49ZM57 200H58V199H57ZM72 200H74V201H72ZM80 200H81V202H80ZM85 200H88V201L85 202ZM91 200H92V199H91ZM96 200H97V199H96ZM96 200H95V201H96ZM114 200H115V201H114ZM119 200H120V201H119ZM123 200L126 201V202H124ZM133 200L136 201V202L132 203V204H133L132 206H133L134 208L131 207V202L129 203V201H132V202H133ZM166 200H167V201H166ZM189 200L187 201V203L183 200V201H184V205H181V206L185 207V203H186V205H187V204L190 205V204H191L190 202H192V201H189ZM196 200H197V198H196ZM234 200H235V199H234ZM237 200H238V199H237ZM239 200H240V199H239ZM239 200H238V202H239ZM43 201H44V203L41 202L43 206H44V204H45V206L48 205V206L50 207V209H53L52 207H54V209L52 210L53 212H51V210H50L51 213L48 212V215L53 213L52 218H53V216H54L55 214H56L57 216H59V215L56 213L57 210L55 209V207L57 208V207H60V206H57V204H55L54 206H52V205H53L52 202L50 203V204H51V205H50V204H48L49 202L46 201L45 199H44ZM76 201H77V202H76ZM113 201H114V203H113ZM118 201H119L120 203H119ZM127 201H128V202H127ZM153 201H154V200H153ZM202 201H205V198L202 199ZM241 201L244 202V200H242V199L240 200V204H238V202H237L236 200H235V202H234V203H237V204H234L235 207L237 206L236 208H238V207L240 208V209L238 208L240 211L237 210L238 213H239V215L242 214V212H243L242 209H243L244 211L246 210V209H245V208H246L245 205H244L245 207L241 208V207H242V206H241ZM255 201H256V200H255ZM258 201H259V200H258ZM262 201H263V200H262ZM45 202H47V203H45ZM53 202H54V201H53ZM87 202H88V203H87ZM91 202H92V201H91ZM110 202H111V203H110ZM117 202H118V203H117ZM123 202H124V203H123ZM195 202H196V201H195ZM211 202H214V201L212 200ZM211 202H210V203H211ZM243 202H242V205L244 204ZM249 202H250V205H251V204H252V205H253V204L255 205L256 203H257V205H258V202L251 203V201L248 200V203H249ZM263 202H264V201H263ZM31 203H32V202H31ZM31 203H30V206L32 205V209H33L34 207H33V204H31ZM36 203H38V205H37ZM36 203H35V204L37 205L38 209H40V208H39V204H40V207L42 206L41 203H40V201H39V202H36ZM54 203H55V202H54ZM64 203H66V205H65ZM85 203H86V205H85ZM94 203H95V202H94ZM107 203H108L109 205H108ZM126 203H129V204L127 205ZM139 203H138V204H139ZM144 203H145V204H144ZM192 203H193V202H192ZM205 203H206V202H205ZM210 203H209V205H210ZM248 203H247V205H248ZM7 204H8V205H7ZM35 204H34V205H35ZM63 204H64L65 206H64ZM77 204H78V205H77ZM96 204H94V205H96ZM103 204H104V202H103ZM116 204H117V205H118V204H119V205H120V204H121V205L123 204V205H122L123 208L126 206L125 208H126L127 211H124L125 214H124V212L122 211V215H121V214H120V213H121V210H120V213H118V210H119L120 208H122V207L119 206V205H118V207L113 206V205H116ZM157 204H158V202H157ZM180 204H183V202H182V201L179 202V203L177 204V206L180 205ZM202 204H204V203H202ZM260 204L262 205V203H260ZM260 204H259V206H260ZM6 205H7V206H6ZM22 205H23V204H22ZM25 205H26V204H25ZM36 205H35V209L37 210ZM62 205H63L64 207H63ZM73 205H72V206H73ZM117 205H116V206H117ZM124 205H125V206H124ZM148 205L150 206L151 204L148 203ZM192 205H194V204H192ZM212 205H214V203H213ZM217 205H219V203H217ZM5 206H6V207H5ZM30 206H29V208H31ZM75 206H76V207H75ZM101 206H102V204H101ZM127 206H130L131 208H128ZM149 206H146V207L148 208ZM169 206H168V207H169ZM177 206H176L175 210L178 209L179 206H178V207H177ZM190 206H191V205H190ZM197 206H198V205H197ZM207 206H208V205H207ZM207 206H206V207H207ZM215 206H216V204H215ZM240 206H241V207H240ZM15 207H16V206H14V207L12 208L13 211L16 210V209H14ZM19 207H20V206H19ZM21 207H22V206H21ZM70 207H71V206H69L68 208L70 209ZM88 207H89V209H90L89 211H90L91 213L87 211ZM102 207H103V206H102ZM112 207H114V209H115L114 211H117L116 214H113L114 212H113ZM140 207H142V208H140ZM146 207H145V208H146ZM186 207H187V206H186ZM193 207L195 208L196 206H193ZM200 207L202 208V206H200ZM203 207H204V206H203ZM247 207L250 208L249 205H248ZM17 208H18V207H17ZM23 208H25V207H23ZM43 208H45V207H43ZM68 208H67V211H66L65 213L68 214V217L70 216V217L72 218L71 215L74 214V213H73V212H74V208H72L73 210L70 209V211H69V213L72 212L71 215L68 213ZM98 208L101 209V210H98ZM104 208H105V207H104ZM110 208H111L112 210H110ZM147 208H146V209H147ZM158 208H159V207H158ZM187 208H188V207H187ZM187 208H185V209L187 210ZM191 208H192V207H191ZM201 208H200V209H201ZM216 208H218V207H216ZM261 208H262V206H261ZM3 209H2V210H3ZM26 209H27V208H26ZM35 209H34V210H35ZM46 209L48 210L49 208L47 207V208H45L44 210L41 209L40 211H41L43 214H41V213L39 212V213H40L39 216H42V215H43V216H42L43 218H44V217H47V218H48V216H44V214H46V213L43 212V211H45ZM61 209H63V210H61ZM117 209H118V210H117ZM128 209H129V212H128ZM130 209H131V210H130ZM136 209H137V210H136ZM139 209H141L142 211L144 210V211H145V214L143 215L144 211H143V212H142V211H139ZM167 209H169V208L166 207L165 210H167ZM180 209H181V211H182V213H183V210H184V209H182V208H180ZM180 209L177 210L178 212L175 211V214H176V215H177V214L182 215V213L179 212ZM192 209H193V208H192ZM263 209H264V208H263ZM263 209H262V210H263ZM6 210H7V209H6ZM8 210H9V209H8ZM8 210H7L5 213H3V215L7 213V215L10 216L11 213H9ZM28 210H29V209L26 210L27 212H26V211L23 212V211H21L20 209H19V211H18V210H17V211H18V212L21 211V213H25L26 216H28V215L30 214V215H29L30 217H31V213L33 212V214H34V216H35V217H33V220L36 221V219H35V218H37L36 215L39 214V213L36 214V213H34L35 211L30 210L31 212H29ZM42 210H43V211H42ZM55 210H56V212H54ZM104 210H105V209H104ZM123 210H124V209H123ZM170 210L174 213V211H173L174 209H173V210H172V209H169L168 212L165 211L166 213H168L167 215H169V212H170V214H171V211H170ZM186 210H184V211H186ZM194 210H195V209H194ZM201 210H202V209H201ZM201 210H200V211H201ZM203 210H205V207H204ZM203 210H202L201 213H199V214H202V215H199L198 212H200V211H199V209H198V207H197V211H198L197 214H198L199 216L203 217V218L206 216V213H207V214H208V213L211 214L210 212H207V210H206V212H204ZM227 210H228V209H227ZM256 210H257V209H256ZM256 210H255V212H256ZM258 210H259V207H258ZM258 210H257V211H258ZM0 211H1V210H0ZM13 211H12V212H13ZM48 211H49V210H48ZM60 211H59V208H58V212H59V213H60ZM109 211H112V212H109ZM208 211H209V210H208ZM232 211H233V210H232ZM241 211H242V212H241ZM250 211H254V209L252 208V209L249 210V212H250ZM260 211H261V209H260ZM3 212H4V210H3ZM18 212H16V213H18ZM28 212H29V214H26V213H28ZM37 212H38V211H37ZM87 212H88V213H87ZM102 212H103V211H102ZM141 212H142V214H139V213H141ZM165 212H164V213H165ZM193 212H194V211H193ZM195 212H196V211H195ZM203 212H204V214H203ZM218 212H220V211H218ZM234 212H235V211H234ZM234 212H233V215L236 214V213L234 214ZM246 212H248V211H246ZM255 212H254V213H255ZM16 213H15V214H16ZM54 213H55V214H54ZM77 213H76V215H77ZM117 213H118V214H117ZM157 213H158V214H157ZM173 213H172V215H173ZM238 213H237V214H238ZM1 214H2V212H0V215H1ZM9 214H10V215H9ZM35 214H36V215H35ZM60 214H62V213H60ZM67 214H65L66 217H67ZM96 214H98L97 217L95 216ZM119 214H120L121 216H120ZM193 214H194V213H193ZM197 214H196V215H197ZM209 214H208V215H209ZM226 214H228V213L226 212ZM3 215H2V216H3ZM7 215H6V216L4 215V216L7 217ZM12 215L14 216L13 213H12ZM16 215L18 216V214H16ZM16 215H15V216H16ZM25 215L22 214V218H20V216H19V217L16 216V218H20V220H24L23 218H27ZM62 215H63V214H62ZM65 215H64V217H65ZM78 215H77V216H78ZM112 215H115V216H114L115 218H110V217H113ZM167 215H165V216H167ZM176 215H175V216H176ZM203 215H204V216H203ZM208 215H207V216H208ZM214 215H215L214 218H216V219H217V218H221V219H223V216H224V217L226 216L224 213L222 214V212L220 213V215H219V213H218L219 216L217 215V217H216V214H214ZM221 215H223V216H221ZM2 216H1V217H2ZM24 216H25V217H24ZM39 216H38V217H39ZM50 216H51V215H50ZM50 216H49V218H50ZM57 216L55 217V219L53 218L54 220L52 221V224H54V227H55V228H54L52 225H51V227H53V229H56V228L58 227L57 229H58V231H59V229L62 227V225L64 224V222H63L62 224L59 225L60 221H59L58 219H57L58 222H56V221H57V220H56ZM77 216L75 217V219L78 218ZM136 216H137V217H136ZM140 216H139V218H140ZM165 216H163V217H165ZM170 216H171V215H170ZM170 216H168V218H169ZM173 216H174V215H173ZM173 216H172L171 218H173ZM175 216H174V217H175ZM177 216L179 217L178 220L176 219ZM177 216H176V218H175V221H173L174 219L172 220L173 222H176V221L179 222L181 216H179V215H177ZM199 216H197V217H199ZM220 216H221V217H220ZM250 216H251V215H250ZM250 216H249V217H250ZM254 216H255V215H254ZM254 216H253V217H254ZM94 217H95V218H94ZM116 217H118V219H116ZM135 217H136V218H135ZM143 217H144V218H143ZM153 217H154V215H153ZM161 217L159 216V218H161ZM163 217H162V219H161L162 222H164L163 220H165V218H163ZM201 217H199L200 220H201V221L204 220L203 218L201 219ZM211 217H213V214L211 215ZM241 217H242V216H241ZM43 218H42V219H43ZM47 218H45V219H47ZM49 218H48V220L51 221V219H49ZM58 218H59V217H58ZM71 218H70V219H71ZM133 218H134L135 220H133ZM139 218H138V219H139ZM141 218L139 219V220H140V223H142ZM146 218H147V220H148L149 222H148V221L146 222ZM148 218H149V219H148ZM151 218H152V217H151ZM155 218H156V217H155ZM155 218H154V219H155ZM157 218H158V217H157ZM157 218L155 219L156 221H155V220L153 221V222H155L154 224H156V223H161V222H158L159 220L157 221ZM171 218H170V219H171ZM199 218H198V220H199ZM209 218H210V217H209ZM209 218L206 217V220H205V221H207ZM226 218H227V216H226ZM234 218H238V217H237V216L232 217V218H231L232 220L228 217V219H230V222L233 223L232 226H233V225L235 226V224H236L235 221H233V220H235ZM243 218H244V217H243ZM245 218H246V217H245ZM245 218H244V219H245ZM250 218H251V217H250ZM262 218H264V217H262ZM1 219H3V218H1ZM4 219H5V218H4ZM6 219H7V218H6ZM45 219H43V222H42L41 219L37 218L38 221L40 220L39 222H40L41 224L43 223V226H42L43 228H44V226H45L46 223H48L49 225L51 224L50 221L45 222V221H46ZM62 219H63V218H62ZM67 219H68V218H67ZM80 219H78V220H80ZM98 219L96 220V222H97L98 224L101 225V222H98ZM123 219H122V220H123ZM127 219H129V220L127 221ZM144 219H145V220H144ZM166 219H167V217H166ZM181 219H182V218H181ZM216 219H215V220H216ZM224 219H225V218H224ZM18 220H19V219H18ZM28 220H29V222L26 221V224H23V225H26V226L29 225V226H30L32 223H35L36 227H37V225H38V228H39V224H40L39 222H33V221H32V223H31V221H30L31 218L28 219ZM64 220H65V218H64ZM78 220L76 219V221H78ZM94 220H91V221L89 222V225H90V223H92V221H93V223L95 224L96 222H94ZM106 220H107V219H106ZM106 220H105V221H106ZM122 220H119V221H122ZM139 220H138L137 222H139ZM183 220H184V219H183ZM210 220H211V219H210ZM210 220H209V221H210ZM3 221H4V220H3ZM5 221H6V222H5ZM5 221H4V223H3L4 226H5V224H6V226H8V224H9V225L12 227L11 231H12V230L15 231V232H14V231H12V232H14L15 234H20V233H21V231H19V229H18L19 232H18L17 230H15V229H17V228H16L15 226H13L12 222H9L10 219H9L8 221H7V220H5ZM24 221H25V220H24ZM24 221H22V222L25 223ZM62 221H63V220H62ZM65 221H66V220H65ZM71 221L74 222V223H76V222L74 221V219H71ZM71 221H70V222H71ZM83 221H86V219H84ZM83 221H81V222L78 221V222L82 225V222H83ZM87 221H88V220H87ZM105 221H104V222H105ZM119 221H118L117 223L121 225V223H119ZM172 221H171V222H172ZM180 221H181L182 223L184 222V221H182V220H180ZM209 221H207L206 223L208 224ZM211 221H212V220H211ZM219 221H220V220H218V222H216V223H219ZM223 221H224V220H223ZM223 221H222V222H223ZM19 222H21V221H19ZM53 222H54V223H53ZM68 222H69V221H68ZM68 222L66 221V223H68ZM122 222H124V220H123ZM153 222H152V224H153ZM166 222H168V219H167ZM166 222H165L164 225L167 224ZM171 222H169V223H171ZM198 222H199V221H198ZM203 222H204V221H203ZM212 222H213V221H212ZM214 222H215V221H214ZM214 222H213V223H214ZM220 222H221V221H220ZM222 222L219 223V224H220L219 226H223L224 224H225V225L228 224L227 221H224V222H226V223H224L223 225H221ZM241 222H242V221H241ZM253 222H254V221H253ZM255 222H256V221H255ZM27 223H29V224H27ZM37 223H39V224H37ZM44 223H45V224H44ZM74 223H72V224H74ZM79 223H76L75 225H72L73 228H75L74 230L77 231V233L80 231V229H79L80 227L78 226V227H79V228H78L79 231H78V230H77V226H76V225H80ZM113 223H115V221H112V224H113ZM117 223H115V225H113L115 228L118 227V225L116 226ZM169 223H168V224H169ZM179 223H180V222H179ZM182 223H181V224H182ZM204 223H205V222H204ZM210 223H211V222H210ZM234 223H235V224H234ZM48 224H47V225H48ZM55 224L57 225V227H56ZM83 224H84V223H83ZM102 224H104V223H102ZM122 224L124 225V223H122ZM135 224H136V222H135ZM135 224L132 223L133 226H134ZM145 224H144V227L146 226ZM154 224L152 225V228H153V229H155V228L157 229L158 226L155 227ZM162 224H163V223H162ZM172 224H173V223H172ZM186 224H187V223H186ZM186 224L184 223L183 226H185ZM199 224H200V223H199ZM255 224H256V223H255ZM1 225H2V224H1ZM1 225H0V226H1ZM67 225H68V224H67ZM84 225H85V224H84ZM86 225H87V224H86ZM95 225H97V224H95ZM100 225H99V226H100ZM136 225H137V224H136ZM138 225H139V224H138ZM148 225H150V224H148ZM156 225H157V224H156ZM164 225H163V226H164ZM174 225H175V224H174ZM176 225H178V224H176ZM196 225H198V224H196ZM214 225H217V224H214ZM239 225H240V223H239ZM242 225H243L242 227H239V228H241V229H239V230H241V231L243 230V227H244V224H242ZM250 225H251V224L249 223V226H250ZM10 226H9V227H10ZM65 226H66V225H65ZM65 226H64L63 228H65ZM68 226H69V225H68ZM74 226H75V227H74ZM92 226H93V224H92ZM92 226H91V227H92ZM126 226H127V225H126ZM150 226H151V225H150ZM150 226H148V227H150ZM153 226H154V227H153ZM160 226H162V225L160 224ZM169 226H170V225H169ZM169 226L167 225V226H165V227H163V228H167V227H169ZM172 226H173V225H172ZM179 226H180V224H179ZM199 226H200V225H199ZM204 226H205V225H204ZM204 226H203V227H204ZM210 226H211V224H210ZM219 226H216V227H219ZM245 226H246V225H245ZM253 226H254V225H253ZM253 226L251 225L250 227H253ZM256 226H257V225H255L253 228H257ZM1 227H2V226H1ZM14 227H15V229H14ZM23 227L26 228L25 226H23ZM42 227L40 226L41 229H42ZM51 227L49 226V228H51ZM69 227H70V226H69ZM95 227H96V226H95ZM119 227H120V226H119ZM129 227H131V226H129ZM137 227H139V226H137ZM137 227H136V228H137ZM148 227H147V228H148ZM174 227L176 228V226H174ZM180 227H182V226H180ZM180 227H178V228H180ZM203 227H202L201 230H204ZM224 227H225V226H224ZM226 227H227V226H226ZM236 227H237V225H236ZM246 227H247V228L244 229L245 231L243 230L244 232H246V231L248 230V224H247ZM2 228H3V227H2ZM7 228H8V227H7ZM46 228H48V227L46 226L44 229H46ZM73 228L71 227L70 229L72 230ZM81 228H82V227H81ZM83 228H84V227H83ZM100 228H101V227H100ZM100 228H99V229H100ZM103 228H105V227H103ZM115 228H114V229H115ZM122 228H123V227H122ZM124 228H125V227H124ZM124 228H123V229H124ZM133 228H134V227H133ZM145 228H146V227H145ZM147 228H146V230H148ZM170 228H171V226H170ZM178 228H177V229H178ZM189 228H190V227H189ZM192 228H193V227H191V229H192ZM204 228H205V227H204ZM211 228H213V227H211ZM214 228H215V226H214ZM219 228L222 230L221 227H219ZM228 228L231 229V228H233V227H231V225L228 224ZM262 228H263V227H262ZM8 229H9V228H8ZM8 229H7V230H8ZM29 229H30V230L32 229V225H31L30 228L27 227V231H28ZM44 229H42V231H44ZM65 229H66V231L70 232V231L67 229V227H66ZM92 229H93V228H91V230H92ZM95 229H98V228H95ZM99 229L96 230L98 233H95V232H94L95 235H93V233H90V235H93V236L96 237L97 234L99 235V231H100ZM101 229H102V228H101ZM120 229H121V227H120ZM123 229L120 230V231H121L120 234L122 233ZM127 229H128V226H127ZM127 229L125 228L124 232H126ZM149 229H150V228H149ZM160 229H161V228H160ZM171 229H172V228H171ZM181 229H182V228H181ZM184 229H185V228H184ZM217 229H218V228H217ZM217 229H216V231H217ZM220 229H219V231H220ZM223 229H224V228H223ZM1 230H2V229H1ZM1 230H0V232H1V233H0V240H4L3 237H6V236L9 237L8 235H6V233H8V234L11 233V234H12V232L9 233V231L5 232V229L3 228V230H4L3 232H5L4 234H5L6 236H5V235H2V231H1ZM32 230H33V229H32ZM37 230H38V229H37ZM51 230H52V229H51ZM51 230H50V232H51ZM61 230H62V228H61ZM63 230H64V229H63ZM128 230H129V229H128ZM135 230H137V229H135ZM142 230H143V229H142ZM157 230H158V229H157ZM161 230H162V229H161ZM167 230H168V228H167L166 230L163 229V232H164V231H167ZM174 230H175V229H174ZM174 230H173V231H174ZM198 230H199V229H198ZM209 230H210V229H209ZM211 230H212V229H211ZM38 231H39V230H38ZM47 231H48V230L46 229V232H47ZM52 231H54V230H52ZM66 231H63L64 234H65ZM81 231H82V230H81ZM94 231H95V230H94ZM103 231H105V230H103ZM118 231H119V230H117V232H118ZM131 231H134V230H131ZM152 231H153V230H152ZM155 231H156V230H155ZM155 231H153V232L155 233ZM173 231H172V232H173ZM192 231H193V229H192ZM196 231H197V230H196ZM224 231H225V233H223V234H226V236H227V235L229 234V232H228V234L226 233V232L228 231L227 228L224 229ZM233 231H234V229H233ZM233 231H232V232H233ZM243 231H242V232H243ZM28 232H29V231H28ZM30 232H31V231H30ZM40 232H41V231H40ZM56 232H57V230H56ZM68 232H67L66 234H68V235L70 236L71 233H72V231H71V233H68ZM89 232H90V231H89ZM129 232H130V231H129ZM135 232H136V231H135ZM135 232H134V233H135ZM148 232H149V231H148ZM148 232H147V233H148ZM174 232H176V231H174ZM177 232H178V231H177ZM177 232L174 233V234H177ZM186 232L188 233L187 230H186ZM189 232H191V230H190ZM212 232L215 233L214 230H212ZM222 232H223V230H222ZM222 232H220V233L218 232V233L221 234ZM249 232H251V231L249 230ZM33 233H34V232H33ZM38 233H39V232H38ZM43 233H45V232H43ZM51 233H52V232H51ZM60 233H61V232H60ZM77 233L75 232V233L72 234V235L74 236V238H73V236H71V237H72V238H71V237H69V236L66 235V234H65V235L63 234V235L69 237V239H71V240H70V242H71V241H74L73 239H75V236H76ZM83 233H84V232H83ZM85 233H86V232H85ZM87 233H88V232H87ZM118 233H119V232H118ZM118 233H117V234H118ZM127 233H128V231H127ZM127 233H126V235H127ZM132 233H133V232H132ZM147 233H146V234H147ZM150 233H151V232H150ZM167 233H168V232H167ZM181 233H183L184 236H185V233H184L183 231H182ZM193 233H195V232H193ZM198 233H199V234L196 235V237H198V238L200 237V236H198V235H201V234L204 235V234H203L204 232H202V233H201V232H198ZM200 233H201V234H200ZM208 233H209V232H208ZM208 233L205 234V235H206V236L210 235V233H209V234H208ZM253 233H254V232H253ZM258 233H259V232H258ZM262 233H264V232H262ZM15 234H14V235H15ZM47 234H48V233H47ZM47 234H46V235H47ZM58 234H59V233H58ZM74 234H75V235H74ZM79 234H81V232H80ZM100 234H102V236H104V237L102 238V236L99 235L100 237H99V236H98V238L96 237V238H97V241H96V238H95V237H91V238H95V243H96V244H97V242H98L99 240L101 241V243L104 244V241H102V239L105 238V234H103L102 230H101V233H100ZM117 234L115 233V235H117ZM130 234H131V233H130ZM135 234H136V233H135ZM151 234H152V233H151ZM179 234H180V233H179ZM183 234H182V235H183ZM191 234H192V233H191ZM195 234H196V233H195ZM247 234H248V232H247ZM247 234H246V235H247ZM38 235H41V234H38ZM38 235H36V234L32 235V234H31V236H32V238H31V240H30V241H31V244H32V239H33V237L38 236ZM42 235H43V234H42ZM85 235H86V234H84V237H82V238H84V239L86 238V239H87V242H89V241H88V238L90 237V235H89V237H86L87 235H86V236H85ZM111 235H112V234H111ZM113 235H114V234H113ZM113 235H112V236L109 235V237L111 238L109 241L112 240ZM138 235H139V234H138ZM147 235H149V233H148ZM158 235H159V234L157 233L156 236L158 237ZM160 235H161V234H160ZM160 235H159V237H160ZM164 235H165V233H164ZM170 235H171V233H170ZM172 235H173V234H172ZM188 235H190V234H188ZM202 235H201V236H202ZM205 235H204V238H206ZM221 235H222V234H221ZM221 235H220V236H221ZM230 235H231V234H229V237H230V239H231V236H230ZM248 235H249V234H248ZM263 235H264V234H262V236H263ZM12 236H13V235H12ZM12 236H11V237H12ZM48 236H50V235L48 234ZM51 236H53V235H51ZM59 236H60V235L57 236L58 239L60 238ZM64 236H63V237H64ZM122 236H123V235H122ZM223 236H224V235H223ZM242 236H243V233H242ZM249 236H250V235H249ZM254 236H255V235H254ZM254 236H253V237H254ZM258 236H260V234H259ZM258 236H255L256 238L254 237L255 240L257 239L256 241H259ZM1 237H2V238H1ZM14 237H15V236H14ZM39 237H40V236H38V237H36V238H39ZM61 237H62V235H61ZM63 237H62V238H63ZM77 237H78V235H77ZM77 237H76V238H77ZM107 237H108V234H107ZM128 237H129V235H128ZM128 237H127L126 239H125V238H124V239H125V240H128ZM131 237H134L133 234H132ZM131 237H129V238H131ZM135 237H136V235H135ZM151 237H153V235H152ZM154 237H155V235H154ZM154 237H153V238H154ZM178 237H179V236H178ZM229 237L227 236V239H228ZM244 237H245V235H244ZM244 237H243V239H244ZM247 237H248V236H247ZM253 237L251 236L250 238L253 239ZM45 238H47V237H45ZM49 238H50V237H49ZM53 238H55V237H53ZM53 238H52V239H53ZM99 238H102V239H99ZM155 238H156V237H155ZM162 238H163V237H162ZM164 238H165V237H164ZM171 238H172V236H171ZM189 238L192 239L193 236L188 237V239H189ZM208 238H212V236H208ZM222 238L224 239V237H222ZM225 238H226V237H225ZM259 238H260V237H259ZM261 238H262V237H261ZM9 239H10V238H9ZM18 239H19V238H18ZM66 239H67V238L65 237V241L67 242L68 239H67V240H66ZM86 239H85V243H84V244L82 243V242H84V241H83V239L81 240V237H80V240H81L82 242H81V241H79V242H81V243L78 242L79 245H83V246L85 245V250H86V248H87V247H86V244H87V243H86ZM120 239H122V238H120ZM138 239H139V238H138ZM179 239H180V237H179ZM193 239H194V238H193ZM196 239H197V238H195V240H196ZM200 239H202V237H201ZM200 239H199V240H200ZM220 239H221V238H220ZM220 239H219V240H220ZM239 239H240V238H239ZM251 239H249V240H250V243H249L250 245H249V246H251V244H252L251 242H253V240L251 241ZM262 239H263V238H262ZM262 239H261L260 242H262V241L264 240V239H263V240H262ZM43 240H44V239H43ZM43 240H42V241H43ZM50 240H51V239H50ZM55 240H56V239H55ZM76 240H77V239H76ZM76 240L74 241L75 243H76ZM89 240H91V239L89 238ZM113 240H114V239H113ZM157 240H158V238H157ZM177 240H178V238H177ZM189 240H190V239H189ZM189 240H187V238H186L185 243H186L187 241H189ZM195 240H193V242H194ZM203 240H204V239H203ZM210 240H212V239H210ZM221 240H222V239H221ZM221 240H220V242H221ZM240 240H242V239H240ZM19 241H20V240H19ZM30 241H28V242H30ZM52 241H53V240H52ZM65 241L61 242L62 245H63V243H66ZM77 241H78V240H77ZM114 241H115V240H114ZM121 241H122V240H121ZM121 241H118V242H121ZM130 241H131V240H130ZM130 241H129V242H130ZM132 241H133V243H134V242H135V239L132 240ZM139 241H140V239H139ZM154 241H155V239H154ZM162 241H163V240H162ZM182 241H183V240H182ZM190 241H191V240H190ZM196 241H198V239H197ZM196 241H195L194 243H193L192 241H191V242L193 243V245H195V244H196ZM225 241H226V239H225ZM235 241H236V240H235ZM243 241H244V240H243ZM256 241H255V243L253 242V245H254V246L252 245V246L250 247V249L254 248L256 243L259 244V242H256ZM68 242H69V241H68ZM70 242H69V243H70ZM129 242H127L128 246L130 245ZM137 242H138V241H137ZM140 242H141V241H140ZM148 242H149V244H150V243H151V244L153 243V241L151 242L150 237L148 238L147 244H148ZM158 242H159V244H161V237H160V241H158ZM218 242H219V241H218ZM220 242H219V243H220ZM226 242H227V241H226ZM226 242H225V245H226ZM0 243H1V242H0ZM2 243H3V242H2ZM46 243H47V242H46ZM49 243H52V242H49ZM75 243H72V244L75 246ZM90 243H91V242H90ZM95 243H94V241H93V243H92V244H93V247H95V246H94ZM130 243H131V242H130ZM155 243H157V241H156ZM155 243H154V245L152 244L153 246H155V247L153 248V249H154V252H155V254H154L155 257L157 256V252H158V256H157V257H160V256H159V255H160V252H162L161 254L164 255V253H165L164 250H166V251L168 252V251L171 249V248H170V249L167 250V248H168L167 245H168L169 242L167 243V245H165L164 243H162L161 246H160L161 248H159V251L157 250V252H156L155 249H157V248H158L157 246H159V245H157V244L155 245ZM189 243H190V242H189ZM199 243H200V242H199ZM227 243H230V242H227ZM233 243H234V242H233ZM31 244H30V246H31ZM38 244H39V243H38ZM66 244H67V243H66ZM66 244H65V245H66ZM123 244H125V243H123ZM136 244H137V243H136ZM136 244L134 243V244H132V246H133V245H136ZM142 244H144V243L142 242ZM142 244H141L140 246H142ZM149 244H148V245H149ZM178 244H180V243H178ZM183 244H184V242H182V245H183ZM197 244H198V243H197ZM262 244H264V243H262ZM262 244H260L261 247L264 246V245H262ZM1 245H2V244H1ZM32 245H33V244H32ZM47 245H48V244H47ZM52 245H55V244H52ZM68 245H69V244H68ZM88 245H89V243H88ZM90 245H91V244H90ZM99 245H102V244H99ZM115 245H116V242H115ZM115 245L113 244L114 247H115ZM137 245H139V244H137ZM152 245H151V247H153ZM164 245L166 246L165 248H164ZM171 245H172V242L170 243L169 247H170ZM190 245H191V244H190ZM190 245H189V246H190ZM198 245H200V244H198ZM221 245H222V244H221ZM221 245H220V246H221ZM223 245H224V244H223ZM245 245L248 246V243H247V244L245 243ZM30 246H29V247H30ZM38 246H39V245H38ZM74 246H73V248H74ZM97 246H98V245H96V248H97ZM117 246H118V245H117ZM130 246H131V245H130ZM149 246H150V245H149ZM183 246H185V245H183ZM189 246H188V248H185V250L188 249V251H189ZM195 246H196V245H195ZM200 246H201V245H200ZM214 246H215V245H214ZM243 246H244V245H243ZM53 247H54V246H53ZM66 247H67V246H66ZM120 247H121V246H119V248H120ZM151 247L148 248V246H147L148 249H150ZM172 247H173V246H172ZM185 247H186V246H185ZM192 247H193V246H192ZM197 247H198V246H197ZM207 247H208V246H207ZM225 247H226V246H225ZM256 247H257V246H256ZM9 248H10V247H9ZM63 248H64V247H63ZM63 248H60V249L63 250ZM68 248H69V247H68ZM73 248H72V249H73ZM82 248H83V247H81V246L79 247L80 251H81ZM90 248H92V247H89V249H90ZM99 248H100V247H99ZM101 248H102V247H101ZM104 248H105V247H104ZM123 248H124V247H123ZM123 248H122V250H123ZM125 248H126V247H125ZM131 248H134V247H131ZM137 248H138V247H137ZM147 248H144V246H143L142 248L139 247L138 249H141V252H142V254H143L144 250L147 249ZM162 248H164V249L161 250ZM173 248H175V247H173ZM180 248H181V247H180ZM198 248H200V247H198ZM203 248H204V247H203ZM258 248H259V247H258ZM19 249H20V248H19ZM79 249H78V246H77V250H78V252H77V250L75 251V250L73 249L74 252H77V254H75V256L80 254V253H79ZM89 249H88V250H89ZM116 249L118 250L117 247H116ZM116 249H115V250H116ZM135 249H136V247H135ZM142 249H143V251H142ZM183 249H184V248H182V250H183ZM201 249H202V248H201ZM262 249H264V247H262ZM0 250H1V249H0ZM4 250H5V248H4ZM6 250H7V249H6ZM66 250H68V252H70V250H71V245H70V250H69V249H66ZM90 250H91V249H90ZM92 250H94V249H92ZM92 250H91V251H92ZM98 250H99V249H98ZM98 250H97V253H95V254H97V255L100 254L99 256H102V257L105 256V255H102L101 253H98V252H99ZM100 250H101V249H100ZM160 250H161V251H160ZM177 250H178V249H177ZM182 250H181V251H178V253H179V252L183 253ZM185 250H183V251H185ZM216 250H217V249H216ZM246 250H247V249H246ZM254 250H255V249H254ZM260 250H261V249H259V250H257V251L260 252ZM7 251H9V250H7ZM7 251H6V258H9V257L11 256L10 258L13 260V256H14V255H11V254H13L14 252L10 253L11 251H9V253H8ZM17 251H18V250H17ZM47 251H50V250H49V249H46L45 247H38V248H36V249H35V255L31 258V260H30V264H44L45 261H46V260H44V258L47 257V256H49L48 254L50 253V252H47ZM53 251H54V250H53ZM59 251H60V250H59ZM64 251H65V250H64ZM73 251L70 252V253H73ZM106 251H107V248H106ZM124 251H125V249H124ZM131 251H135V250H132V249H131ZM131 251H130V252H131ZM193 251H194V248H193ZM198 251H199V250H198ZM27 252H28V251H27ZM60 252H61V251H60ZM89 252H90V251H89ZM89 252L87 251L88 254H89ZM94 252H95V251H94ZM101 252H105V251L101 250ZM108 252H109V251H108ZM108 252L105 253L106 256H107V253H108ZM114 252H115V251H114ZM118 252H119V251H118ZM138 252H139V251L135 252L134 256H135L136 253H138ZM145 252H147V251H145ZM185 252H187V251H185ZM185 252H184V253H185ZM191 252H192V251H191ZM228 252H229V251H228ZM246 252H247V251H246ZM1 253H2V252H1ZM65 253H66V252H65ZM92 253H93V252H91L90 254H92ZM124 253L127 254L126 251H125ZM131 253H132V252H131ZM131 253H130V254H131ZM149 253H150V251H149ZM149 253H148V254H149ZM152 253H153V252H152ZM169 253H170V252H169ZM169 253H167V254H169ZM188 253H189V252H188ZM196 253H197V252H196ZM220 253H221V251H220ZM237 253H238V252H237ZM247 253H248V252H247ZM8 254H9V255H8ZM18 254H19V253H18ZM21 254H23V253H21ZM63 254H64V253H63ZM73 254H74V253H73ZM81 254H82V256L85 255V254H86V251H85L84 253H81ZM81 254H80L79 256H81ZM90 254H89V256H90ZM138 254H139V253H138ZM148 254L145 255V257H147V259H149V258L151 257V259H152L153 261H151L150 259H149V260H150L151 262H153V263H156V262H157V264L159 263V261H160L161 264H162V263H163V264H165V263L167 264V262H166L167 260H172V259H168V258H167L168 255L166 256V259H167V260H165V255H166V254H165L164 256H162V258L164 257L163 259L160 257L159 260L157 259V260L155 261V260H154V259H155L154 256L152 257L153 254L150 255V257H148V256H149ZM185 254H186V253H185ZM185 254H184V255H185ZM3 255H4V254H2V256H3ZM66 255H68V254H66ZM70 255H71V257H72V254H70ZM86 255H87V254H86ZM192 255H193V254H192ZM250 255H251V254H250ZM2 256H1V257H2ZM4 256H5V255H4ZM4 256H3V257H4ZM15 256H16V255H15ZM62 256H65V255H62ZM82 256H81V257H82ZM113 256H114V254H113ZM118 256H120V252H119V255H118ZM124 256H125V255H124ZM127 256H128V254H127ZM130 256H131V257H130ZM138 256H139V255H138ZM178 256H180V255H178ZM3 257H2V258H3ZM22 257H23V256H22ZM76 257H78V256H76ZM76 257L73 256L72 258L75 259ZM81 257H80V258H81ZM84 257H85V256H84ZM84 257H83V258H84ZM90 257H91V256H90ZM96 257H98V256H96ZM108 257H109V256H108ZM108 257H107V258H108ZM136 257H137V256H136ZM143 257H144V254H143ZM157 257H156V258H157ZM168 257H169V256H168ZM221 257H223V256H221ZM250 257H251V256H250ZM6 258H5V259H6ZM65 258H67V257H65ZM65 258H63V261L66 262V260H64ZM87 258H88V257H87ZM87 258H86V259H87ZM98 258H99V257H98ZM104 258H105V257H104ZM114 258H115V257H114ZM130 258H131V262H133V264H134V263L137 264V261H136V260H135V262L132 260V259H133V258H132V255H129V258H128V259H130ZM153 258H154V259H153ZM170 258H171V257H170ZM215 258H217V257H215ZM3 259H4V258H3ZM14 259H15V258H14ZM19 259H21V258H19ZM47 259H48V258H47ZM78 259H79V257H78ZM92 259H93V258H92ZM100 259H101V257H100ZM109 259H110V257L108 258V260H109ZM115 259H116V258H115ZM117 259H118V258H117ZM124 259H126V256L124 257ZM161 259L164 260L165 263H164L163 261L161 262ZM217 259H218V258H217ZM217 259H216V260H217ZM12 260H11V261H12ZM21 260H23V258H22ZM21 260L19 261V260L17 259V261L20 262V263L22 262ZM24 260H25V258H24ZM48 260H49V259H48ZM51 260H52V259H51ZM84 260H85V259H82V258H81V261H83V263L79 261V262H80L79 264H84L85 261L87 262L88 260H91V258H90V259H87V260H85V261H84ZM103 260L106 261L107 259H103V258H102V260H100V261H103ZM110 260H112V257H111ZM181 260H182V258H181ZM219 260H220V259H219ZM6 261H9V259H8V260L6 259ZM17 261L15 260V261H13L14 263L11 262V264H12V263H13V264H16ZM63 261H62V264H63V263L65 264V262H63ZM97 261H98V260H97ZM115 261H116V260H115ZM122 261H126V260H122ZM184 261H185V260H184ZM221 261H222V260H221ZM0 262H1V263H4V260H3V262H2V260H0ZM47 262H48V261H47ZM71 262L74 263V261H71ZM86 262H85V264H86ZM95 262H96V260H95ZM106 262H107V261H106ZM144 262H145V258H144L143 263H144ZM172 262H173V260H172ZM172 262H171V263H172ZM182 262H183V260H182ZM89 263L92 264V261H91V262L89 261L88 264H89ZM110 263L112 264L113 262H110ZM118 263L121 264V260H120V261L118 260ZM122 263H124V262H122ZM126 263L129 264V263H130V260H129L128 262L126 261ZM126 263H124V264H126ZM141 263H142V262H141ZM143 263H142V264H143ZM153 263H150V264H153ZM169 263H170V262H169ZM169 263H168V264H169ZM171 263H170V264H171ZM179 263L181 264V262H179ZM196 263H197V262H196ZM4 264H6V263H4ZM8 264H10V263H8ZM54 264H55V263H54ZM56 264H57V263H56ZM60 264H61V260H60ZM75 264H76V263H75ZM94 264H96V263H94ZM104 264H105V263H104ZM106 264H107V263H106ZM147 264H148V263H147ZM172 264H175V263H172ZM182 264H184V262H183Z\"/></svg>",
    "mask_w": 264,
    "mask_h": 264
}]
</instances>
